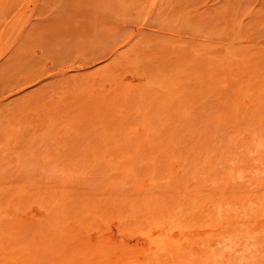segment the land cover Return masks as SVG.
Here are the masks:
<instances>
[{
	"label": "bare ground",
	"instance_id": "obj_1",
	"mask_svg": "<svg viewBox=\"0 0 264 264\" xmlns=\"http://www.w3.org/2000/svg\"><path fill=\"white\" fill-rule=\"evenodd\" d=\"M53 1V0H52ZM51 1V2H52ZM64 1V0H63ZM68 1L69 0H65V2H61V4L62 5H64V4H66L67 3V5H65V6H71V7H73V8H75L74 9V11H76L77 9H76V5H77V3H76V5H75V3L73 4H71L70 2L68 3ZM71 1V0H70ZM75 1H79V0H72L71 2H75ZM81 1V2H80ZM79 2H80V6H82L81 4L83 3L84 4V2L83 1H87V0H80ZM114 1V0H113ZM118 1V0H117ZM131 2H130V4L132 5L133 4V1L134 0H130ZM141 1V4H143L142 3V1L143 0H140ZM152 1V0H151ZM166 1H168L169 2V0H164V1H162V2H165V4H166ZM196 1H198V0H194V2H193V0L192 1H190V0H188V2H190V4H188L189 6L191 5V6H193L194 5V3L196 2ZM208 1V0H207ZM212 1V0H211ZM210 0H209V2L211 3V4H213L212 2H211ZM217 1V0H216ZM230 1H233V0H230ZM229 1V3H232V2H230ZM246 1V0H245ZM254 0H252V1H250V0H247V2H249L248 3V5H247V7H248V10H245L244 9V13H239L236 9H238L239 10V4L241 3L239 0H238V5L237 6H230V10H229V7H227L226 6V8L228 9V12L230 11V12H232V13H228L226 10V8L224 9H222V4L220 5L219 3V7L221 8V9H216L215 8V6L213 7L212 5V7H213V9L214 10H216V12L214 13V15L220 10V14L222 15V18H223V20L225 19V20H227V16L224 14V13H228V15H231V14H233V15H231V16H233V18L230 16V18H228L229 20H227L228 22H229V24H230V26H229V24H228V26L226 25L225 27H224V25H225V23L227 22V21H225L224 20V25H223V27H224V30H226L225 31V33L223 32L224 30H222L221 28H223V27H221V23L220 22H218V21H221L222 19H220V20H218V16H219V12L217 13V15L216 16H213L212 14H211V10H210V12H209V10H208V14L205 12V11H202L201 9L202 8H204L206 5V7H208V5L210 4L209 2V4H206L204 7H203V4H200L201 6H198V8L199 7H201V8H199V12L197 13L196 12V16H195V14H193L194 12H192L191 10H193V11H197L196 9H197V7L194 5L193 6V9H189V8H192V7H189L188 8V6H187V4H183L182 3V0H179V2H178V0L176 1V0H172L171 1V6L170 5H168L167 4V6H170V8H168L167 6H165V4H164V7H167L166 9H171V7H172V2H176L175 4H179L180 2L183 4V6L181 5V4H179L180 6H181V8L183 7L184 8V6H185V8L183 9H181L180 7L178 8V4L177 5H173V7L175 8L176 6V9H178L179 11H177V10H175L174 8H172L173 10H175V11H172V12H176L177 11V15H175V14H172V13H167L168 11L166 10V15L164 14V16H162L161 17V20L163 19V20H166V21H164V24H161L160 25V22H156V24H154L153 22H151V21H149V22H151V23H153L152 25H158L159 24V27L161 26V29H163V31H164V29H165V27H166V30L169 32V30L168 29H172V28H174V30L172 31L173 33L174 32H176L177 34H179L180 32H184V31H186V30H189V31H191V32H189V31H186L185 33H190V35L189 36H193V38L192 39H194V37H198V38H200V37H202V34L204 33V34H207V32H208V34H209V31L210 30H208V25L209 26H211V25H213V27L212 28H214V27H216V26H219L217 29H219V30H222V31H218L217 29H211L212 31H214L215 30V32L216 31H218L217 33H220V34H222V35H224V34H226V32H227V29H228V27L230 28L229 29V31L227 32V33H229V32H231V31H233V32H236V34H234V39L233 40H231V42H235L236 40H237V42L239 41V43H240V41H242V39L244 38V39H246L247 37V39L249 40L250 38H251V36L252 35H255L256 34V32L259 30V32H258V35H255V37H257V36H260L258 39L256 38V39H254L253 37H252V40H249L248 42H252L253 41V39L256 41V42H258V40H259V42H261V45H260V43L258 42L257 44H259L260 46H262V45H264V40H263V42L261 41L262 39H264V34H262V33H264V28H263V32L261 33V31L262 30H260V29H262V26L264 25L263 23H264V19L262 18V17H264V15H263V13H264V11H263V7H262V5L264 4V0H263V4L262 3H260V1L258 2V0H256V6L257 7H259V9H255V8H257L256 6H255V3L253 2ZM115 2V1H114ZM136 2H137V6L135 7V8H138V2H139V0H136ZM154 2V1H153ZM193 2V4H191ZM206 2V1H205ZM227 2H228V0H227ZM246 2V3H247ZM251 2H253L254 3V7H253V9L254 10H256L257 11V14H252V13H256V11H252V9H251V7L249 6V4L251 3ZM58 3H60V2H58ZM120 3H123V2H120ZM119 3V4H120ZM229 3L228 4H226V5H229ZM236 3V2H235ZM69 4H71V5H69ZM115 4V3H114ZM124 4H127V3H124ZM145 4V3H144ZM152 4V3H151ZM195 4H198V3H195ZM237 4V3H236ZM252 4V3H251ZM261 4V5H260ZM58 6L60 5V4H57ZM74 5V6H73ZM121 5V4H120ZM119 5V7L122 9V7L124 6H120ZM134 5H136V4H134ZM160 5H161V3H160ZM199 5V4H198ZM214 5V4H213ZM217 5V4H216ZM232 5V4H231ZM243 5H245V4H243ZM65 6H63V8H65ZM154 6V5H153ZM156 6V5H155ZM211 6H209V7H211ZM60 7V6H59ZM62 7V6H61ZM61 7H60V9H61ZM114 7H116V9H118V7L116 6V4L114 5ZM127 7H128V4H127ZM127 7H123V8H125V10H127L126 8ZM134 7V6H133ZM162 7H163V5H162ZM162 7H160V8H162ZM164 7L162 8V9H164ZM235 7H237L236 9H235ZM62 8V9H63ZM129 8V7H128ZM147 8H148V6H147ZM150 8V7H149ZM159 7H157V9L159 10L160 9ZM189 10H188V9ZM249 8H250V10H249ZM260 8H261V11L260 12H258L259 10H260ZM41 9H44V8H41ZM59 9V10H60ZM82 9H83V7H82ZM81 9V10H82ZM115 9V8H114ZM115 9V10H116ZM171 9V10H172ZM195 9V10H194ZM73 10V9H72ZM85 10H88V9H84V11ZM112 10V9H111ZM149 10V9H148ZM181 10H182V12H183V10L185 11V12H181ZM225 12H224V11ZM233 10V11H232ZM234 10H236V11H234ZM243 10V9H242ZM242 10H240V11H242ZM62 10H60V12H61ZM71 11V10H70ZM78 11V10H77ZM80 11V10H79ZM78 11V12H79ZM83 11V10H82ZM117 11V10H116ZM118 11H124V9L123 10H119L118 9ZM165 10H163L162 12H161V14L164 12ZM186 11H191L190 13L192 14V15H194V16H191V17H195V18H192V19H194L193 21H195V24L191 21L190 22V19H188L189 21V24H188V22H187V20L184 22L183 20V22H182V24H188V27H187V25L185 26L186 28H183L184 26L181 24V22H179V20L177 19V20H175L176 22H175V24L176 25H179L180 24V27L181 28H183V31H182V29H181V31L179 30L180 29V27L178 26V28H175L174 26H176V25H174L173 27H172V25L174 24H172V25H170V28H167V27H169L168 26V24H165V22H170L171 20L170 19H172V18H174V16H178V14L180 13V16H182L183 17V15L185 14V13H187ZM202 11V12H201ZM213 11V10H212ZM246 11V12H245ZM249 11H251V12H249ZM262 11H263V13H262ZM63 12V11H62ZM61 12V13H62ZM87 14L86 15H90L91 16V14L93 15L94 14V16H95V13L94 12H91V11H89V12H87V11H85ZM205 12V14H207V15H203V13ZM222 12V13H221ZM234 12V13H233ZM236 12L238 13L237 15H236ZM53 13V12H52ZM82 12L80 11L79 12V14L80 15H83V13L81 14ZM100 13V12H99ZM97 13L96 12V17H97V14L99 15L98 17H97V19H98V21H99V23L100 22H102V20H104L103 19V17L100 19L99 17H100V14H104V13ZM111 13V12H110ZM115 13H117V12H115ZM115 13L114 14H110L111 15V17H110V15L109 14H104V18H105V20L107 21V18L108 17H110L111 19L109 20L108 19V21H109V23H110V21H112L111 22V25H113L114 24V26L116 25V20L118 19L117 18V16L119 17V19L118 20H120V21H122L123 22V20L122 19H120V17H121V14H123L124 16H125V13L124 12H121L120 14L119 13H117L116 15H115ZM158 14H159V12H157ZM189 13V12H188ZM187 14V15H191V14ZM245 13H246V15H247V17L245 16ZM259 13L261 14V15H263V16H259ZM55 14H58V15H61V14H59V11H57V13H56V11H55ZM63 14H64V12H63ZM74 14H76V12H74ZM78 14V13H77ZM157 14V15H158ZM160 14V15H161ZM169 14V18L167 17V15ZM172 14V17L170 16ZM182 14V15H181ZM199 14V15H198ZM201 14H202V16H204V18L206 19H203V18H201L202 16H201ZM244 14V15H243ZM250 14V15H249ZM251 14H252V16H251ZM53 15V14H52ZM70 15V14H69ZM69 15H66V16H69ZM107 15V16H106ZM114 15L116 16V18L114 17ZM157 15H156V17H157ZM163 15V14H162ZM186 15V14H185ZM186 15V16H187ZM210 15H211V17L213 18L212 20H209V19H211L210 18ZM240 15V16H239ZM242 15V16H241ZM256 15H258L257 17H256ZM72 15H70L69 17H71ZM114 17V19H113V17ZM124 16H122L123 17V19H124ZM184 16L185 18H187V17H189V16ZM197 16H201L200 18V20L198 19V18H196ZM206 16V17H205ZM225 16V17H224ZM246 17V20H248L249 19V21H247L246 23H248V24H246L244 21H242L240 18H242V17ZM53 18H51L52 20L54 19V16H52ZM61 17V16H60ZM63 18H64V16H62ZM74 17H78V16H74ZM73 17V18H74ZM81 17V16H80ZM79 17V18H80ZM160 17V16H159ZM164 17H165V19H164ZM182 17H180V18H182ZM183 17V18H184ZM217 17V19H215V18ZM240 17V18H239ZM245 17H244V19H245ZM250 17H252V18H250ZM260 17V18H259ZM62 18V19H63ZM176 18V17H175ZM174 18V19H175ZM232 18V19H231ZM236 18V19H235ZM57 19V18H56ZM55 19V20H56ZM72 19V18H71ZM71 19H70V21H71ZM83 19V21H84V19L85 18H82ZM82 19H79V20H81L82 21ZM96 19V18H95ZM96 19V20H97ZM100 19V20H99ZM170 21H169V20ZM174 19H172V21L174 20ZM191 19V20H192ZM231 19V20H230ZM234 19V20H233ZM241 20L240 21V24L238 23V24H236V26L237 25H240V26H237L236 27V31H235V28H234V30H231V28L233 29V27H235V22H233V21H236V23L237 22H239V20ZM263 19V20H262ZM50 20V19H49ZM86 20V19H85ZM115 20V23H113V21ZM117 20V21H118ZM125 20V19H124ZM203 20V22H201ZM210 21V22H212L213 20V24H211L210 25V23L208 22V21ZM215 20H218L217 21V24H215L216 23V21ZM245 20V21H246ZM254 20V21H253ZM255 20H257V21H255ZM59 21V20H58ZM76 21V20H75ZM97 21V22H98ZM107 21V22H108ZM119 21V22H120ZM171 21V22H172ZM197 21H199V23L197 22ZM258 21H260V22H258ZM262 21V22H261ZM52 22V21H51ZM54 22V21H53ZM60 22V21H59ZM58 22V23H59ZM62 22V21H61ZM142 22V21H141ZM149 22H148V24H149ZM174 22V21H173ZM187 22V23H186ZM206 22H208V23H206ZM241 22H242V24H241ZM251 22H252V24H251ZM41 23V22H40ZM44 23H46V22H44ZM69 23V22H68ZM79 24L78 25H80L81 23H80V21L78 22ZM98 23V24H99ZM161 23H163V22H161ZM179 23V24H178ZM196 23H198L199 25H196ZM200 23H201V25H200ZM232 23H233V25H232ZM246 24V26H244L245 24ZM257 25H256V24ZM260 23V24H259ZM36 24V23H35ZM34 24V25H35ZM52 24V23H51ZM63 24V23H62ZM66 24V23H65ZM65 24H63V27L62 28H64V25ZM70 24V23H69ZM73 24V23H72ZM77 24V21H76V23H74V25H76ZM117 24H119V23H117ZM123 24V23H122ZM170 24V23H169ZM192 24H194V25H192ZM205 24V26H203ZM215 24V25H214ZM254 24V25H253ZM261 24H263V25H261ZM33 25V24H32ZM39 25V24H38ZM37 25V26H38ZM42 25H43V23H42ZM56 25V24H55ZM67 25V24H66ZM151 25V26H152ZM163 25V26H162ZM164 25H167V26H164ZM191 25V26H190ZM206 25H207V27L208 28H206V30L204 29H202V27L200 28V26H203V27H206ZM244 26V28L246 29V27L249 29V31L251 30L252 32H249V34H248V36H245V35H241V34H246V33H248L245 29H243L242 28V26ZM248 25L249 26H251L252 25V27L250 28V27H248ZM261 25V26H260ZM40 26H41V24H40ZM51 26V25H50ZM100 26H101V24H100ZM190 26V27H189ZM192 26H194L195 27V29H194V27H192ZM199 26V27H198ZM231 26H233V27H231ZM254 26H256L258 29L255 31V29H256V27H254ZM42 27V26H41ZM41 27H40V30H41ZM45 27V26H44ZM53 27V26H52ZM66 27V26H65ZM147 27V26H146ZM158 27V26H157ZM158 27V28H159ZM162 27H164V28H162ZM221 27V28H220ZM253 27H254V29H253ZM264 27V26H263ZM32 28V27H31ZM34 28L36 29V27L34 26ZM51 28V27H50ZM60 28V27H59ZM58 28V29H59ZM62 28H60V29H62ZM68 28V30H71V28H69V26L67 27ZM66 28V29H67ZM93 28V27H92ZM91 28V29H92ZM102 28V27H101ZM106 28V27H105ZM108 28V27H107ZM110 28V27H109ZM149 28H150V24H149ZM187 28H192V29H187ZM198 28H199V31H198ZM43 29V28H42ZM49 29V28H48ZM47 29V31H49ZM53 29L55 30V29H57V27L56 28H54L53 27ZM57 29V30H58ZM83 29H85L86 30V28L84 27ZM111 29H112V27H111ZM111 29H109V30H111ZM157 29V28H156ZM175 29H176V31H175ZM180 31H178V30ZM186 29V30H185ZM198 31L197 33H195V31ZM203 30V31H201V30ZM241 29H243L242 31H244L245 30V32H243V33H241L239 30H241ZM24 30H26V29H24ZM28 30H32V33L34 32L33 31V28L32 29H28ZM27 30V32L28 33H31L30 31H28ZM39 30V29H38ZM37 30V31H38ZM46 30V29H45ZM45 30L43 29V31L42 32H45ZM49 31V35H55L56 34V38L58 39V37L60 38L61 37V39L60 40H63V36L62 35H64L65 36V34H66V32H65V34H62L61 36H60V31H57V32H59V34L58 33H56L55 31ZM76 30V29H75ZM80 30H81V28H80ZM88 30V29H87ZM93 30H95L94 28H93ZM103 30V29H102ZM106 30V29H105ZM145 30H146V28H145ZM150 30V29H149ZM159 30V32H161L162 30H160V29H158ZM165 30V31H166ZM254 30V31H253ZM61 31H63V29L61 30ZM66 31V30H65ZM78 31V30H77ZM84 31V30H83ZM194 31V35H192V32ZM204 31H207L206 33L204 32ZM26 32V34L25 35H27V37H28V35H30V34H28ZM50 32H52V33H50ZM54 32H55V34H54ZM64 32V31H63ZM76 32V31H75ZM90 32V31H89ZM97 32V31H96ZM147 32V31H146ZM154 32H155V30H154ZM154 32H153V34H154ZM171 32V31H170ZM199 32H201V33H199ZM215 32H212L211 33V31H210V34L209 35H207V36H204L205 38V41H206V37H207V39H209L208 37H210V38H213L214 36V34H215ZM255 32V33H254ZM13 33H16V31L15 32H13ZM18 33V32H17ZM16 33V34H17ZM35 33H37L36 32V30H35ZM67 33H68V31H67ZM69 33H71L70 31H69ZM68 33V34H69ZM74 33V32H73ZM76 33H79V32H76ZM92 33H94V31L92 32ZM99 33V32H98ZM103 33H105V32H103ZM138 33H140L139 31H138ZM157 33V32H156ZM163 33H165V32H163ZM172 33V34H173ZM185 33H182L183 35L185 34ZM238 33V34H237ZM251 33V34H250ZM34 34V33H33ZM37 34H39V35H41V33L40 32H38ZM37 34H34V36H32V39H34V38H36V39H38V40H40L41 38H37L36 36H37ZM47 34H48V32H47ZM83 34H85V33H83ZM100 34V33H99ZM102 34V33H101ZM106 35H107V33H105ZM169 34V33H168ZM182 34L181 35H179V36H182ZM203 34V35H204ZM230 34V33H229ZM14 35V34H13ZM20 35V34H19ZM36 35V36H35ZM45 35V34H44ZM48 35V36H49ZM72 35V34H71ZM74 35H75V33H74ZM79 35H80V33H79ZM81 35H82V32H81ZM80 35V36H81ZM88 35H90L89 33H88ZM102 35H104V34H102ZM125 35H127V34H125ZM129 35V34H128ZM140 35V34H139ZM171 35V34H170ZM174 35V34H173ZM187 35V34H186ZM185 35V36H186ZM200 35V36H199ZM247 35V34H246ZM249 35H251V36H249ZM262 35V36H261ZM69 36V35H68ZM79 36V37H80ZM133 37V39H131V40H133L134 41V39H135V36H136V38L137 39H135V41H138V39H141L140 38V36H138V35H136L135 33H134V35L132 34V35H130V37ZM146 36V37H145ZM175 36V35H174ZM174 36H172V37H174ZM239 36H240V38H239ZM244 36V37H243ZM26 37V38H27ZM34 37V38H33ZM44 37V36H43ZM72 37V36H71ZM75 37V36H74ZM106 37V39H108L107 37L108 36H105ZM115 37V36H114ZM113 37V38H114ZM129 37V36H128ZM128 37H127V39H128ZM129 37V38H130ZM131 37V38H132ZM168 37V36H167ZM183 37V36H182ZM223 37H225V35L223 36ZM223 37H221L222 39H224ZM263 37V38H262ZM55 38V37H54ZM76 38H78V36H76ZM109 38H110V36H109ZM112 38V39H113ZM147 39V41H153V40H150L151 38L150 37H148V35H147V33L144 35V43L143 44H145V42H147L146 41V39ZM187 38V37H186ZM189 38V37H188ZM187 38V39H188ZM191 38L190 39H188V43H189V46H188V43H186V44H183V43H185V42H183L182 43V40H185V38L184 39H182V38H179V40L177 39L176 41L174 40V42H176V44L172 41V40H169L170 41V43H171V41L175 44V46L174 45H172V43L170 44L169 43V41H166V40H162L163 42L165 41V43L168 45V46H170L171 47V45H172V48L171 49H169V51L167 50V48H166V44L163 46V45H161V44H159V42L161 41H159V39L158 40H155L156 41V43H154V41L152 42V43H154V45L156 44V46H153V44L151 43V45H152V47H150L148 44L146 45L147 46V49L145 48V46H144V48H143V50L144 51H148V52H145L146 54H145V57L143 58V56H144V51L143 50H140L141 51V55L139 54V50L137 49V47H139V44L141 45L142 43V39L140 40V41H138V42H140V43H132V45L131 44H129V43H131V42H129L127 39H126V41H128L127 42V44L129 45V47L128 48H130V49H128V50H130L129 52H127V54H129V56L132 58V56H134V54H135V56H136V58H137V56H141V59H139V61H141V62H139L136 58H135V56H134V58H132V60H131V58L130 57H126V55L123 53V56H122V54L120 55V54H117V57H118V59H115V61H123V59L126 61V63H125V61L124 62H122L123 63V65H121V64H119V65H115V64H113V66H115L114 68L115 69H118V67H119V70L118 71H120V73H122V71L123 72H125V70H127V69H131V68H135V70L137 69V72H138V68H139V71H141V72H139L140 73V76H141V74H143L142 73V71L144 72V70L145 71H148V70H150V72L148 71V73H151V70H152V72H153V70L155 71V72H157V73H154L153 72V74L156 76V75H158L157 76V78H159V76L161 75H163V72L165 71V68L163 67V66H166V64H167V66L169 65V67H168V69L166 68V72H164L165 74V76H168L170 73V76H172L173 78H175V75L177 76V78H175V80H177V83H179L180 85H183L182 83H183V81H184V79L186 78V77H188V78H190L191 76V78H190V81L191 82H189V79H188V83H184V85L182 86V87H180L179 85H176V86H179L178 87V89L181 91V90H183V91H181L180 93H181V95H179L180 93L178 92L179 90L177 89V87L175 86V82L174 83H172L173 85H174V89H173V92H171V94L173 93V94H175V96H179L178 97V99L179 98H181L182 97V93H183V96H184V94L186 95L185 97H184V99L183 100H179V102L176 100V103L177 104H179L180 102L182 103L181 105L182 106H179L180 107V109L182 110V112L184 111V112H186V114H187V112H188V114H189V116H188V114L186 115L187 116V118H186V116L184 117V115H183V113H182V115H181V113L180 112H178L179 111V108H178V106H177V109L175 110V108H176V105H174L175 104V102H172V100H171V103L172 104H170V99H173V98H169V95L166 93V92H169L170 93V91L172 90H170V88L171 87H173L172 85L168 88V87H166V88H168L169 90H167L166 89V91H165V87L164 86H166V85H164V86H161L160 85V82L161 83H166V77H163V78H161V76H160V78L159 79H157V81L159 82L158 84H155L156 86H152L153 88H152V90H151V83L150 84H148V83H146V81H145V83L148 85V88H150V89H147V87H146V85H145V83H143L144 81H142V83L144 84V87L146 88V90L147 91H149V92H151L152 94L153 93H155V94H157V95H154V96H157L156 98L158 99V101H157V99H154V96H153V100L152 101H154L155 100V102H159L160 103V105L161 106H159L158 104V106H159V110H161V111H163V112H161V111H159L158 109H157V114H158V112H161V114L163 113V114H165V116H169V114H170V110H172V112H178V116H176V117H174L175 116V114L173 113H171L170 115L171 116H169L170 118H172V119H170V120H172L171 122H173V125H172V123H169L168 125H167V127L171 124V126H169L168 128H172V127H174L175 128V126H177V128H178V123H176V122H178V121H176V120H174L175 118H177V120H179V123H182V122H186V124H184L183 126L181 125L180 126V128L182 129L181 131H187L188 129V125H190V124H188L187 125V120H188V122H189V117L191 116V115H193V114H190V112H191V109H190V111H188V110H186L187 108H183V105H187V104H189V105H187V106H190L191 104V102L193 101L194 102V98L192 97V96H194V94L196 93V95H201V96H204V97H206L205 95L206 94H208V93H206L205 94V92H211L210 94L212 95L213 94V91L211 90V89H209L208 91H206V90H204L205 88H210V87H212V86H214L215 88H217L218 86H219V89H223V87H224V85H223V87H221L220 88V85L221 84H224L225 83V81L226 80H228L229 81V79L232 81V79H233V76H232V79H231V77H229V79H227L228 77H226V75L227 76H231V71H233L232 69L231 70H229L230 69V67L232 66V65H234V66H232V67H235V71H237V72H243V75L242 76H248V77H252L253 79H254V76L256 75V74H258V72H260L259 73V75L260 76H262V75H264V60H261V61H263V62H259V61H256L257 60V58H255L256 60H254V57L252 56V54L255 56V53H258V54H256L257 55V57H260V55L262 54V50H264V49H261V48H264V46H262V47H260L259 46V48H258V45L256 46V42H254L255 44V48H258V49H261V51L260 50H255V48H254V50H252V47L248 50L246 47V50H247V52L245 53V51L246 50H243V48H242V50L244 51L243 53H244V55H242L241 56V54L239 53V52H237L236 51V49H235V51L237 52V54H236V52L235 51H233L232 49H231V47H230V45L231 44H229L230 43V41H227V45L225 44L224 45V43H220L219 44V42H221L222 40L220 39H218V38H216V39H218V46L217 47H219V46H221V44L222 45H224L225 47H224V49H225V55H223L224 54V52H221V54L219 53L220 51H217V49H215V44H213V43H211V42H215L214 40H212L211 39V41H210V39L209 40H207V42H205L206 44H209V43H211L212 44V46L214 45V48L212 49V46L210 47V46H205L204 47V45L202 46V44H200V42L202 41V39H197L198 41H200V42H198V41H193V42H189V40L190 41H192L191 40ZM226 38V37H225ZM238 38H239V40H238ZM261 38V39H260ZM35 39V40H36ZM46 39V38H45ZM52 39H53V37H52ZM65 39H67V38H65ZM75 38H73V39H71L70 40V38L67 40V41H64V42H74V45L76 44V39L74 40ZM89 39H90V37H89ZM94 39V38H93ZM115 39V41L114 42H116L117 41V39L118 38H114ZM113 39V40H114ZM186 39V40H187ZM228 39V38H227ZM226 39V40H227ZM247 39L245 40L246 42H247ZM50 40V39H49ZM59 40V41H60ZM80 40V39H79ZM78 40V41H79ZM91 40H92V38H91ZM110 40V39H109ZM113 40H110L111 41V43H112V41ZM225 40V39H224ZM226 40L225 41H223V42H226ZM48 41V40H47ZM57 42V45L60 47V48H63V47H66L68 50H72L71 49V47L70 48H68V45H66V46H64L63 44H66V43H64L63 41V43H61V41H60V44L58 43V40H54V43L56 44V42ZM109 41V42H110ZM119 41V40H118ZM159 41V42H158ZM179 41H180V43H179ZM209 41V42H208ZM87 41H85V43H86ZM104 42H106V41H104ZM108 42V43H109ZM124 42V41H123ZM162 42V43H163ZM170 44H168V43ZM42 43V42H41ZM40 43V44H41ZM47 43H49V42H47ZM82 43V42H81ZM80 43V44H81ZM84 43V42H83ZM107 43V42H106ZM106 43H103V45L104 44H106ZM107 43V44H108ZM118 43V42H117ZM117 43H115V44H117ZM120 43V42H119ZM121 43H122V41H121ZM120 43V44H121ZM149 43V42H148ZM158 43V44H157ZM181 43L183 44V45H185V46H183V45H181ZM201 43H203V41L201 42ZM30 44V43H29ZM38 44V43H37ZM46 44V43H45ZM44 44V45H45ZM49 44H51V43H49ZM79 43H77V45H78ZM94 44V43H93ZM92 43H90V46H88V47H92V45H93ZM113 44V43H112ZM120 44H117V46H119ZM123 44V43H122ZM133 44H134V46H133ZM138 46H137V45ZM32 45V44H31ZM100 45H101V43H100ZM100 45H99V48H100ZM157 45H159L158 47H157ZM239 45H241V44H239ZM253 45V44H252ZM253 45V46H254ZM37 46V45H36ZM39 46V45H38ZM42 46V45H41ZM58 46H56V48L58 47ZM62 46V47H61ZM96 46V45H95ZM94 46V47H95ZM108 46H110V44L109 45H107L106 47L107 48H110V47H108ZM116 46V47H117ZM137 46V47H136ZM161 46V47H160ZM186 47L185 49L183 48V47ZM187 46H188V50H186L187 49ZM227 46V47H226ZM251 46V45H250ZM47 49H49V50H47V51H49V53L48 52H46V53H48L49 55L50 54H52L50 51L52 50V48H49V47H54L53 46V44H51V46L50 45H48V47L47 46H45ZM58 47V48H59ZM80 47H84V46H80ZM79 47V48H80ZM86 47V46H85ZM84 47V48H85ZM87 47V48H88ZM115 47V46H114ZM132 47V48H131ZM136 47V48H135ZM166 48V51H168L167 53H169V55H173V56H169V55H166L165 53H164V51L162 52V50H164L163 48ZM242 47V46H241ZM240 47V48H241ZM244 47V46H243ZM248 47V46H247ZM33 48H35V46L33 47ZM59 48V49H60ZM77 48V47H76ZM113 48V47H112ZM119 48V47H118ZM117 48V49H118ZM141 48V47H140ZM149 48H151V49H149ZM152 48H153V51H154V53H153V51H152ZM158 50H157V49ZM39 49V48H38ZM51 49V50H50ZM89 49V48H88ZM87 49V50H88ZM94 49V48H93ZM111 49V48H110ZM137 49V51H138V53H137V55H136V52L137 51H132V50H136ZM159 49L161 50L160 52H159ZM210 49H212L211 50V52H215L216 53V51L218 52V54H216V55H214L213 53H211L210 55L211 56H207V55H209L208 54V52H209V50ZM30 50V49H29ZM32 50V49H31ZM30 50V51H31ZM34 50V49H33ZM33 50L31 51V52H33ZM36 50V49H35ZM42 50V49H41ZM56 50V49H55ZM64 50V49H63ZM79 50V51H78ZM81 49H77V53H76V55H78L79 53H81L82 51H85L86 49H82V51H80ZM92 50V49H91ZM98 50H100V49H98ZM98 50L96 51V52H98ZM101 50H103V48H101ZM114 50H115V48H114ZM156 50H157V55L155 54L156 53ZM174 50V51H173ZM184 50H185V52H184ZM214 50V51H213ZM229 50V51H228ZM231 50V51H230ZM241 50V49H240ZM239 49H238V51H240ZM21 51V50H20ZM57 51H59V50H56V52ZM65 51V50H64ZM63 51V53L64 54H66L67 53V55H68V52L66 51V52H64ZM110 51V50H109ZM117 51V50H116ZM151 52V56H150V58H149V56H148V53H150ZM208 51V52H207ZM221 51H222V49H221ZM248 51L249 52H251L252 51V54H250V53H248ZM52 52H54V48H53V50H52ZM101 52H103V51H101ZM100 51H99V53L102 55V53H101ZM108 52V51H107ZM134 52V53H133ZM187 52V53H186ZM203 52H204V54H203ZM205 52H206V54H205ZM231 52H233V55L235 56H232V53ZM43 53V52H42ZM82 53H84V52H82ZM116 53H118V51L116 52ZM121 53V52H120ZM126 53V52H125ZM152 53L153 54H155V55H152ZM160 53V54H159ZM162 53L164 54V56L162 57ZM184 53H186V55H188V54H190L189 55V57L188 56H186ZM235 53V54H234ZM242 53V54H243ZM248 53V54H247ZM261 53V54H260ZM16 54V53H15ZM25 54V53H24ZM24 54H23V52H22V55L24 56ZM29 54H31V53H29ZM32 54H34V53H32ZM31 54V55H32ZM57 54V53H56ZM55 54V52H54V57H55V59L57 60V57L55 56L56 55ZM71 54V53H70ZM72 54H73V52H72ZM85 54L87 55H90L89 54V52L88 53H86V51H85ZM93 54V53H92ZM91 54V55H92ZM133 54V55H132ZM139 54V55H138ZM201 54H203V55H201ZM260 54V55H259ZM17 55H18V53H17ZM20 55V54H19ZM39 55V54H38ZM53 55V54H52ZM51 55V56H52ZM59 55H60V57H62L61 56V53L59 52ZM96 55V54H95ZM97 55H98V53H97ZM119 55L121 56V58H123V59H121L120 57H119ZM143 55V56H142ZM217 55H220L222 58L221 59H218V58H220L219 56H218V58L217 57H213V56H217ZM23 56H21V57H23ZM33 56H36V54L35 55H33ZM33 56H31V57H33ZM41 56H43V55H41ZM50 56V57H51ZM73 56V55H72ZM104 56V55H103ZM128 56V55H127ZM154 56V57H153ZM155 56H156V58H157V60L155 61L154 60V58H155ZM186 56V57H185ZM193 57L192 59L190 58V57ZM201 56V57H200ZM245 56L247 57V56H251L250 57V59L252 58L253 60V62L254 61H256V62H254L255 64L257 63L258 65H261L260 67H261V71H260V69H259V71H257V70H255L256 68L258 69V68H260V67H257L258 65L256 64H254V63H252V61H248L247 59H245V62L243 63V62H236V60H237V58L238 57H240V59L238 58V61L240 60H244V58H245ZM262 57L261 58H258V59H264V53H263V55H261ZM19 57V56H18ZM36 57H38V56H36ZM48 57V56H47ZM49 57V58H50ZM59 56H58V60L60 61L61 59H59L60 58ZM64 57H65V55H64ZM67 57V56H66ZM74 57H75V55H74ZM78 57V56H77ZM76 57V58H77ZM83 57H85V58H87L86 56H83ZM99 57V56H98ZM117 57H115V58H117ZM148 57V58H147ZM153 59H152V58ZM170 57V58H169ZM172 57V58H171ZM174 57V58H173ZM204 57V58H203ZM207 57H210L211 59H209V58H207ZM232 57H233V59L235 60L234 61V63L232 64V62L231 61H233V59H232ZM241 57L243 58V59H241ZM256 57V56H255ZM15 58V57H14ZM14 58H13V60H14ZM16 58H17V56H16ZM35 57H33L32 59H34ZM95 58V57H94ZM102 58V57H101ZM100 58V59H101ZM130 58V59H129ZM146 58V60L144 61V59ZM159 58V59H158ZM163 59L164 58V60H166V61H164L166 64L165 65H163L164 63H163V61L161 62V61H159L160 59ZM195 58V59H194ZM214 58H216V60L214 59ZM39 59V58H38ZM44 59V58H43ZM48 59V58H47ZM51 59H54L53 57L51 58ZM54 59V60H55ZM66 59V58H65ZM88 59V58H87ZM89 59H91V58H89ZM129 59V60H128ZM149 59V60H148ZM151 59V60H150ZM186 61H185V60ZM187 59H190V60H187ZM228 59V61H229V59H230V61H229V65H231V66H228L227 64L228 63H226V64H222V62H225V60H227ZM12 60V59H11ZM55 60V61H56ZM58 60L56 61V62H58ZM128 60V61H127ZM149 62H148V61ZM153 60V61H152ZM167 60H168V62H167ZM171 60V61H170ZM185 61V64H181V63H184V61ZM198 60H199V62H198ZM207 60V61H206ZM209 60V61H208ZM22 61H23V63H26V62H24V60L22 59ZM26 61V60H25ZM29 62H30V56H29V60H28ZM34 61V60H33ZM49 61H51V60H49ZM64 61V60H63ZM62 60H61V62H63ZM88 61H90V60H88ZM132 61H135L134 63V66L133 67H131L132 65H133V62ZM147 61V62H146ZM152 61V62H151ZM158 61V62H157ZM173 61V62H172ZM13 61H10V63H12ZM29 62H27V64L29 65ZM38 62V61H37ZM46 62V61H45ZM53 62V61H52ZM91 62V61H90ZM94 62H95V59H94ZM132 62V64H130V63ZM136 62H139V63H141V64H138V63H136ZM142 62H146V64H143ZM153 62H155V66L152 64ZM156 62H157V64H156ZM161 62V63H160ZM235 62L237 63V64H235ZM9 63V64H10ZM19 63H21V64H23L22 62H19ZM32 63V62H31ZM129 63V64H128ZM160 63V64H159ZM173 64V65H171V64ZM193 63H195L194 65H193ZM197 63L200 65H197ZM200 63H203L202 64V66H201V64ZM231 63V64H230ZM245 65L246 64V66L245 67H247V68H244L243 66V64ZM249 63V64H248ZM251 63H252V66H251ZM261 63V64H260ZM263 63V64H262ZM6 64H8L7 62H6ZM5 65L6 67L8 66H11V65ZM33 64V63H32ZM40 64H41V62H40ZM39 64V65H40ZM56 64V63H55ZM127 64V66H125V65ZM136 64H138V65H140V66H142V68H140V67H138L137 68V66H135ZM174 64H175V66H174ZM189 64H190V66H189ZM205 64H207L208 66H209V68H208V66L206 67V70L208 69V72H211V73H214L215 75H219V77L220 78H222V76H223V74H224V82L222 83V81H223V79H222V81L221 82H218L219 80H221L219 77H217V78H219L218 80H217V78L215 77V75L214 74H209L208 76H211V75H213V76H211L210 77V79H214V77H215V80H217V82L218 83H221L220 85L218 84V86L216 85V82H215V80H214V82H215V84L214 85H211L210 87L207 85V84H210V83H212V82H210L208 79V77H207V75L206 76H204L203 77V75H201V73H200V71H198V70H196L198 67H200V68H203L204 66L203 65H205ZM242 64V65H241ZM256 66L255 67V69H254V65ZM34 65V64H33ZM41 65H43V64H41ZM61 65V64H60ZM84 65H86V64H84ZM122 66V68H121V66ZM130 67H129V66ZM146 65V67H145V69H144V66ZM149 65V66H148ZM156 65H160V67H157ZM162 65V66H161ZM184 65V66H183ZM197 67H196V66ZM227 65V66H226ZM239 65V66H238ZM263 65V66H262ZM4 66V67H5ZM27 66V65H26ZM82 66V65H81ZM110 66V65H109ZM109 66H106V71L108 70V75H109V70L111 69V67L109 68V69H107V67H109ZM111 66H112V63H111ZM113 66H112V68H113ZM118 66V67H117ZM172 66L174 67L172 70L170 69V68H172ZM177 66H182V67H177ZM187 66V68H183V67H186ZM194 67L193 69H192V67ZM211 66H213L212 68H211ZM250 66V67H249ZM5 67V69H7ZM19 67H21V65L19 66L18 65V67L16 68V71L18 70V71H21V70H19V69H21V68H19ZM22 67H23V65H22ZM117 67V68H116ZM124 67V68H123ZM125 67H127V68H125ZM156 67V68H155ZM188 67H189V69H188ZM191 67V68H190ZM216 67H219V69L218 68H216ZM221 67V68H220ZM223 67V68H222ZM226 67V68H225ZM228 67V68H227ZM240 67H243V69L241 68L240 69ZM121 68V69H120ZM152 68H154V69H152ZM158 68V69H157ZM163 68V69H162ZM175 68H177V69H175ZM224 68H225V70H224ZM250 68V69H249ZM11 69V68H10ZM23 70H24V67L22 68ZM40 69V68H39ZM42 69V68H41ZM40 69V70H41ZM123 69V70H122ZM141 69V70H140ZM144 69V70H143ZM157 69V70H156ZM181 69L182 70V73H180L181 72V70H180V72H179V70ZM185 69V70H184ZM190 71V73H189V71ZM199 69V68H198ZM210 69H212V70H210ZM218 69V70H217ZM221 69V70H220ZM228 69V70H227ZM244 69H247V71H248V73H246L245 72V70ZM263 69V70H262ZM35 70V69H34ZM122 70V71H121ZM134 70V71H135ZM168 70H171V71H168ZM173 70H175L174 72H173ZM176 70H178V71H176ZM192 70H195V71H197V72H195V71H192ZM203 70H205V67H204V69ZM205 70V71H206ZM243 70V71H242ZM249 70H253L254 72L256 71V73L254 74V72L252 71V73H250V75H249ZM39 71V70H38ZM37 71V68H36V72H38ZM113 71H114V69H113ZM117 71V72H118ZM184 71V72H183ZM186 71L188 72L186 75L184 74V73H186ZM214 71V72H213ZM223 71H225L224 73H223ZM250 71V72H251ZM3 74H2V73ZM1 72H0V74H2L3 76H0V82H1V85H3V81H4V84L6 83V82H9L10 80H12L11 79V75H8L7 73H9V72H3V70H1ZM42 72V71H41ZM40 72V73H41ZM136 72V73H137ZM160 72H162V74L160 73ZM169 72V73H168ZM174 74H173V73ZM176 72V73H175ZM178 72V73H177ZM192 72L193 73H195V75H200V77L205 81L204 83H206L207 82V86H204L205 88L203 89V86H202V89L203 90H201V88L199 87V83H202V84H204L202 81V79L200 78V77H197V76H193V74H192ZM216 72V73H215ZM220 72V73H219ZM227 72V73H226ZM240 72V73H241ZM263 72V74H261ZM21 72H18V76H20L21 75V77L24 79V77L22 76V74H20ZM39 73V74H40ZM61 73V72H60ZM63 73V72H62ZM83 73V72H82ZM86 73V72H85ZM90 72H88V74H89ZM92 73H93V71H92ZM99 73V72H98ZM112 73V71L110 70V74ZM115 73V71L113 72V74ZM138 73V74H139ZM146 74V75H149V74ZM179 73H180V75H179ZM199 73V74H198ZM219 73V74H218ZM228 73H230L229 75H228ZM247 75H246V74ZM5 74V75H4ZM24 74V73H23ZM113 74H111L110 75V77L111 76H114ZM116 74V76H117V74L118 73H115ZM160 74V75H159ZM190 76H189V75ZM242 74V73H241ZM251 74H252V76H251ZM6 75H7V77H6ZM15 75V74H14ZM59 75V74H58ZM80 74H78L77 76H79ZM81 75H85L84 73L83 74H81ZM89 75H91V73L89 74ZM94 75V74H93ZM99 75V74H98ZM103 75V74H102ZM145 75V74H144ZM178 75H179V77H178ZM16 76H17V74H16ZM17 76V77H18ZM63 76V75H62ZM143 76V75H142ZM170 76H168V78H170V79H168L169 80V83L173 80L174 81V79H172L171 80V77ZM258 76V75H257ZM2 77V78H1ZM10 77V78H9ZM74 77L75 76H73V79H74ZM195 77V78H194ZM197 77V78H196ZM213 77V78H212ZM5 78V79H4ZM64 78V77H63ZM85 78V77H84ZM84 78H82V80L84 79ZM105 78H106V76H105ZM118 79H120L119 77H117ZM156 78V77H155ZM193 78V79H192ZM208 78V79H207ZM252 78H249V80H251ZM260 78V79H259ZM9 79V80H8ZM65 79V78H64ZM67 79V78H66ZM87 79V78H86ZM178 79L180 80V81H178ZM187 79V78H186ZM185 79V81L184 82H187V80ZM253 79L250 81V82H252L253 81ZM256 79H258V80H260V82L256 85L257 87L255 88L254 86H253V88H255V90H250V88L252 87V86H250V88H249V85L250 84H252V83H250L249 85H247V87L244 85V83H242V82H239V80H237V79H233V81H232V83H230L231 81H226L227 83H225V88L222 90H220L219 92H220V94H218L219 92L218 91H216V93H217V95H221V96H226V95H222L221 94V91L222 92H224L225 94L226 93H228L227 95H230V94H232V95H234V96H232V98H231V96L227 99V100H225V106H223V105H221V107H220V105L219 104H221L222 102H220V103H217L218 101H217V99L219 100V101H221V99L224 101V97H222L221 98V96L220 97H218L217 95H216V93H214L213 94V96L211 97V96H208V95H210V94H208L207 96L208 97H211L212 99H214L213 97L215 96V98L217 97V99H215V101H217L216 102V104H215V102L214 101H212L211 103H209L208 102V100L210 99V98H206V99H208V100H206V102H205V104L208 102L210 105L213 103V104H215V106H219V108L217 107H214V109L213 108H211V106L209 105V106H207V111H211V110H209V109H212L214 112H216L215 111V108H216V110L218 109V111H219V109H221V108H224V109H221V111H219V113H214L213 111V113L211 112L210 114V119H209V117H207L208 115H206V117H207V119H206V122H205V120L203 119V117H200L199 118V121H200V119L201 120H203L204 122L202 123V121H200L201 123V125H200V130L203 128L206 132H208V135H209V137L206 135V132L204 131V130H201L200 131V133H201V136H200V134H199V128H198V124H197V122H198V118H197V121H195L194 119V121H195V124H196V126H197V128H198V133H195L196 131H195V129H193L192 127V125H190L191 126V128H189V130L190 129H192V130H190V131H192V133H190V131H188V134H187V132H185V135H187V137H186V139H188L189 141H190V139H194V140H196L195 142L193 141V143H196L197 144V142H202L203 140V142L202 143H200V145L203 147H201L200 145H199V147H198V144L196 145V147H194L195 145H193V143L191 142L190 144H188L189 143V141L188 140H186L185 139V141H184V138H183V136L181 137V136H179L178 135V132H176L177 134L176 135H174L175 134V132H171L170 133V135H171V137L174 135V140H172V141H175L177 138H178V140H176L175 141V143L177 144V146L175 147V143H168V141L167 140H169V141H171V138L170 139H167V140H164V139H162V137H164V136H162L161 138H159V136H161V135H159V134H157V135H154V137L155 136H157V137H155V138H157L156 140H155V142L154 143H156V141H158L159 143L160 142H162V147L160 146L161 144H159V146L157 145V147H155V145H152L153 143H149L150 145H148V143H147V146L146 147H148V146H150L151 148H152V150L153 149H157L158 148V150H157V152H155L154 153V151H153V153L156 155H160L159 156V158H157L156 159V156H154V154H150L151 156V158H154V160H151V158H148L147 160H145V159H141L137 154L138 153H135L134 154V150H135V148H136V145L138 144L137 143V141L135 140V139H137V138H135L134 136H132L131 134H133L134 132H136L135 131V129L136 128H134L135 126L134 125H136L138 122H139V120L137 119V121L135 120V122H137V123H135L134 121H132V118H130L129 119V116L131 115H126V114H128V113H125L124 114V110L125 109H127V108H125L123 105H125V100H124V98L125 97H123L122 95H124V96H126V98H127V94H124L123 92H121V91H124V92H126V93H129L128 91H125L127 88H125V90H121L122 89V87L123 86H128V84L127 85H123L122 87H120L119 86V84H121V83H119L118 84V82L117 83H115V84H118L117 86H115V88L117 87V90H116V92H115V90H114V92H107V93H109V94H111V95H109V94H104L103 92H106V91H104V89H107V88H104L103 89V91L102 90H99L100 91V93H98V91H97V89L94 87V83H92V82H95V81H89L88 79V81L89 82H86V80L84 81V83L86 84H88V90H91L90 88H94V89H96V91H97V93H95L94 91H93V94H96V95H91V97L90 96H88L87 97V95H88V93H86L87 91H82V90H78L79 92L78 93H80V92H83L81 95H79V96H83V97H86V101H84L83 99V97L81 98L80 97V99H82L84 102H85V105H88V104H90V102L91 101H89L88 102V100L90 99V100H96L97 98L96 97H98L99 99H97V101L98 100H100V98H101V96L102 95H104L103 97H105L106 98V95H107V100H105V98H101V100H100V102L99 103H97L96 101H95V103H97V105H101L103 102H105L106 101V103L104 104L103 103V105H101L102 106V109H103V107H104V109L109 105V109L108 108H106L107 110H109L110 111V108L111 107H113V108H111V112H108L106 109L105 110H98L97 108H100L99 106H96L95 107V105H94V107H93V109L94 110H92V107L90 108L92 111H93V116H94V114L95 113H97V116H96V118L95 119H93L92 117L93 116H91L90 115V119H86V117H84V116H87V117H89L87 114H82V115H84L83 116V120H85L84 122H86V123H84L83 121H81L82 120V116L79 118V119H77L76 117L77 116H75V115H79L78 113L77 114H75V112L74 111H72V109H74V108H72V104H71V108H69V109H71V110H67V111H65V112H67V114L68 113H70V112H74V114L75 115H72V116H74V117H72L73 119H74V123L72 122V120H70L72 123L70 124V125H74V127L76 126V124L77 123H83V124H85V125H83L84 127L86 126H89V124L90 123H94V122H98L97 124L96 123H94L93 125H94V127H92V125H91V128L89 127H85V130L88 132V131H90V132H88V134L90 133H92V131H93V133L95 134V132L97 131H101V130H103L104 128L105 129H107V127L104 125H102L101 124V122H103L104 120L103 119H105V120H109L110 118L112 119H110V124H113L114 126H119V124L118 123H120V121H119V119H117L118 117H122V116H117V113H119L120 111H118L117 112V110L116 109H119L118 107H117V105L119 106V104H120V106L119 107H122V112H123V114H124V116L123 117H126V116H128L127 118H128V120L127 119H125L126 121H131V125L129 126V127H127L128 125H129V123L127 122H125L123 125L125 126V127H123L122 126V124H121V127L123 128V129H126V127L128 128V131H127V129H126V132L128 133L129 132V136L128 137H130V139H129V142H127L126 140H128V138H125V142L124 143H122L123 142V140H121V139H123V138H121L122 137V134H123V130H122V128L119 126V129H117V130H119V131H117L118 132V135L119 134H121V136L119 135H114V133H113V135H114V138H113V135H111V133L109 134V132H107L108 131V129L107 130H105V132H106V134L109 136V141H108V145H110L109 144V142H112L113 143V140H114V142H116V143H119V142H117V141H120L121 140V143L122 144H119V146L121 147L122 145H124L126 142V146H127V144H128V146H129V148H130V150L131 151H133V152H131V154H133V156H134V158H131V159H129L128 158V160H130L128 163H126V161H124V163H122V165H125V164H128V165H130V167H127L128 165H125L124 167L122 166V165H119V161H117V162H119V163H117L116 162V156L118 155V154H116V156H115V158L113 159L112 157H110L109 158V154L110 155H112V154H114V153H112V152H114V151H116V152H118V150H119V153H120V151H122V152H124V151H126V149L125 148H118V150L117 149H114V147H113V145H114V143H113V145H112V143H111V145H112V148L110 149V148H107V150H105L106 148H105V146H106V143L104 144V140H101L100 141V139H99V137H97V134H95L96 135V137L97 138H95V135H88L87 133H86V131L85 132H83L84 130L82 129L83 127H82V125L80 126L79 124L76 126V127H79L80 126V128H81V132L84 134V135H86V138H88L87 136H89L92 140H90L89 138L86 140L87 142H84V145H85V147L87 148V149H90L89 151L88 150H86V151H81V153L83 154L84 152H85V154H83V155H85V156H83V157H81V161L83 162V164L82 163H80L79 165L81 166H77L78 168L80 167V169H82L83 167L86 169V167L89 165V166H92L91 165V163H92V161H94V160H96V159H94V160H92L91 159V157H90V155H92L91 153H95V154H97V153H99V152H101V151H107V152H109V150H111L109 153H108V155L106 154L105 155V160H106V158L108 159V161H107V165H108V167H107V165L105 166L106 168L105 169H107V170H105V171H108V172H106V173H108V174H112V172L113 171H117L118 172V174H117V177L115 176H110L109 175V177H112V179H110L109 177H106V176H108V174L105 176V178L103 179V180H105L106 178H109L110 179V181L108 180V179H106V180H108V182H104V183H102L101 182V185H103V187L102 186H100L99 184H97V185H99L101 188H102V190L105 192V195H106V192H107V195L108 196H111L113 193H115V194H113L114 196H113V198H104V192H101V195H102V193H103V198H101L102 199V201H101V199H100V197H101V195H99V197H96V198H99L98 199V201H97V199H94L95 201H97L98 203H101V202H106V200L108 201V202H106V205H104V203H102V204H100V205H96V204H98V203H96V202H94V200H93V195H95L96 194V196H98V194L97 193H100V191L98 192L97 191V193H95V194H93V195H91L92 193H94L93 191H91V192H89L88 191V189L87 190H85L83 187H81L80 189H84L85 191H87L88 192V194H90L89 196H92L90 199H92V200H88V199H85V198H87V192L85 193V191H83V189H82V191L83 192H81V193H85L86 195H84V194H82V195H84V196H78L77 197V190L78 189H73V188H78V187H80V186H76V187H73V185L75 184H73V182L71 183V185H70V183L68 184L67 182V185H65V186H68V185H70L69 186V188L70 187H72V191H74V192H72V191H70L71 193H72V195H71V193H70V195H71V197L73 196V194H74V197H72V198H74V199H70V200H72V202H69L68 201V203H70L71 205H72V207L74 208V206H81V203H83L82 201H84V199L85 200H88V201H90V204L91 205H89L88 207L86 206L89 202L87 201V204L86 205H84L85 207H86V209L89 211H87L86 210V212L87 213H85L86 215H89V216H87V217H89V219H87V217L85 218V220L87 219L88 221V223H89V225H91V227H89L88 226V229L89 228H92V229H90V231L88 230V229H86V230H84V232H86L84 235H87V231H89V232H91L93 229H96L97 227H95V225H94V227L95 228H93V226H92V223H91V221H92V218L94 217H96V210H98V212H101L102 213V211H104V206H106V210H105V213L107 212V210H108V208L109 209H111L112 208V206H113V208L110 210V211H108L109 212V214H107L108 216V219L109 220H111V221H113V219L115 218V220H117L118 219V216H119V219H122L121 221H123V223H121V225L123 224V230L125 231V234H126V232H130V234H131V237L132 236H134L133 234H136V235H139V236H142V238L144 239V241L143 242H147V247H144L143 248V250H141V248H139V250L141 251H139L138 249H135V250H137L136 252H134L135 250H133L135 247H133V249H131V250H133V252L131 251V252H128V251H130V249L129 248H131L130 246H128L127 245V243H126V245L122 242V246H127V248H125L126 250H128V251H126V250H124V247H122L123 248V250L120 248L121 246V244L119 245V243L117 244V245H119L118 246V250H116V249H114L113 248V250H115V251H109V250H112V248L111 247H113V246H109V245H107V246H109V248L110 249H108V247H106V245L105 244H107L108 242H111L112 244L113 243H115V242H112V241H109V239L108 240H104V242H102L103 240H101V241H99V243L97 244L98 245V247H96L97 249L96 250H94V248L93 249H91L90 251L88 250V251H86L85 252V250H87V243H88V241H89V239H87L88 238V236H89V233H88V236H87V238H85L84 240L83 239H79V238H84V235H82L79 231H80V229L81 228H85V226H83V225H86V224H88L83 218V220H81V217H79L80 219L79 220H81L80 222H77V223H79V224H77L78 226H80L79 228L80 229H76V227H74V229H72L71 228V230L72 231H70V230H68V232L70 233L69 235H73L74 234V238H78V240H77V238H76V242H75V240L73 239V237H70L69 235V237L70 238H72V239H70L68 236L66 237V234H64V236L66 237H64L63 236V234L61 233V235H59V236H57V234H59L58 233V231L56 232V234L55 233H53V229L55 230V228H52L51 227V224H52V226L54 225V223H55V225H56V222H57V224H59V225H63L64 226V223L65 222H61V221H64V218H63V220L61 219V221L59 220V218L61 217L60 216V214H61V210H59L58 208H56L57 209V212H53L52 214L53 215H50V214H48V215H50L49 217H52L51 218V222H49V220L46 222V223H44V222H42V225L40 226V227H37L36 228V226H35V228L33 227H31L30 229H28V227H29V225H25V224H23V225H25V226H22L21 228H24V227H26V226H28L27 227V229H25V230H27L28 231V233L30 234V232H31V235H32V240H34V241H36L34 238V234H40V236H41V234H43V232H44V234H46V237L50 240V241H52V236L55 234L56 236H54V240H56V238L57 237H61L62 236V238H64L63 240L64 241H66V240H71L72 242H69V244L71 243H79L80 241H82V243L85 241V247H84V245H83V247H84V249H80V252H76L79 248H80V244H77V247H79V248H77L76 247V244L74 245V247L75 248H73V249H71L73 246H71V244L69 245V248H70V246H71V251L69 250V248H68V250L71 252V253H73L74 251V254H70V252H66V251H64L65 252V254H64V252L63 251H61V250H63V249H61V248H64V246H62V245H66V242H64V241H62V245H61V241H60V246H58L57 248H58V250H59V248L61 249L59 252H58V250L57 251H55L54 249L52 250V251H48L47 250V247H45V246H47L46 245V241H47V244L50 246L51 245V243L52 242H48L49 240L45 237H43V236H39L38 237V235L36 236L38 239V241H36L35 243H33L34 244V246L36 247V246H40L39 247V251L37 250V251H34L35 249H37V248H35V249H31V248H34V247H31V245H33V244H31V243H29L28 241H30V240H28L27 242L28 243H25V244H20L21 242H18L19 241V239L22 237V236H20V237H17L18 235H19V233H18V231H17V229H19V228H17V224L15 225H12V223H7L6 221H3L2 222V220L0 221V223L2 224H0L1 226H0V229H1V227L4 229V228H6V229H2V231L0 230V239H2V241L3 240H6L5 238H7V240L6 241H10V239H15L14 241L17 243V245H15V243L14 244H10V243H12V242H14V241H10L9 243L7 242V244L5 243L6 241H3V242H1L2 244H0V248H1V246L3 247V248H1V249H8V251H1V249H0V264H48V263H50V264H196V263H198V264H200V261H201V257H202V264H204V259L206 258V263L208 264L209 262L212 264H219L220 262L223 264L224 262H222L223 260H221V258L223 257L224 258V252H225V255H226V259H228V257L231 259V258H233V256H235V255H233L232 257H230V253H234L233 251L231 252L230 250H229V253L228 252H226L225 250H226V248H225V250L223 249V248H221V246L219 245V247H220V249H217L218 247V245H216V243L218 242V243H221V241H222V243H223V245H224V243L226 244L227 242V246H229L230 244H229V242L230 243H232V241H234L233 243H232V249H233V247L234 248H237L238 246H236V245H238L239 243H238V240H239V242H241V241H246V242H243V244H241V245H243L242 246V248L239 246V248H241L240 249V251L242 252V251H244L245 252V254H246V252H247V255L245 256L243 253H241L240 251H236V249H234V251H235V253L237 252H240L242 255H244L245 257H244V260H245V263H243V264H264V192H262L263 193V195H260V193H261V189H263L264 188V174H263V176L261 175V178H260V176H256V172H259V170H260V168H262L261 166H264V92H262V90L264 91V76H262V77H259L258 76V78L257 77H255V80ZM6 80V81H5ZM25 80H26V78H25ZM71 80V79H70ZM78 80H80L81 81V77L80 78H78ZM100 80H102L101 78H100ZM117 80V79H116ZM161 80V81H160ZM167 80V81H168ZM171 80V81H170ZM195 80V81H194ZM13 81V80H12ZM12 81H10L9 83H7V85L5 86V85H3L4 86V88H2V86L0 85V88H2V90L1 91H3L6 87L8 88V86H11L10 85V83L12 82ZM23 81V80H22ZM61 81V80H60ZM64 81V80H63ZM68 81H69V79H68ZM73 81V80H72ZM117 81H119V80H117ZM194 81V82H193ZM199 83H198V82ZM208 81H209V83H208ZM235 81H238L239 83H241V84H238V82H236L235 83ZM26 82H27V80H26ZM29 82V81H28ZM43 82V81H42ZM69 82H71V81H69ZM74 82H76V81H74ZM82 83H78V86H80L79 84H83V81H81ZM101 82V81H100ZM197 82V83H196ZM51 83V82H50ZM58 83V82H57ZM56 83V84H57ZM62 83V82H61ZM64 83V82H63ZM90 83H92V85H90ZM111 83V82H110ZM123 83V82H122ZM168 83V82H167ZM14 84H16V83H14ZM38 84V83H37ZM59 84V83H58ZM87 84L85 85V86H87ZM97 84V83H96ZM102 84V83H101ZM141 84V83H140ZM195 85L194 87L193 86H190V85ZM198 84V85H197ZM201 84V85H202ZM232 84V85H231ZM254 84H255V82H254ZM39 85H41V84H39ZM43 85V84H42ZM70 85V84H69ZM71 85H73V84H71ZM89 85H90V87H89ZM98 85H100V84H98ZM131 85V84H130ZM153 85V84H152ZM158 85V86H157ZM186 85H189V86H186ZM227 85H231L232 87H228L227 88ZM233 85H234V87L235 88H237V89H235V90H231L232 88L234 89V87H233ZM236 85V86H235ZM44 86H45V84H44ZM56 87H57V85H55ZM65 86V85H64ZM63 86V87H64ZM66 86H67V84H66ZM75 86H77V85H75ZM92 86V87H91ZM110 86H111V84H110ZM110 86H108L109 88H110ZM118 86H119V89H118ZM134 86V85H133ZM139 86H143L142 84L141 85H139ZM138 86V87H139ZM161 86V87H160ZM187 88V89H185V87ZM196 86H198V89H197V87ZM222 86V85H221ZM39 87V86H38ZM59 87V86H58ZM63 87H62V89H63ZM98 87V86H97ZM137 87V86H136ZM137 87V88H138ZM155 87H160L159 88V90L161 91H159L157 88H155ZM164 87V89H162ZM194 89H193V88ZM213 87V88H214ZM43 88V87H42ZM53 88V87H52ZM72 88V87H71ZM86 88H84V90H86ZM121 88V89H120ZM139 88H141V87H139ZM155 88V89H154ZM183 88V89H182ZM189 88H191V89H189ZM213 89L214 90V92H215V90L216 89ZM245 88H247L246 90L248 91V89H249V91L251 92L252 91V94L254 93V91H255V95H258V97L257 96H254V95H247L248 93H249V91L247 92V94L245 93ZM253 88H251V89H253ZM56 89V88H55ZM61 89V88H60ZM70 89V88H69ZM81 89V88H80ZM114 89V88H113ZM124 89V88H123ZM141 89H143V88H141ZM177 89V91H176V93L174 92V90H176ZM185 89V90H184ZM219 89H217V90H219ZM228 89H230L229 91H228ZM41 91H43L42 89H40ZM66 90V89H65ZM68 90V89H67ZM121 90V91H120ZM128 90V89H127ZM144 91H145V89H143ZM154 90V91H153ZM155 90H158V92L156 93L155 92ZM163 90V91H162ZM191 90V91H190ZM192 90L195 92H192ZM201 90V91H200ZM35 91V90H34ZM72 91V90H71ZM165 91V92H164ZM189 91H190V96L193 98H191L190 96H188L189 94H187V93H189ZM199 91V92H198ZM203 91H205V92H203ZM233 91V92H232ZM4 92V91H3ZM39 93H40V91H38ZM46 92H47V90H46ZM55 92H57V90L55 91ZM84 92H85V94H84ZM89 92V91H88ZM90 92H92V91H90ZM118 92H120L119 94H118ZM132 92H133V90H132ZM143 92V91H142ZM192 92V93H191ZM200 92H203L204 94H201ZM39 93L37 94L38 96H39ZM54 93V92H53ZM64 93V92H63ZM71 93V92H70ZM75 93V92H74ZM78 93H77V96H76V98H78L79 96H78ZM102 93V94H101ZM114 93H116V94H118L117 96H118V98H117V96L114 94ZM133 93H135L134 94V96H133V94L130 92L128 95L130 96H133V97H129V100H130V102H132L133 104H131V106H130V108L132 107V108H134L133 106H135V104L136 103H139V102H136L138 99H136V98H134L135 96H136V92L134 91ZM144 93V92H143ZM146 93H148V92H146ZM151 93H148L149 95L151 94ZM198 93V94H197ZM235 93V94H234ZM42 95H45L46 93H41ZM48 94V93H47ZM87 94V95H86ZM90 94V93H89ZM97 94H98V96H97ZM99 94H101L100 96H99ZM122 94V95H121ZM171 94H170V97H172L171 96ZM36 95V94H35ZM55 95H58V94H55ZM110 96V98H108L109 96ZM115 95V98H112V96H114ZM138 95H140V97H141V95L142 94H138ZM137 95V96H138ZM143 95H145V94H143ZM161 95V99H160V96ZM46 96V95H45ZM51 96V95H50ZM95 96V97H94ZM136 96V97H137ZM151 96V95H150ZM174 96V95H173ZM187 96L188 97H190V98H187ZM244 96H246V98L244 97ZM248 96H250L249 98H248ZM30 96H28V98H29ZM32 97V96H31ZM39 97H41V96H39ZM48 97V96H47ZM61 97V96H60ZM67 97V96H66ZM93 97V98H92ZM121 97H123V100H121L122 98ZM139 97V96H138ZM137 97V98H138ZM139 97V98H140ZM146 97V96H145ZM145 97H144V99H143V97H142V99L143 100H148L149 101V99H148V97L145 99ZM197 97V96H196ZM195 97V98H196ZM253 97V98H252ZM254 97H256L257 99L259 98V100L257 101V99L256 98H254ZM43 98H45L44 96H43ZM62 98V97H61ZM65 98V97H64ZM75 98V99H76ZM88 98V99H87ZM112 98V100H110ZM131 98H133V100H131ZM183 98V97H182ZM220 98V99H219ZM226 98H227V96H226ZM231 98V99H230ZM250 98H251V101H252V103H253V101L254 100H256L257 101V103H256V101H254L255 102V105H254V108H257V109H255V111H256V113H254L253 111V113L251 112V111H249L250 110V108L248 109V111L246 110L247 109V106H253V104H251V101L249 102L251 105H248L246 102L247 101H249L250 100ZM18 99V98H17ZM17 99L16 100H14V101H17ZM30 99V98H29ZM36 99H37V97H36ZM49 99V98H48ZM48 99H44V100H47V101H49ZM58 99V98H57ZM56 99V100H57ZM75 99H73V100H75ZM80 99H78V100H80ZM109 99V100H108ZM117 99V102L119 103H117L115 100ZM119 99V100H118ZM174 99H176V98H174ZM174 99H173V101H174ZM192 99V100H191ZM205 99V98H204ZM212 99H210V100H212ZM253 99V100H252ZM32 100H33V98H32ZM43 100V99H42ZM43 100V101H44ZM61 100V99H60ZM63 100H64V102H63ZM77 100V101H78ZM82 100H80V101H82ZM104 100V101H103ZM122 102H121V101ZM135 100V101H134ZM151 100V99H150ZM187 100H191L190 102H188V103H184L185 101H187ZM195 100H197V98L195 99ZM202 102H204L205 100H202V99H199V101H197L198 102V104H200V103H202ZM243 100V104H240L241 105V107H243V105H247V106H245V107H243V108H245V110L243 111V108H242V110H241V107H239L240 105H239V103H241V102H239V101H242ZM247 100V101H246ZM24 101V100H23ZM28 101H30V100H28ZM76 101V100H75ZM77 101H76V103H77ZM80 101L78 102V104L76 105L77 107L79 106H82V105H80ZM103 101V102H102ZM109 101V103H108V105H106L107 104V102ZM112 101V102H111ZM113 101H115V103L117 104V105H114L115 103L113 102ZM125 101V102H124ZM138 101H140V103H141V101L142 100H138ZM244 101H246V102H244ZM19 102H21V101H19ZM31 102H34V101H31ZM38 102V101H37ZM40 102V101H39ZM38 102V103H39ZM58 102V101H57ZM62 102H63V104L65 103L66 104V100L65 99H63L62 98ZM69 102H71V101H69ZM84 102H83V106H84ZM87 102H88V104H87ZM129 102V103H130ZM143 102V101H142ZM150 102V101H149ZM239 102V103H238ZM12 103V102H11ZM16 103V102H15ZM52 102H50V104H51ZM61 103V102H60ZM68 103V102H67ZM72 103H74V101H72ZM93 103H94V101H93ZM101 103V104H100ZM111 103V104H110ZM121 103H122V105H121ZM144 103V102H143ZM224 103V102H223ZM222 103V104H223ZM246 103V104H245ZM14 104V103H13ZM12 104V105H13ZM59 104V103H58ZM70 104V103H69ZM81 104H82V102H81ZM114 106H113V105ZM144 104H147V103H144ZM168 104H170V105H168ZM195 104V103H194ZM203 104L204 103H202V106H200V107H202V109L204 108L205 109V107H203ZM206 104V105H207ZM218 104V105H217ZM257 104V105H256ZM2 105V104H1ZM7 105V104H6ZM5 105V106H6ZM10 105V104H9ZM16 105H20V107H22L23 105H21V104H16ZM39 105V104H38ZM51 105H54V104H51ZM68 105V104H67ZM66 105V106H67ZM75 105H74V107H75ZM104 105H106V107L104 106ZM110 105H112L111 107H110ZM133 105V106H132ZM138 105V104H137ZM141 105H143L142 103L140 104V107H141ZM167 105H168V108H167ZM206 105H204V106H206ZM15 106V105H14ZM29 106H31L30 105V103H29ZM32 106H34V105H32ZM54 106H58V105H54ZM53 106V108H55ZM88 106H93L92 104L91 105H88ZM144 106V105H143ZM199 106V105H198ZM198 106L196 105V106H194L193 107V109L195 108V107H197L196 109H197V113H198V111L200 110V109H198ZM214 106V105H213ZM212 106V107H213ZM9 107V106H8ZM13 107V106H12ZM17 108H19V106H16ZM43 107V106H42ZM63 107V106H62ZM115 107H117V108H115ZM138 108H139V105L137 106ZM169 107H171L170 109H169ZM175 107V108H174ZM182 107V108H181ZM208 107H209V109H208ZM0 108H1V106H0ZM5 108V107H4ZM14 108V107H13ZM27 108V107H26ZM44 108V107H43ZM42 108V109H43ZM52 108V107H51ZM83 108V107H82ZM89 108H87V106L86 107H84V110H86V109H88V111L90 110ZM115 108V109H114ZM136 108V107H135ZM144 108V107H143ZM254 108H252L253 110H254ZM3 109V108H2ZM37 109V108H36ZM40 109V108H39ZM48 109H49V107H48ZM47 109V110H48ZM68 109V108H67ZM78 109V108H77ZM76 109V110H77ZM101 109V108H100ZM195 109V110H196ZM202 110V111H206V110ZM242 111H240V110ZM251 109V110H252ZM6 110V109H5ZM4 110V111H5ZM10 110V109H9ZM38 110V109H37ZM51 110V109H50ZM55 109H53L51 112H49V113H52V114H54V112H57V109H56V111H54ZM58 110H60V108H58ZM63 110V109H62ZM82 110V109H81ZM84 110H82L83 112H85ZM95 110H98V111H96L95 112ZM113 110H116V111H113ZM140 110H142V111H145L144 109H140ZM168 110V111H167ZM174 110V111H173ZM195 110H193V111H195ZM227 110V111H226ZM258 110V111H257ZM44 111H46L45 109H44ZM49 111V110H48ZM81 111V112H82ZM103 112V114L102 115H107L108 113H109V118H104V116H100V112ZM105 111V112H104ZM106 111L108 112V113H106ZM139 111V110H138ZM142 111H140V113L142 112ZM148 111H150L151 112V110H147L146 109V112H144V114H146ZM166 111V112H165ZM192 111V112H193ZM224 111V112H223ZM225 111H226V113H225ZM229 111V113H227ZM246 111V112H245ZM6 112H8V111H6ZM11 112H13L12 111V109H11ZM29 112V111H28ZM41 112V111H40ZM64 112V111H63ZM80 112V113H81ZM115 112H117V113H115ZM122 112H120V113H122ZM127 112V111H126ZM134 113H135V111H133ZM165 112V113H164ZM196 112V111H195ZM241 112V113H240ZM251 112V113H250ZM0 113H2V111L0 112ZM14 113V112H13ZM19 113H21V112H19ZM18 113V114H19ZM31 113V112H30ZM60 113V112H59ZM92 113V112H91ZM137 113V112H136ZM139 113V114H140ZM149 113V112H148ZM179 113H180V115H179ZM203 112H201V113H199V116H200V114H202ZM209 113V112H208ZM225 113V115H226V117H224V118H222V114H224ZM249 113H250V115H249ZM15 114H17V113H15ZM28 114V113H27ZM33 114V113H32ZM47 114H48V112H47ZM58 114V112L56 113V115ZM62 114V115H61ZM61 114H59V118H55L54 116H52V118H51V120L52 119H54V121H56L55 119H57V122H58V119L60 120V118H61V116L63 117V115L64 114H66V113H62L61 112ZM71 114H73V113H70L69 115H71ZM99 114V115H98ZM156 114V115H157ZM162 114V115H163ZM207 114V113H206ZM212 114H217L218 116H219V114H221L220 116H221V118L222 119H224L228 124H226V122L224 123L223 122V120L221 119V121H219V118H220V116H219V118H216V116L217 115H212ZM228 114H230V115H228ZM245 115V116H243V115ZM26 115V114H25ZM29 115V114H28ZM55 115V114H54ZM61 115V116H60ZM69 115H67L68 116V118H70V116ZM112 115V117H110ZM122 115V114H121ZM134 115V114H133ZM132 115V116H133ZM137 115L138 114H136L135 116L137 117ZM141 116L143 115V112H142V114H140ZM150 115V117H151V115H152V117H154L155 118V120L153 121L152 119H151V121H152V124H151V121H150V126L152 127V125H153V123L156 125V123H158V124H160V123H162V122H164V119H162L161 121H160V123L159 122H157V120H156V116H155V114H149ZM148 114H146L145 116L143 115V117H146V116H149ZM154 115V116H153ZM162 115H160V116H158V118L160 117H162ZM174 115V116H173ZM195 115V114H194ZM242 115V116H241ZM248 115H249V118L248 119H246L247 117H248ZM14 116V115H13ZM17 116V115H16ZM33 116V115H32ZM35 116V115H34ZM38 116V115H37ZM66 115H64V117H65ZM113 116H115V117H113ZM116 116H117V118H116ZM164 116V115H163ZM180 116V117H179ZM198 115H195V117H197ZM203 116H205V113H203ZM217 116V117H218ZM224 116V115H223ZM228 116V117H227ZM23 117V116H22ZM27 117V116H26ZM41 116H38V118H40ZM47 117H49V116H47ZM56 117H58V116H56ZM97 117H99L98 118V120H97ZM100 117H103L102 118V120L103 121H101V119H100ZM174 117V118H173ZM192 117H194V116H191V119H190V121L192 120ZM211 117H213V119L215 118V121H217V119H218V121L216 122L217 124H216V126H218L219 125V127H218V129H220L222 126L221 125H225L226 127H227V125H228V127H230L231 126V128L229 129L228 127L226 128L225 126V128H223L225 131H223V129H222V133H220L221 132V130L219 131V130H217L216 132L214 131V130H216L217 129V127L215 128V129H213L212 128V124L215 122H213V119H211ZM240 117H241V120H240ZM246 117V118H245ZM4 118V117H3ZM14 118H16V117H14ZM34 118V117H33ZM42 118V117H41ZM77 119V122H75V120ZM115 118V119H114ZM163 118V117H162ZM166 118V117H165ZM181 120H180V119ZM183 118V119H182ZM184 118H186L185 120H184ZM205 118V117H204ZM236 118H238L237 120H234V119H236ZM7 119V118H6ZM5 119V120H6ZM24 119H26V118H24ZM37 119V118H36ZM61 119H63V118H61ZM94 120V121H92L91 122V120ZM100 119V120H99ZM117 119V120H116ZM139 119H141V118H139ZM143 119V118H142ZM141 119V123H143L141 126H140V128H146V129H144V130H147L148 129V127L149 126H147V125H149L148 124V122H149V119H148V121L147 120H145L146 118H144V120H142ZM167 119H168V117H167ZM196 119V118H195ZM209 119V121H207ZM231 119V120H230ZM245 119H246V121L247 122H245ZM4 120V121H5ZM18 120H19V122H20V119L18 118ZM27 120V119H26ZM31 120V119H30ZM38 120V119H37ZM63 120H65V119H63ZM87 120V121H86ZM88 120H90V123L87 125V122H88ZM113 120H115V122L117 121L118 123H115ZM120 120H122V119H120ZM166 120V119H165ZM170 120H167V121H170ZM211 120V121H210ZM230 120V121H229ZM233 120L235 121V123L233 122ZM239 120V121H238ZM251 120H253V121H251ZM258 120V121H257ZM21 121H22V119H21ZM45 121V120H44ZM69 121V122H70ZM79 121V122H78ZM123 121H124V119H123ZM145 121V122H144ZM147 121V122H146ZM155 121H156V123H155ZM166 121V122H167ZM176 121V122H175ZM257 121V122H256ZM260 121V122H259ZM23 122H25L24 120H23ZM26 122H28V121H26ZM25 122V123H26ZM30 122V121H29ZM35 122V121H34ZM46 122V121H45ZM49 122H50V120H49ZM52 122V121H51ZM62 122V124L63 123H65V121L63 122V121H61ZM122 122V121H121ZM135 123L134 125H133V123ZM165 122V123H166ZM175 122V123H174ZM192 122V121H191ZM219 122H220V124H219ZM233 122V123H232ZM2 123V122H1ZM21 123V122H20ZM20 123H18V124H20ZM30 123H32V121L30 122ZM101 125H100V124ZM105 123V122H104ZM115 123V124H114ZM140 123V122H139ZM140 123V124H141ZM144 123H146V124H144ZM199 123V122H198ZM205 123V124H204ZM208 123V124H207ZM212 123V124H211ZM222 123V124H221ZM224 123V124H223ZM232 123V124H231ZM245 125H244V124ZM254 123V124H253ZM257 123V124H256ZM27 124V123H26ZM38 124V123H37ZM44 124V123H43ZM49 124V123H48ZM48 124H46V125H48ZM52 124V123H51ZM54 124V123H53ZM58 123H56V125H57ZM61 124V125H62ZM96 124V125H95ZM139 124V125H140ZM174 124H176V125H174ZM194 124V125H195ZM209 124H211V127H209ZM23 125H25V124H23ZM56 125H53V126H56ZM61 125H57V127L58 126H61ZM65 125V124H64ZM68 126V127H72V126ZM99 125L100 126H102V127H104V128H102V129H97L98 127H99ZM161 125H164V127H166L165 126V124H161ZM160 125V126H161ZM204 125H207L208 127V130H210L211 128V130H210V132L207 130V128L204 126ZM255 125V126H254ZM14 126H16V125H14ZM20 126H21V124H20ZM19 126V128L18 129H20L21 130V128L22 127H20ZM131 126H132V128H134V132L133 133H131L130 134V131L132 130L133 131V129H131ZM144 126V127H143ZM213 126H215L214 124H213ZM221 126V127H220ZM259 128H257V127ZM260 126V127H259ZM0 127H1V124H0ZM5 127V126H4ZM11 127H13V126H11ZM17 127H18V125H17ZM25 127L27 128V126L25 125ZM42 127V126H41ZM65 126H63L62 128L63 129H67V128H64ZM75 127V128H76ZM151 127H149V128H151ZM164 127H162L161 126V129L162 128H164ZM184 127V128H183ZM205 127V128H204ZM253 127L255 128L256 127V129H254L253 130ZM38 128H39V126H38ZM48 128V127H47ZM50 128H51V126H50ZM53 128V127H52ZM61 128V127H60ZM95 128V130L96 131H94L93 129ZM100 128V127H99ZM114 128V127H113ZM137 128H138V126H137ZM179 128V129H180ZM251 128V130H252V132H254L255 130H256V132L255 133H252L251 132V130H249ZM1 129V128H0ZM7 129V128H6ZM10 129H13V128H9V130ZM23 130L25 129V128H22ZM34 129V128H33ZM54 129H56V128H54ZM53 129V130H54ZM62 129V130H63ZM71 129H73V128H71ZM78 128H76V130H77ZM160 129V127H159V133L161 132H163V135H165V137H166V134H164L166 131H168V133H169V131L170 130H168L167 128L165 129L164 128V130H166L165 132H164V130L162 129L161 130ZM184 129V130H183ZM226 129H228V130H226ZM26 130V129H25ZM32 130V129H31ZM41 130V129H40ZM50 130H52V129H50ZM79 130V129H78ZM92 130V131H91ZM139 130V129H138ZM138 130H137V132H138ZM140 130H142V129H140ZM149 130V129H148ZM148 130H147V132H148ZM152 130V129H151ZM149 131V132H153V131H157V129H155V130H153V131ZM193 130L195 131V132H193ZM197 130V129H196ZM246 130H248L249 132H247L248 134H249V136H250V132L255 136V135H257V134H259V135H257V136H251V137H249L250 138V140L247 138V139H245L246 137H245V135H248V134H246ZM57 131L58 132H60L58 129H57ZM68 131V130H67ZM98 132L99 134L101 133V132ZM122 131V132H121ZM131 131V132H132ZM216 133V135H214V133ZM259 131V132H258ZM15 132H18V131H15ZM33 132V131H32ZM36 132V131H35ZM49 133H50V131H48ZM53 132V131H52ZM56 132V131H55ZM54 132V133H55ZM63 133H64V131H62ZM61 132V133H62ZM73 132V131H72ZM78 132V131H77ZM96 132V133H97ZM117 132H115V134L117 133ZM121 132V133H120ZM125 132V133H126ZM141 131H139L138 133H136V134H139ZM144 132H146V131H144ZM147 132H146V134H147ZM213 133V135L215 136H212V133ZM219 132V135L222 137V138H220V136H218L217 135V133ZM224 132V133H223ZM258 132V133H257ZM262 132V133H261ZM45 133V132H44ZM43 133V134H44ZM57 133V132H56ZM55 133V134H56ZM63 133L61 134V135H63ZM68 133V132H67ZM75 133V132H74ZM157 133V132H156ZM160 133V134H161ZM197 134V135H195V134ZM211 133V134H210ZM13 134V133H12ZM15 134V133H14ZM17 134V133H16ZM19 134V133H18ZM21 134V133H20ZM22 134H24V132L22 133ZM22 134H21V136H22ZM27 134L29 135L30 134V136H31V133L28 131L27 132ZM51 134V133H50ZM71 134V133H70ZM98 134V135H99ZM105 134V133H104ZM105 134V135H106ZM153 134H155V133H153ZM190 134H194V137L191 135L190 136ZM4 136H5V134H3ZM24 135H26V134H24ZM39 135V134H38ZM45 135V134H44ZM59 135V134H58ZM77 135H79V134H77ZM82 135V134H81ZM81 135H79V136H81ZM105 135H103L104 137H105ZM111 135V136H110ZM128 135V134H127ZM131 135V136H130ZM134 135V134H133ZM141 135V134H140ZM139 135V136H140ZM151 137H153V135H151V134H149ZM211 135V136H210ZM224 135V136H223ZM8 136V135H7ZM30 136H29V138H30ZM53 136H54V134H53ZM94 136V137H93ZM115 136H116V138H118V137H120V140L119 139H115ZM138 136V138H140ZM148 136V135H147ZM146 136V137H147ZM150 136H148L149 138H151ZM176 136V137H175ZM189 136V137H188ZM202 136L204 137V139L202 138ZM217 136V137H216ZM27 137V135L25 136V138ZM57 137V136H56ZM60 137V136H59ZM59 137H57V138H59ZM63 137H64V135H63ZM71 137V136H70ZM107 137V136H106ZM112 137V138H111ZM124 137H125V135H124ZM131 137H132V140H131ZM144 137V136H143ZM148 137L147 138H142V141H143V139H148ZM153 137V138H154ZM169 137V136H168ZM182 139H180V138ZM191 137V138H190ZM198 138V140H197V138ZM199 137H200V139H199ZM205 137H207V138H205ZM212 137V138H211ZM248 137V136H247ZM256 137H257V139H256ZM1 138V137H0ZM6 138H8V137H6ZM28 138V137H27ZM94 138V139H93ZM133 138H135V139H133ZM167 138V137H166ZM173 138V137H172ZM201 138H202V141H201ZM220 138V139H219ZM245 140H244V139ZM10 139H11V137H10ZM31 139V138H30ZM38 139H39V137H38ZM45 139V138H44ZM47 139V138H46ZM64 139H65V137H64ZM70 139V138H69ZM82 139V138H81ZM95 139H97V141L95 140ZM108 139V138H107ZM110 139H112V140H110ZM160 139L161 140H163V141H166L165 143L163 142V141H160ZM215 139V140H214ZM4 140V139H3ZM7 140H9V138L7 139ZM13 140V139H12ZM11 140V141H12ZM16 140V139H15ZM36 140V139H35ZM58 140V139H57ZM63 140V139H62ZM62 140H59L58 142H60V141H62ZM90 140V141H89ZM136 141V145H135V142H131V141ZM138 140V139H137ZM140 140H141V138H140ZM149 140V139H148ZM148 140H147V142H148ZM153 140L154 139H152V142H153ZM179 140H181V141H179ZM191 140V141H192ZM200 140V141H199ZM207 140V141H206ZM246 140H248V141H246ZM0 141H1V139H0ZM6 140H4V142H5ZM11 141H9L10 142V144H11ZM30 141V140H29ZM38 141V140H37ZM54 141V140H53ZM84 141V140H83ZM82 141V142H83ZM151 141V140H150ZM3 142V143H4ZM13 142V141H12ZM32 142V141H31ZM48 142V141H47ZM50 142V141H49ZM52 142V141H51ZM50 142V143H51ZM56 140L54 141V143H58ZM67 142V141H66ZM88 142H90V143H88ZM93 142H98L96 145L93 143ZM103 142V143H102ZM132 143V145L133 146H130L129 145V143ZM140 142V141H139ZM146 142V141H145ZM177 142H179V143H177ZM186 143V142H188L186 145H184L183 143ZM6 143V142H5ZM4 143V144H5ZM8 143V142H7ZM7 143H6V146L8 147L9 145H7ZM62 143H64L65 144V140H64V142H62ZM75 143V142H74ZM86 143V144H85ZM89 144V146L91 145V146H93V147H89V146H86V145H88ZM95 145H93V144ZM100 143H102L101 145H100ZM130 143V144H131ZM140 143H144V141L143 142H140ZM139 143V144H140ZM165 145H164V144ZM168 143V144H167ZM9 144V143H8ZM23 144V143H22ZM40 144V143H39ZM71 144V143H70ZM81 144V143H80ZM99 144V145H98ZM169 145V146H173L174 145V147L173 148H175L176 149V151H177V149H178V147H179V150H180V148L181 147H185V146H187V147H189V149L187 148H181V151H183L182 153L184 154V156H183V159H185L187 156V158H186V160L187 161H185L184 163L186 164V165H184L183 166V164L182 165H180L181 164V162H180V164H179V159H178V163H177V160L175 161L174 159H173V162H172V160H171V162L169 161L170 159H172L173 157H171L170 158V155H168L167 154V160H166V158H165V156L163 155V153L165 154V152H164V148L163 147H167V145ZM178 144L180 145V144H183L182 146H178ZM191 144H192V146H191ZM13 145V144H12ZM52 144H50V146H51ZM58 145V144H57ZM73 145H76V144H73ZM77 145L78 146H80L78 143H77ZM76 145V146H77ZM103 145V147H101ZM105 145V146H104ZM152 145V146H151ZM189 145V146H188ZM6 146L4 147V148H6ZM25 146V145H24ZM61 146V145H60ZM83 146V145H82ZM97 146V147H96ZM100 146V148L101 149H103V150H100L98 147ZM115 146H118V144L116 145L115 144ZM118 146V147H119ZM135 146V148H134V150H133V147ZM137 146H141L142 147V145H137ZM145 146V145H144ZM143 146V147H144ZM168 146V147H169ZM47 147V146H46ZM72 147H74V146H72ZM98 148L100 151H98L96 148ZM143 147H142V149L141 148H139V150H142V151H140L141 153H142V155H144V154H146V153H150L152 150H151V148H150V150H145V149H148V148H145V149H143ZM163 149V153L162 152H160L161 151V149ZM192 147L193 148H197L198 147V150L197 149H192ZM10 148V147H9ZM13 148H15V147H13ZM45 148V147H44ZM57 148V147H56ZM60 148H62V146L61 147H59L57 150H59ZM65 148H66V146H65ZM69 148V147H68ZM84 148V147H83ZM117 148V147H116ZM132 148V149H131ZM193 150H191V149ZM52 149V148H51ZM55 149V148H54ZM63 149V148H62ZM67 149V148H66ZM91 149H95V150H93V152H91ZM112 149H114V150H112ZM125 149V150H124ZM155 149V150H156ZM160 149V150H159ZM183 149V150H182ZM236 149V150H235ZM9 150V149H8ZM38 150H40V149H38ZM37 150V151H38ZM56 150V149H55ZM98 152H97V151ZM138 150V151H139ZM168 150V149H167ZM177 151L179 154H180V151ZM184 150H186V152L184 151ZM199 150H201V151H199ZM222 150V151H221ZM1 151V150H0ZM4 151V150H3ZM2 151V152H3ZM7 151V150H6ZM30 151V150H29ZM43 151V150H42ZM53 151V150H52ZM61 152H62V150H60ZM71 151H72V148H71ZM80 151V150H79ZM88 151V152H87ZM96 151V152H95ZM104 151V153H107V152H105ZM128 151V150H127ZM143 151H145V152H143ZM148 151V152H147ZM158 151H159V153H158ZM169 151V150H168ZM189 151V152H188ZM9 152V151H8ZM19 152V151H18ZM45 151H43V153H44ZM57 152V154H58V151H56ZM69 152V151H68ZM91 152V153H90ZM137 152V151H136ZM196 152V153H195ZM241 152V153H240ZM4 153V152H3ZM13 153V152H12ZM11 153V154H12ZM40 153H42L41 151H40ZM38 154L37 155V158L36 159H33V160H35L34 162L36 163L37 162V160H38V158L39 157H41L40 155L41 154ZM49 153V152H48ZM51 153V152H50ZM54 153V155H55V151L53 152ZM70 153V152H69ZM87 153H90V154H87ZM102 153V152H101ZM125 153H128V152H125ZM141 153H139V154H141ZM149 153L148 154H146L147 156L149 155ZM152 153V152H151ZM168 153H170V151L168 152ZM186 153H187V155H186ZM192 153V154H191ZM252 153V155H250ZM9 154V153H8ZM59 154H60V152H59ZM66 154V153H65ZM72 154V153H71ZM74 154V153H73ZM79 154V153H78ZM89 156H87V155ZM95 154H93L92 155V157L93 156H97L98 157V155H95ZM128 154H130V152L128 153ZM130 154V156H132ZM171 154V156H172V153H170ZM194 154V155H193ZM10 155V154H9ZM42 155H45V153L44 154H42ZM53 154L52 155H50V154H48V156H50L51 158H52V156H54ZM61 155V154H60ZM64 155V154H63ZM80 155V154H79ZM101 156L102 155H104V154H100ZM174 155V154H173ZM181 155V154H180ZM193 155V157L191 158V159H189V157L190 156H192ZM26 156H27V154H26ZM46 157H48L47 155H45ZM56 156V155H55ZM54 156V157H55ZM108 156V157H107ZM138 158H136V157ZM153 156V157H152ZM251 156V157H250ZM3 157V156H2ZM31 157V156H30ZM43 157V156H42ZM53 157V158H54ZM58 157V155L55 157V158H57ZM61 157V156H60ZM76 157V156H75ZM86 157V158H85ZM103 157V156H102ZM13 158V157H12ZM19 158V157H18ZM23 158V157H22ZM27 158H29V157H27ZM44 158V157H43ZM49 158V157H48ZM54 158V159H55ZM77 158V157H76ZM80 158V157H79ZM83 158V159H82ZM89 158V159H88ZM112 158V160H115V161H109L110 159ZM117 158H119V157H117ZM122 158V157H121ZM120 158V159H121ZM137 160H136V159ZM162 158H164V159H162ZM175 158V157H174ZM58 160L60 159L59 157L57 158ZM57 159H55L57 162V164L59 165V163H58V160ZM64 159H66V158H64ZM67 159L70 161V158H68V154H67ZM99 159V158H98ZM100 159H102V158H100ZM99 159V160H100ZM124 159V158H123ZM150 159V160H149ZM156 159V160H155ZM182 159V160H183ZM254 159L255 160H257V161H255L254 162ZM1 160V159H0ZM13 160V159H12ZM53 159H51V161H50V159H49V161H47V158L45 159V161H47L48 163H47V165L46 166H43V168H46L47 166V168H48V170H49V164L50 165H53L54 163H55V161H54V163H53V161H52ZM86 160V161H85ZM88 160H89V162H88ZM119 160V159H118ZM124 160H126V159H124ZM131 160H133V161H131ZM140 160V161H139ZM148 160H149V162H148ZM181 160V161H182ZM21 161V160H20ZM44 161V159H42V160H40V158H39V163L37 162L36 163V166H37V164H40L39 166H41L42 167V162ZM69 161H67L66 160V163L68 162V165L66 166L67 168V171H68V173H69V170H70V167H71V165H73V168L71 167V170L70 171H73V169H78L74 164H72V162H70L69 163ZM91 161V162H90ZM121 161V160H120ZM141 161H142V163H144L143 161H147L144 165H140V163H141ZM161 161H163V162H165V163H161ZM184 161V160H183ZM189 161H192V162H190L189 163ZM255 163H253V162ZM6 162V161H5ZM24 162V161H23ZM50 162H52V163H50ZM60 162V161H59ZM65 161H63V163H64ZM85 162H87V163H85ZM96 162H97V160H96ZM104 162V161H103ZM131 162V163H130ZM138 163V162H140L139 164H138V166H137V164L136 163ZM166 162H169V163H166ZM261 162V163H260ZM16 163V162H15ZM77 163V162H76ZM130 163V164H129ZM133 163V164H132ZM176 164L177 163V165H178V170H179V167L181 166V167H183V170H182V168L180 169V170H182L181 172H182V174L184 175H182L181 174V172L180 173H178L177 171L178 170H174V172L172 171V168L169 166L170 164ZM261 165H260V164ZM6 164V163H5ZM11 164V163H10ZM13 164V163H12ZM24 164H26V163H24ZM46 164V163H45ZM45 164H43V165H45ZM62 163L60 162V165H61ZM71 164V165H70ZM86 164H87V166H86ZM94 164V163H93ZM99 164H101V163H99ZM98 164V165H99ZM106 164V163H105ZM121 164V163H120ZM131 164H132V166H131ZM134 164H136V165H134ZM171 165L173 168H175L174 167V165ZM14 165V164H13ZM20 165V164H19ZM22 165V164H21ZM27 165V164H26ZM26 165H25V167H26ZM34 165V164H33ZM57 165V166H58ZM59 165V166H60ZM63 165V164H62ZM65 165V164H64ZM96 165H97V163H96ZM98 165H97V169H99L98 168ZM133 165H134V167H133ZM255 165H257V167H259V168H257V169H259V170H257L256 169V166ZM259 165V166H258ZM6 166V165H5ZM24 166V165H23ZM35 166V165H34ZM35 166V167H36ZM39 166H37L38 168H39ZM69 166V167H68ZM74 166H75V168H74ZM86 166V167H85ZM87 167V168H91L92 169V167ZM139 166H141V167H139ZM144 166V167H143ZM8 167V166H7ZM16 167V166H15ZM40 167V169H42ZM51 167V166H50ZM61 167V166H60ZM93 167H95V166H93ZM104 167V166H103ZM102 167V168H103ZM131 167H133V168H131ZM136 167V168H135ZM139 167V168H138ZM170 167V168H169ZM251 167H255V169L254 170H256V171H254V170H251L250 168ZM21 168H22V166H21ZM30 167L28 166V170H30L29 169ZM34 168V167H33ZM32 168V166H31V169H33ZM37 168V169H38ZM54 168V167H53ZM63 168V167H62ZM102 168H100L99 169V172H100V170L102 169ZM138 168V169H137ZM177 168H175V169H177ZM264 168V167H263ZM36 168H35V170H37ZM66 169H65V171H66ZM90 169V170H91ZM133 169V170H132ZM249 169H250V171H249ZM8 170H9V168H8ZM11 170V169H10ZM23 170V169H22ZM22 170H20L19 169V171H20V175H25V173H26V176H27V171L25 172V173H23V171ZM25 170V169H24ZM50 170H52V169H50ZM56 170V167H55V169H54V171ZM58 170V169H57ZM57 170H56V172H57ZM61 170V169H60ZM84 170V169H83ZM88 170V169H87ZM86 170V171H87ZM89 170V171H90ZM93 170H95V169H93ZM104 170V169H103ZM135 170V171H134ZM40 171H46L45 169L44 170H40ZM40 171H39V173H40ZM89 171H87L88 173H89ZM92 171V170H91ZM171 171H172V173H171ZM261 171V170H260ZM1 172V171H0ZM14 172V171H13ZM17 172V171H16ZM30 172V171H29ZM37 172V171H36ZM50 172V171H49ZM74 172V171H73ZM77 172V171H76ZM75 172V173H76ZM82 172V171H81ZM87 172H85V173H81V175L83 176V174H84V177L85 176H88V177H85L87 180H88V178H89V176H90V174L89 175H87L88 173ZM96 172H98L97 170H96ZM96 172H92L93 173V175L91 174V178L88 180V182H87V184L86 185H88V183H89V181L93 178L92 176H95L94 177V180H96V181H91V182H96L97 183V181L99 180V176H98V174H99V172L96 174ZM175 172H177L178 174H176ZM2 173V172H1ZM11 173V172H10ZM54 173V172H53ZM52 173V174H53ZM58 173H60L59 171H58ZM87 173V174H86ZM102 173V172H101ZM101 173L99 174L100 175V177H101ZM114 173H116V172H114ZM243 173H244V175H243ZM262 173H264V170H262L261 171V174ZM18 174V173H17ZM41 174V173H40ZM54 174H56V173H54ZM53 174V175H54ZM67 174V173H66ZM80 174V173H79ZM78 173H77V175H79ZM86 174V175H85ZM176 174V175H175ZM181 175V178L179 179V177H180V175ZM37 175V174H36ZM43 175V174H42ZM41 175V176H42ZM46 175V174H45ZM43 176V177H47L48 175H46V176ZM63 175V174H62ZM73 176V173L71 174V172H70V174H68V176H69V178H70V181H71V179H74V182H75V180H77V182H78V179H79V181H81V180H83L84 182H85V180H84V178L80 175L79 177H82L83 179H80L78 176V178H75L76 177V175L74 174V178H72V176ZM96 175L98 176L97 178H98V180H97V178H96ZM102 175H104V173L102 174ZM64 176V175H63ZM68 176H67V178H68ZM243 176V177H242ZM14 177H16V174H15V176ZM22 177V176H21ZM55 177V176H54ZM18 178V177H17ZM20 178V177H19ZM32 178H33V176H32ZM62 178V177H61ZM68 178V179H69ZM102 178H103V176H102ZM40 179H41V177H40ZM43 179V178H42ZM68 179H66V180H68ZM240 180V183H239V180ZM242 179V180H241ZM17 180V179H16ZM20 180V179H19ZM22 180H23V177H22ZM22 180H21V182H22ZM30 180V179H29ZM32 180V179H31ZM30 180V181H31ZM34 180V179H33ZM37 180V179H36ZM39 180V179H38ZM53 180H55V179H53ZM63 180H64V178H63ZM105 180V181H106ZM24 181V180H23ZM41 181V180H40ZM100 181H102V180H100ZM163 181H164V183H165V181H166V184H164L163 183ZM9 182V181H8ZM7 182V183H8ZM32 182V181H31ZM35 182H37V181H35ZM42 182V181H41ZM56 182V181H55ZM69 182V181H68ZM82 182V181H81ZM81 182L79 183L80 185H81ZM90 182V183H91ZM17 183V182H16ZM19 183V185L21 184L20 182H18ZM38 183H40V182H38ZM61 183H62V181H61ZM60 183V185H62ZM1 184V183H0ZM4 184V183H3ZM27 184H29L28 182H27ZM26 184V185H27ZM57 184V183H56ZM65 184V183H64ZM92 184V186H93V183H91ZM262 184H263V186H262ZM18 185V186H19ZM25 185V184H24ZM54 185V184H53ZM59 185V186H60ZM76 185V184H75ZM84 184L82 183V186H83ZM95 185V184H94ZM11 186V185H10ZM21 186V185H20ZM23 186V185H22ZM41 186V185H40ZM92 186H90L91 188H89L90 190L94 187H92ZM99 186H96L97 188L99 187ZM260 186V187H259ZM6 187H7V185H6ZM39 187V186H38ZM64 187V186H63ZM84 187H85V185H84ZM89 187V186H88ZM87 187V188H88ZM96 187H94L95 188V190L97 189ZM126 189H125V188ZM251 187H253V188H251ZM263 187V188H262ZM19 188V187H18ZM28 188V187H27ZM47 188V187H46ZM53 188V187H52ZM58 188V187H57ZM68 188V189H69ZM251 188V189H250ZM255 188V190L253 191V189ZM3 189H5V188H3ZM7 189H9V188H7ZM10 189H11V187H10ZM22 189H26V187L25 188H22ZM29 189V188H28ZM35 189H36V186H35ZM38 189H42V188H38ZM59 189H61V188H59ZM67 189V188H66ZM65 189V190H66ZM99 189V188H98ZM97 189V190H98ZM118 189H120V190H118ZM121 189H124V190H121ZM257 189H259L260 190V192H258L257 191ZM14 190V189H13ZM27 190V189H26ZM55 190V189H54ZM54 190H52V193L54 192ZM71 190V189H70ZM94 190V191H95ZM101 190V189H100ZM117 190H118V192H117ZM177 190V191H176ZM10 190H6V193L7 192H9ZM33 191H34V189H33ZM36 191V190H35ZM42 191V190H41ZM48 191V190H47ZM56 191V190H55ZM60 191V190H59ZM55 192L56 193V196L55 195H53L52 193H51V191L49 192L50 194H48V195H50L51 197H52V195L53 196H55V197H57V196H59V193L60 192ZM120 191H122L121 192V195L123 196L124 194L126 195V196H123V198H126V199H124V201L122 200V196L119 194L120 193ZM125 193H124V192ZM264 191V190H263ZM4 192H5V190H4ZM11 192V191H10ZM13 192V191H12ZM43 192H45V190L43 191ZM63 192H65V191H63ZM62 192V193H63ZM66 192H67V190H66ZM79 192V193H80ZM255 192V194H253ZM256 192H258L259 194H257ZM42 193V192H41ZM48 193V192H47ZM76 193V194H75ZM118 193V194H117ZM124 193V194H123ZM261 193V194H262ZM4 194V193H3ZM13 194V193H12ZM37 194V193H36ZM58 194V195H57ZM64 194V193H63ZM63 194H60L61 195V197H60V199L62 200L63 199ZM67 193H65L64 195H66ZM251 194H253V195H256V197L255 196H253V198H252V196H251ZM31 195H33V194H31ZM39 195V194H38ZM43 195V194H42ZM116 195H120L121 197H119V198H117V197H115ZM249 195V196H248ZM1 197H2V195H0ZM7 195H5V196H3L2 198L3 199H1L0 198V200H2V201H4V203L5 202H8L7 201V198H10V195L8 196V197H6ZM16 196H18V195H16ZM20 196V195H19ZM44 196H46L45 194H44ZM43 196V197H44ZM50 196H48V201H49V203H51L52 202V200H54V198L50 201L49 200V198H51ZM67 196V195H66ZM65 196V197H66ZM251 196V197H250ZM4 197H6V199H4ZM31 197H33V196H31ZM42 197V198H43ZM77 197V198H76ZM83 197V198H82ZM114 197H115V199H114ZM255 197V198H254ZM16 198V197H15ZM39 201L41 200L40 199V195L38 196V197H36ZM36 198L34 199V201L36 200ZM45 198V197H44ZM68 199H69V197H67ZM67 198H65L66 200H67ZM95 198V197H94ZM120 200V202H122L123 204H121L118 200ZM24 199V198H23ZM29 199V198H28ZM27 199V200H28ZM30 199H32V198H30ZM59 198L57 199V201L58 200H60ZM79 199H83V200H79ZM105 199V200H104ZM112 199H113V202H112ZM6 200V201H5ZM13 200H14V198H13ZM25 200V199H24ZM38 200H36L35 202H37ZM46 200V199H45ZM46 200V201H47ZM64 200V199H63ZM62 200V201H63ZM75 200V201H74ZM79 202H78V201ZM110 200V201H109ZM2 201H0V206H6L8 203H6V205L2 202ZM10 201V203H12L13 205H14V207H13V210H14V208H16V207H19V208H21L22 207V205L24 204H19L18 202V205H20V206H18L17 205V203L16 204H14L13 202H11V200H9ZM16 201V200H15ZM26 201V200H25ZM31 201V200H30ZM48 201H47V203H48ZM65 201V200H64ZM80 201H81V203H80ZM116 201L118 202V203H116ZM26 202H28V201H26ZM86 202V201H85ZM93 204H95V207L97 208L96 210L94 209L95 207H94V205H92V203ZM112 202V203H111ZM115 202V203H114ZM125 202V203H124ZM9 203V204H10ZM42 203V202H41ZM53 203H55L54 201H53ZM58 203H59V201H58ZM62 203V202H61ZM66 203V202H65ZM68 203H66V204H68ZM74 203H77V204H75L74 205ZM112 205H111V204ZM3 204V205H2ZM11 204V205H12ZM30 204L31 203H29L28 205H29V207H30ZM38 204V203H37ZM69 204V205H70ZM107 204H108V206H107ZM116 204V205H115ZM121 204V205H120ZM17 205V206H16ZM39 205V204H38ZM46 205V204H45ZM54 205V204H53ZM58 205V204H57ZM65 205V204H64ZM71 205H70V207H68V205L66 206V208L68 209V210H70V211H67V210H65V211H67V212H65L66 214L67 213H69V212H71V213H69V214H71L72 215V213H75L74 211H76V210H78L79 211V209L80 208H78V209H73V208H71ZM119 205H120V209H119ZM123 205L125 206V207H123ZM16 206V207H15ZM24 207H25V205H23ZM27 206V205H26ZM116 206L118 207V208H116ZM238 208V210L241 212L240 214H238V212L239 211H237V213H236V211L235 210H237V208ZM8 207H9V209H10V206L8 205ZM7 207V208H8ZM24 207H22V210L24 209ZM28 207V206H27ZM49 207V206H48ZM53 207V206H52ZM64 207V206H63ZM85 207H83V208H85ZM100 207H101V209H100ZM121 207H123V208H126V209H123L122 210V208ZM234 207H235V209H234ZM5 208V207H4ZM18 208V209H19ZM26 208V207H25ZM45 208V207H44ZM61 208H62V205H61ZM65 208V207H64ZM72 210H71V209ZM99 208V209H98ZM1 209V208H0ZM3 209V208H2ZM53 209V208H52ZM116 209H119L120 211H118V210H116ZM4 210H6V209H4ZM8 210V209H7ZM12 210V209H11ZM16 210V209H15ZM20 210V209H19ZM22 210H20L21 211V213H22ZM58 210H59V212H58ZM74 210V211H73ZM82 210V209H81ZM84 210V209H83ZM82 210V211H83ZM100 210V211H99ZM114 210V211H113ZM1 211V210H0ZM16 211H18V210H16ZM16 211H14V212H16ZM19 211V212H20ZM24 211V210H23ZM94 211H96V212H94ZM115 211H117V212H115ZM234 211V212H233ZM2 212V211H1ZM3 212H5L6 213V211H3ZM49 212H50V210H49ZM93 212H94V215H93V217L92 218H90L91 216H92V214H93ZM115 213L116 215H118V216H116L115 214H111V213ZM120 214H119V213ZM123 212V213H122ZM4 213V214H5ZM9 213V212H8ZM7 213V215H9V214H11V213H9L8 214ZM58 213H60V214H58ZM62 213H63V211H62ZM76 213H77V211H76ZM83 213V214H84ZM89 213V214H88ZM90 213H92V214H90ZM96 213V214H95ZM101 213H99V214H97V216L99 215L100 216V220H101V218H103L101 221H104V220H106L107 219V217H104V216H106L105 215V213L104 214H102L103 215V217H102V215H100ZM54 214H58L60 217H58V215H57V217H54L55 215ZM65 214V215H66ZM69 214H67V216H70ZM81 214H82V212H81ZM23 215V214H22ZM33 215V214H32ZM62 215H64V214H62ZM3 216V215H2ZM6 216V215H5ZM5 216H4V218H5ZM12 216H14L13 215V213H12ZM17 216V215H16ZM66 216V217H67ZM74 216H75V214H74ZM77 216H79V214H77ZM98 216V217H99ZM110 216V217H109ZM19 217V216H18ZM17 217V218H18ZM33 217H34V215L32 216V220H34L33 219ZM48 217V218H49ZM62 217H64V216H62ZM76 217V216H75ZM74 217V218H75ZM97 217V218H98ZM111 217H112V219H111ZM114 217V218H113ZM120 217H122V218H120ZM0 218H2L1 216H0ZM12 218H15V216L14 217H12ZM30 218H31V214H30ZM44 218H46V216L44 215ZM54 218V219H53ZM57 218V219H56ZM106 218V219H105ZM117 218V219H116ZM123 218H125L126 219V221H124L125 219H123ZM3 219V218H2ZM21 219V218H20ZM20 219H17V220H20ZM50 219V218H49ZM57 220L56 222L54 221H52V220ZM67 219H69V217L67 218ZM66 219V220H67ZM71 219H73V218H71ZM70 219V220H71ZM91 219V220H90ZM108 219H107V222H108ZM127 219H129V220H127ZM23 220V219H22ZM21 220V221H22ZM76 220H77V218H76ZM94 220V219H93ZM12 221H13V219H12ZM11 221V222H12ZM31 221V220H30ZM84 221V222H83ZM95 221H97L96 220V218H95ZM120 221V222H121ZM5 222V223H4ZM17 221L16 220H14V223H16ZM40 221H38V223H39ZM70 222V221H69ZM86 222V223H85ZM93 222V221H92ZM98 222H99V220L97 221V223L95 222H93L94 224H97V225H99L98 224ZM110 222V221H109ZM108 222V223H109ZM117 222H119V221H117ZM7 223V224H6ZM18 223H20V222H18ZM22 223H26V221L25 222H23L22 221ZM22 223H21V225H22ZM27 223H29V221L27 222ZM34 223H37V222H33V224ZM47 223H48V225L51 227H47V228H49V230H46L47 228L45 227V229L43 228L44 227V225H46V226H48L47 225ZM51 223V224H50ZM61 223V224H60ZM67 223V222H66ZM71 223H73V221L71 222ZM74 223H76V221H74ZM73 223V224H74ZM81 223H85V224H81ZM102 223V222H101ZM111 223V222H110ZM127 223V224H126ZM129 223H130V225H129ZM9 224H11L10 226H12V227H10L9 226ZM112 224V223H111ZM224 224V225H223ZM5 225H7V226H5ZM20 225V226H21ZM32 225V224H31ZM30 225V226H31ZM36 225H38V224H36ZM68 225V224H67ZM119 225V224H118ZM120 225V226H121ZM225 226V229H226V225H228V229H226V230H224V228L222 227V232L221 231H219V229L221 228V227H219V226ZM33 226V225H32ZM39 226V225H38ZM62 226V228L63 229H65L66 227L67 228H70V226H71V224L69 225V226H64L63 227ZM82 226V227H81ZM101 227H102V225H100ZM120 226H118V229L119 230H117L116 229V234H118V231H120V232H122V233H120V234H123L124 233V231L122 230H120V229H122V227H120ZM127 226H128V228H127ZM257 227L256 228V230L258 231H256V232H254L253 230V234L255 235L256 233H257V236H259L260 235V237H256L257 239H255V238H251L252 236H253V234H252V231H251V227ZM10 227V228H9ZM14 227H16L17 229H13ZM54 227V226H53ZM56 227H59L58 225L56 226ZM61 227V226H60ZM72 227V226H71ZM109 226H107L106 228H107V230H105V232L107 231V233L111 230H109V228H108ZM117 227V224H116V226H115V228ZM218 227H219V229H218ZM252 227V229H255V228H253ZM38 228H43V229H38ZM67 228H66V231H67ZM114 228V229H115ZM215 228H217L218 230H216ZM9 229H11V230H16L17 231V233H18V235H17V233H15V231H14V233L17 235L16 237L17 238H19L18 240H17V238H15V236H13L12 234H13V231H12V234L8 231ZM37 231V233H35V231ZM38 229V230H37ZM50 229H52V230H50ZM63 229H61V228H59V231L61 230V232H62V230ZM102 229V228H101ZM126 229V230H125ZM208 229V230H207ZM213 229H215V230H213ZM7 232H9V233H7V234H10V239H9V237H5V236H7V234H6V231ZM24 229H20V231L22 232ZM30 230V231H29ZM33 232H32V231ZM42 230V233H39V231H41ZM249 230L251 231V233L249 232ZM51 232V233H46V232ZM75 232V233H72V232ZM95 231V230H94ZM93 231V232H94ZM97 231V230H96ZM101 231H103L104 232V230H101ZM25 232V231H24ZM64 232V231H63ZM98 232H99V229H98ZM111 232V231H110ZM175 232H179L181 235H183L182 237L180 236V235H174V233ZM219 232V233H218ZM245 234H244V233ZM3 233H5L6 235L5 236H3L4 234ZM34 233V234H33ZM65 233V232H64ZM72 233V234H71ZM77 233H79L80 235H81V237H78V236H80V235H75V234H77ZM92 233V232H91ZM178 233V234H179ZM251 234L250 236L251 237H248V238H250V241H253L254 240V249H255V246H256V249L254 250V249H249V252L251 251V253H249L246 249L245 250H243V247H244V245L246 246V244H247V234ZM259 233V234H258ZM14 234V235H15ZM48 234V235H47ZM106 233H103V235H105ZM112 234V233H111ZM125 234H124V236H125ZM129 233H128V235H130ZM186 234V236L188 235V239L184 236ZM244 236H246V238L244 239V237H242L243 235ZM12 235V236H11ZM22 235V234H21ZM98 235H99V233H98ZM108 235H110V233L108 234ZM127 235V236H128ZM190 235V236H189ZM239 235H241V236H239ZM3 236V237H2ZM9 236V235H8ZM26 236V235H25ZM45 236V235H44ZM50 236V237H49ZM76 236V237H75ZM99 236H101V233H100V235ZM123 235H122V237H124ZM225 236H229L228 238H229V240H228V238H225ZM231 236V237H230ZM13 237V238H12ZM106 237L107 238H109L107 235H106ZM115 237V236H114ZM135 237V236H134ZM134 237H133V239H134ZM222 237H224V238H222ZM234 237V238H233ZM4 238V239H3ZM26 238L27 239H29L27 236H26ZM31 238V237H30ZM40 238V239H39ZM41 238H42V242L45 244V246H44V244H42V242L41 241H39V240H41ZM62 238H60L59 240H61ZM67 238H69V239H67ZM100 239L101 238H103V236H101V237H99ZM98 238V239H99ZM124 238H126V237H124ZM129 238V237H128ZM186 239V240H183V239ZM225 239V240H227V242L225 241V240H221V239ZM231 238L233 239V240H231ZM239 238V239H238ZM243 238V239H242ZM9 239V240H8ZM46 241H45V240ZM66 239V240H65ZM111 239V238H110ZM122 239V238H121ZM130 239V238H129ZM136 239V238H135ZM193 239V240H192ZM219 239H220V241H219ZM17 240V241H16ZM22 240V239H21ZM53 240V241H54ZM88 240V241H87ZM112 240V239H111ZM124 241H125V239H123ZM185 241V244H183L184 242L183 241ZM191 240V241H190ZM231 240V241H230ZM241 240V241H240ZM249 240V239H248ZM256 240V241H255ZM79 241V242H78ZM87 241V242H86ZM97 241V240H96ZM95 241V242H96ZM108 241V242H107ZM120 241V240H119ZM130 241V240H129ZM182 241V242H181ZM187 241H190L189 242V245L187 244L188 242ZM225 241V242H224ZM235 241H237L236 243V245H235ZM38 242V244L39 245H36V243ZM39 242H41V243H39ZM59 242V241H58ZM65 244H64V243ZM90 242V241H89ZM92 242V241H91ZM98 242V241H97ZM100 242H102V244L100 243ZM107 242V243H106ZM116 242H118V241H116ZM145 242V243H146ZM187 242V243H186ZM23 243V242H22ZM53 243H55V241L53 242ZM56 243H57V241H56ZM56 243L55 244H53V245H56ZM68 243V242H67ZM103 243H104V246H102L103 245ZM110 243V245H112ZM217 243V244H218ZM221 243V244H222ZM244 243H246V244H244ZM249 243V242H248ZM250 243H252V242H250ZM3 244H5V245H3ZM28 244H31V245H28ZM41 244H42V246H44L45 248V251H44V249H41V250H43V251H41L40 250V248L42 247L41 246ZM59 244H57V245H59ZM93 246H94V244H93V242L91 243ZM124 244V245H123ZM187 244V245H186ZM7 245V246H6ZM16 247H15V246ZM22 245H27L28 247H30V251H25L24 249H29V248H26V247H22ZM56 245V246H57ZM73 245V244H72ZM82 245H81V248H83L82 247ZM89 245V244H88ZM103 247H101V246ZM140 245V244H139ZM138 245V246H139ZM143 245H145V244H143ZM234 245V246H233ZM252 245V244H251ZM10 246H12V249H11V247ZM13 246L15 247V248H13ZM17 246H19V247H17ZM68 246V244L65 246V247H67ZM114 246H116V245H114ZM136 246V245H135ZM214 246H216V247H214ZM236 246V247H235ZM247 246H249V245H247ZM253 246V245H252ZM51 247V249H52V245L50 246ZM54 247V246H53ZM90 248H92V246H89ZM117 247V246H116ZM115 247V248H116ZM141 247V246H140ZM23 248V249H22ZM77 248V249H76ZM89 248V249H90ZM238 248V249H239ZM245 248V247H244ZM6 249V250H7ZM9 249H11V250H9ZM50 249V250H51ZM67 248H64V250H66ZM76 249V250H75ZM121 249V250H120ZM188 249H190L189 251H188ZM191 249H192V251H191ZM33 250V251H32ZM73 250V251H72ZM84 250V251H83ZM223 250V251H222ZM79 251V250H78ZM119 253H118V252ZM221 251H222V253H221ZM228 251V250H227ZM43 252H45V253H43ZM84 252V253H83ZM60 253V254H59ZM82 253V254H81ZM113 253V254H112ZM240 253H238L239 255L237 256V257H239L241 254ZM47 255V257L46 256H43V255ZM57 254H59V255H57ZM62 254V255H61ZM68 256H67V255ZM71 256H70V255ZM117 254V255H116ZM249 254V255H248ZM65 256V258L64 259H60V260H58V258H61V256ZM203 255V256H202ZM229 255V256H228ZM42 256L43 257H46V258H44V259H46L45 261H44V259L42 258ZM59 256V257H58ZM140 257V258H139ZM192 257H193V259H195V260H197V261H192ZM241 257H243V256H241ZM222 258V259H223ZM43 259V260H42ZM53 259V260H52ZM230 259H228V261L230 260ZM235 259V258H234ZM236 259H238V258H236ZM236 259H235V261H234V263H231L232 261H233V259L231 260V262H229V263H231V264H240L241 263V261H244V260H241V259H239L240 260V263L238 262V260L236 261ZM243 259V258H242ZM198 260H200V261H198ZM60 261V262H59ZM224 261H225V259H224ZM227 261V262H228ZM44 262V263H43ZM236 262V263H235ZM205 263V264H206ZM220 263V264H221ZM225 264V263H224Z\"/></svg>",
	"mask_w": 264,
	"mask_h": 264
},
{
	"label": "rangeland",
	"instance_id": "obj_2",
	"mask_svg": "<svg viewBox=\"0 0 264 264\" xmlns=\"http://www.w3.org/2000/svg\"><path fill=\"white\" fill-rule=\"evenodd\" d=\"M51 1H52V0H0V72H1V70H3V72H6V73L9 72V73H7V74H8V75H11V79L13 80V81L10 80V81H12V82L10 83V85H11V84H12V85H11V86H8V88L6 87V88L3 90L4 92L1 91L2 88H4L3 85H5V84L7 85V83H9L10 81H9V82H6L5 84H4V81H3V82H2L3 85H1V82H0V85L2 86V88H0V106H1V108H0V112L2 111V113H0V124H1V127H0V128H1V129H0V137H1V138H0V139H1V141H0V150H1V151H0V159H1V160H0V171L2 172V173L0 172V183H1V184H0V195H2V197L5 196V195H7L6 197H8V196L10 195V198H7V201H8L9 203H10L9 200H11V202L14 201V202H13L14 204H16L17 202H18L19 204H20V203H21V204L24 203L23 205H25V207H26V208H25V207L22 205V207H24V209H23L24 211H23V210H22V207H21V208L16 207V206L18 205V203H17V205L15 206L16 208H14V210H13L14 205H13L12 203H10V204H9L8 202H5V203H4V201L0 200V201H2L5 205H6V203H8L6 206H3V207L0 206V208H1L0 210L2 211V212L0 211V216L3 218V219H2V218H0V219L2 220V222H3V221H6L7 223H12V225H14V224H15V225H16V224L18 225L17 228H19V229H17L16 227H14L13 229H17V231L19 230V231H18L19 235H18V233H17L16 230H11V229H9L8 231H9L11 234H12V231H13V234H12V235L15 236V238L22 236L20 239L17 238V240L19 239L18 242H21L20 244H25V243H28V242L31 243V244H33V243H35L36 241H38V240H37L38 238H37L36 236H37V235H38V237L40 236V234H34V233H33V234H34V237H35L34 239L36 240V241H34V240H32L31 232H30V234H29L28 231L25 230V229H27L28 226H26V227H24V228H21V227H22V226H25L26 224H27V225H29V224L31 225V224H32L33 226H32V225H31V226L29 225L28 229H30L31 227H32V228H33V227L35 228V226H36V228H37V227H40V226L42 225V222L46 223L48 220H49V222H51V218H52V217H49V216H50V215H53V214H52L53 212H57V209H56V208H58L59 210H61V211H60L61 214L58 213V214H60L61 217H60L58 214H54V215H55L54 217H57V215H58V217H60V218H59L60 221H61V219L63 220V218H64V221H61V222H65V223H64V226L66 227V226H69V225L71 224L72 227H71V226H70V228H67V227H66V228H67V231H66V228H65V229L62 228L63 225H59V224H57V222H58V221L56 220V219L58 218V217H57L55 220H52L53 222H54V221H55V222L57 221V222H56V225H55V223H54V225H53L54 227L52 226L53 223H52V224L50 223V224H51V227H52V228H55V230H54V229H53V230L50 229V230L53 231V233L56 234V232L58 231L59 234H57V236L61 235V233H62L63 236H64V234L67 233V234H66V237H67V236L70 234L69 232L72 231L71 228L74 229V227H76V229H80V228H79L80 226L77 225V224H79V223H77V222H80V221L83 220V219L85 220V218H86L87 216H89V215H86V214H85V213H87V212H86L87 209H86V207H85L84 205H86V204H87V201L92 197V196H89L90 194H88V192L85 191V190L88 189L89 192L93 191L94 193L91 192V193H92L91 195L97 193V191H98V192L100 191V193H97L98 196H96V194L93 195V200H94V199H97V201H98L99 198H96V197H99V195H101V192H104V191L102 190V188L100 187V186L103 187V185H101V182H102V183H104V182H108V180L110 181V179H112V177H109L110 174L106 173V172H108V171H105V170H107V169H105V168H106L105 166L107 165V161H108L107 158H106V160H105V155H106V154L108 155V153L111 151V150H109V152H107V151H108L107 148H110V147L112 148V145H113V143H114V145H113L114 149H117V150H118V148H119V149H120V148H125V149H126V151H124V152H122V151H123V150H122V151H120V153H119V150H118V152H116V151L112 152V153H114V154H112V155L109 154V158L112 157L113 159L115 158L116 154H118V155L116 156V159H117V160H116V159H115V160H116V162L119 161V162L121 163V164H120L119 162H117V163H119V165H122V163H124V161H126V163H128V162L130 161V160H128V158H129V159L134 158L133 154H131V152H133V151L130 150L128 144H127V146L125 145L127 142H129V139H130V137H128V136H129V132L127 133V132H126V129H127V131H128V128H127V127H129V126L131 125V121L128 122V121L125 120V119L128 120V118H127L128 116L123 117L125 113H128V114H126V115H130V114H131V115L129 116V119L133 117V118H132V121H134V122H135V120L137 121V119H138L139 122L141 123V122H142V121H141L142 118H143L142 120H144V118H146L145 120H147V121H148V119L150 118V119H149V122H148L149 125H147L146 123H144V124H146V125L149 126V127H151L150 125L152 124L151 119L153 118V119L155 120V118L152 117V115H151V117H150L149 114H151V113H152V114H155V116L157 117L156 120H157V122H159V123H160V121H161L162 119H164V122H162V123L165 124L166 127H164V125H161L162 123L158 124V123H156V121H155L156 125L153 123V125H152L151 128L148 127V129H149V130L147 129L148 132H147V130H144V129H146V128H144V129H143V128H140V126H141L143 123L140 124V123L137 121L138 123L135 122V123H137V124L134 125L135 123L132 122L133 125L135 126L134 128H136V129H135L136 132H134V128H132V126H131V129H133V131L131 130L132 132L130 131V134L134 132V133H133L134 135H133V134H131V135L134 136V137L136 136L135 138H137L138 140L135 139V138H133V139H135V140L137 141V143H138L137 145H142V147L145 145V146L143 147V149L148 148V149H145V150H150V148H151L150 146L146 147V146H147V143H148V145H150L149 143H153L152 145H155V147H157V145L159 146V144H161V145H160L161 147L163 146V145H162V142H160V143L158 142V141H159L158 139L161 138L162 136H164V137H162V139H164V140H167V139H170V138H171V141L167 140L168 143H171V142H172V143H175V141L178 140V138H177L175 141H172V140L175 139V138H174V135L177 134L176 132H178V135H179V136H181V137L183 136L184 141H185V139H186V137H187V135H185V132H187V134H188V131L192 130V129L189 130V128H191L190 125H192V124H193V125H192V126H193L192 128L195 129V131H196V132H195V131L193 130V132L198 133V132H197V131H198V128H199L200 125H201V124H200V123H201L200 121H202V123L204 122V121L201 120V119H200V121H199V118H200V117H203V119H204L205 122H206L207 117H209V119H210V115H211L210 113L213 111L212 109H209V107H208V109L211 110V111H207L206 108H207V106L210 105L209 103H211L212 101H214L215 104H216L217 101H218L217 103H220V102L223 103V102H224L223 104L221 103V104H219V105H220V107H221V105L225 106V100H227L230 96H231V98H232V96H234V95H232V94L227 95L229 92L225 94L224 92L221 91V94L223 93L222 95H226V96H227V98H226V96H221V95H220L221 98L224 97V98H223L224 101H223L222 99H221V101H219V100L217 99V97L215 98V96L213 97L214 99L211 98V97L213 96V94L216 93V91L219 92V91L222 89L221 87H223V85H224L223 89L226 87V86H225V83H227L226 81H228V80H226L224 84L218 83V82H221L222 79H223L222 83L224 82V79H225V78H224L223 76H224V74H225L224 72L226 71V70H225L226 67L224 68L225 71H223L224 74H223L222 78H220L221 76L219 77V75H215L214 73L208 72V69L206 70V67L208 66L207 64L203 65V66L205 67V70H206V71L203 70L204 67H203V68L198 67L199 69L197 68L196 70L200 71V73H201V75H203V77L207 75V77L209 78V79H208V78H207V79H208L210 82L213 81V82L210 83V84H207V82L204 83L205 81L201 78L202 76H201V77H200V75L197 76V75H195V73L192 72L193 76L195 75V76H197V77H200V78L203 80L202 82H203L204 84L199 83V82L197 81V82L200 84L199 87L201 88V90H203V89L205 88L204 86H207V85H208V86L210 87L211 85H214L215 82H216V85H217V86H218V84H219V85H220V84L222 85V86L220 85V88H221V89H219V86H218L217 88H215L214 86H212V87H210V88H205L204 90L207 89L206 91H208V90L211 89V88H212L211 90L213 91V94H212V95L210 94L211 92H209V91H208V92L203 91V92H205V94H206V93L210 94V95L206 94V95H205L206 97L201 96V95H199L198 93H197L198 95H196V93L194 92L195 90H194V91L192 90V92L195 93V94L193 93L194 96H192L193 94L191 95L194 99L190 96V91H191V90H190L189 93H187V94H189L188 96H190V97L194 100V102L192 101V102L190 103V104H191L190 106H187V105H189V104H187V105H183V108H184L185 106H186L185 108L188 107L186 110L190 111V109H191L190 114H193V115H191V116H194V117H192V120H191L192 122L190 121L191 116L189 117V122H188V120H187V125L190 124V125H188V126H189V127L187 128L188 130H187V131H181V130H182V129H181L182 127L180 128V126H181V125L183 126L184 124H186V122L184 121V122H182V123H179V120H177L178 117L174 119V120L178 121V122L175 121L176 123L179 124V125H178V128H177V126H175V128H174V127H172V128H168L169 126H171V124H170V125L167 127V125H168L169 123H172V125H173V122H171L172 120H170V119H172V118L169 117V116H171V115H170L171 113H172V114H173V113H174V114L176 113L175 116L173 115L174 117L178 116V115H177L178 112H180L181 115H182V113H183L184 117L188 114V112H187V114H186V112H184L185 110L182 112V110H181L180 107H179V106H182L181 104H182L183 102H182V103L180 102L179 104L176 103V100L179 102V100H180V101L183 100L184 97H185L186 95L184 94V96H183V93H182V97H183V98L181 97V98L178 99V97H179L178 95L175 96V94H173V93L171 94V92H173V89H174V85H173L172 83L175 82V86H176V85H179L180 87H182V86L184 85V83H188V79H189V82H191V81H190V78H191L192 76H191L190 78L186 77L187 79H186V78H185V79L187 80V82H184V81H185V79H184V81H183V83H182L183 85H180L179 83H177V80H175V78H177V76H176L177 74L175 75V78H173L172 76H170V74H171V73H170L168 76L171 77V80L174 79V81H173V80H172V81L170 80L171 82L169 83V80H168V79H170V78H168V76H165V75H164V74H165L164 72H166V68L168 69L169 65L167 66V64L164 62V61H166V60H164V58H163V59L161 58V59L159 60V61H161V60L163 61V63H164L163 65L166 64V66H163L164 68L166 67V68H165V71L163 72V75H164V76L162 75L163 77H166V83H161L162 81L160 80V81H161V82H160V85H161V84H162L161 86L166 85V86H164V87H165V91H166V89L169 90L168 88H169L171 85L173 86V87L170 88V90H171V89H172V90H171V91L169 90L170 93H169V92H166V93L169 95V98H173V99L176 98V99H174V101H173V99H170V101H169L170 104H172V103H171V100H172V102H175V104H174V105H176V108L174 107L175 110L177 109V106H178V108H179V111H178V112H177V111H176V112H172V110H170L171 112H170L169 116H168V115L165 116V114H166V113H165L166 111H165V112H164L165 114L162 113V114L164 115V116H163V115L161 114V112H163V111L159 110V106H161L160 103H159L160 101H159V102H155V100L152 101V100H153V96H154V95H157V94H155V93L152 94L151 92L147 91L146 88L144 87V84H143V83H145V81H146V83H148V84L151 83V87H150V88H151V90H152V88H153L152 86H156L155 84H158V83H159V82L157 81V79H159L160 76H161V75L159 74L160 76H159V78H157L158 75L155 76V75L153 74V72H154V73H157V72H155L154 70H153V72H152V70H151V73H148V71L150 72V70L145 71V70H146L145 67H146V65H147L146 62H147L149 59H148L146 62H142L143 64H146V65L144 66V69H145V70L143 69L144 72L142 71L143 74H141V76H140V73H139V72H141V71H139V68H138V67L142 68V66L138 65V64H141V63H139V62H141V61H139V59H141V56H137V58H138V59H137L136 56H135V54H134L135 58L139 61V62H136V63H138V64L135 65V66L138 65V66H137V68H138V72H137V69L135 70V68H136V67H135L134 69H133V68H131V69L129 68V69L125 70V72H123L124 70L122 69L123 71L121 70L122 73H120V71H118V70H119V67L117 66L118 69H115V68H114L115 66H113V64H115V65H119V64L123 65L122 62H124L126 59L124 58V59H125V60H124L123 58H121V56H120L121 54H122V56H123V53H124V54L126 55V57H130V56H131V55L129 56V54H127V52H129V51L131 50L130 48H128V47H129V45L127 44L128 41L131 42V43H129V42H128V43L132 45V43H140V42H138V41H140V40L143 38V39H142V42H141L142 44H141V45L139 44V47H137L138 45L136 44V45H137L136 47H137V49H138L139 51H140V50H143L144 46H145V48L147 49V46H146L147 44H148L150 47H152L151 43H152L153 41H154V43H156L155 40H158L159 38H160L159 41H160V40H161V41H160V42L158 41V42H159V44H161V45H163V44L165 45V44H166L165 41H164V42L162 41L163 39L166 40V41L172 40V41L174 42V40H175V41H176L177 39L179 40V38H182V39L185 38V40H182V43H183V42H185V43H183V44L188 43V39H190L191 37L193 38V36H189L190 33H188V32L185 33L186 31H189V30H186V29H185L186 31H184V32H180V31H181V29H182V31H183V28H186V27H185L186 25H187V27H188V24H189V22H188L189 20H188V19H190V22L192 21V22L195 24V21H193L194 19H192V18H195V17H191V16H194V15H192L190 12H191V11L194 12L193 14H195V16H196V15H197L196 12L198 13V12H199V8H201V7L198 8V6H201L200 4H203V7H204L206 4H209V3H210L209 0H208V1H207V0H198V1H196L195 3H198V4H199V5H198V4H195V3H194V5L197 7V9H196L197 11H193V10H191V11H186V12H187V13H185L186 15L189 14V13L191 14V15H187V16H189V17H187L185 14L183 15V17L186 16L187 18H185V17L183 18L182 16H180V13L182 12V10H181V12L178 14V16H174V18L176 17L175 19L172 18V19H174V20H173L174 22L172 21V19H170V18L168 17L169 14L167 15V17L172 21V22H171V21L168 19L170 22H165V24H168V26H169V27H167V28H170V25H172L173 23H174V24L172 25V27H173L174 25H176V24H175V22H176L175 20H177V19L179 20V22H181L182 20L185 22V21L187 20L188 24H185V25H184V24H182L183 21L181 22V24L184 26L183 28H181L182 26L180 27V24H179V23H178L179 25L174 26L175 28H178V26L180 27V29L178 28L180 31L177 29V30L180 32L179 34H177L178 32L176 31V29H175V31H176L177 33H176V32H174V33L172 32V31L174 30V28H172V29H171V28L168 29V30H169V32H168V31L166 30V27H165V29H164V31H163V29H161V26L159 27V24L157 25L159 28H158L156 25H155V26L152 25L153 23L156 24V22H157V23L160 22V25H161V24H164V21H166V20H163V19L161 20V17L164 16V14L166 15V10H167V11L169 10V9H166V8H167V7L170 8V6H171L170 4H171V1H172V0H169V2L166 1V4H165V2H162V1H164V0H152V1H151V0H143L142 3L144 2L145 4H144V3L141 4V1L139 0V2H138V3H139V4H138V8H135V7L137 6V2H136V0L133 1V4H132V5L130 4V2H131L130 0H118V1H117V0H114L115 2H114L113 0H87V1H83V0H82V1L84 2V4H83V3L81 4L82 6H80V2H81L80 0H79L80 2H79V1H78V2H77V1H75V2H71L72 0H71V1L69 0L68 3H69V2H70L71 4H72V3H73V4L75 3V5H76V3H77V5H76V9H77L78 11L80 10V11L83 13V15H80V14H79L80 11H79V12H78L77 10L74 11L75 8L71 7V6H72L71 4H69V5H71V6H65V5H67V3L64 4V5H62L61 2H65V0H64V1H63V0H53L52 2H51ZM153 1H154V2H153ZM176 1H177V0H176ZM190 1H192V0H190ZM205 1H206V2H205ZM210 1H211V0H210ZM229 1H230V0H228V2H227V0H217V1H216V0H212L211 2H212V3L214 2V3H213L214 5L210 3V4L208 5V7H206V6H207V5H206V6H205L204 8H202L201 10H202V11H205V12L207 11L206 13L208 14V10H209V12H210V10L212 9L213 11L211 10V14H212L213 16H216L217 13L219 12L218 20H220V19H222V20H221V21L215 20V21H216L215 24H217V21H218V22H220V23L222 24L221 27H223V25H224L223 22H224L225 19L223 20L222 15L220 14V10L214 15V13L216 12V10H214L213 7H214V6H215V8L217 7V8H216L217 10H218V9H221V8L219 7V4L221 3L222 6H223L222 9H223L224 7L226 8V6H227V7H229V10H230V9H231L230 6L233 7V6H237V5L239 4V3H238V0L230 1V2H232V3H229ZM239 1L241 2V3L239 4L240 6L238 5V6H239V10L236 9L237 7H235V9H236L239 13H240V12H241V13H244V9H245V10H248L247 5H248L249 2H247V0H246V1H245V0H239ZM250 1H252V0H250ZM259 1H260V3L263 4V0H258V2H259ZM58 2H60V3H58ZM120 2H123V3H120ZM178 2H179V0H178ZM193 2H194V0H193ZM193 2H192L191 4H193ZM208 2H209V3H208ZM235 2H236L237 4H236ZM246 2H247V3H246ZM253 2L255 3V6H256V0H254ZM253 2H251L252 4H251V3L249 4V6L251 7L252 11L254 10V9H253V7H254V3H253ZM114 3L116 4V6L118 7L119 10H123V9H124V11H118V9H116V7H114V5H115ZM119 3H120L122 6L124 5L125 7H127V4H128V7H129V8L127 7V8H126L127 10H125V8H123L124 6L122 7ZM124 3H127V4H124ZM131 3H132V2H131ZM151 3H152V4H151ZM160 3H161V5H160ZM163 3L165 4V6H167V4L170 5V6L164 7V4H163ZM169 3H170V4H169ZM175 3H176V2H175ZM175 3L172 2L173 5H174ZM182 3H183V4H187L188 8H189V7H192V8H189V9H193V6H194V5H193V6H191V5L189 6L188 4H190V2H188V0H182ZM182 3L180 2L179 4H181V5L183 6ZM218 3H219V4H218ZM228 3H229V5H226V4H228ZM57 4H60V5H59L60 7L62 6L61 9H60V7H59ZM134 4H136V5H134ZM177 4H178V3H177ZM177 4H175V5H177ZM179 4H178L177 6H178V8H179V7L181 8V6H180ZM216 4H217V5H216ZM221 4H220V5H221ZM231 4H232V5H231ZM243 4H245V5H243ZM119 5L122 7V9L119 7ZM153 5H154V6H153ZM155 5H156V6H155ZM162 5H163L164 9H162V8H163ZM173 5H172L171 9L174 8ZM211 5H212L213 7H212ZM260 5H261V4H260ZM63 6H65V8H63ZM73 6H74V5H73ZM133 6H134V7H133ZM147 6H148V8H147ZM177 6H176V7H177ZM209 6H211V7H209ZM257 6H258V5H257ZM257 6H256V7H257ZM82 7H83V9H82ZM149 7H150V8H149ZM157 7H159V8L162 7V8H160V9L158 10ZM176 7H175L174 9L177 10V11H179L178 9H176ZM262 7H263V11H264V4L262 5ZM41 8H44V9H41ZM62 8H63V9H62ZM114 8H115L117 11H116ZM182 8H183V7H182ZM182 8H181V9H182ZM184 8H185V6H184ZM184 8H183V9H184ZM188 8H187V9H188ZM225 8H224V9H225ZM233 8H234V7H233ZM254 8H255V7H254ZM59 9L62 10V11L64 12V14H63L62 11H61V12H62V13H61ZM72 9H73V10H72ZM81 9H82L83 11H82ZM84 9H88V10H85V11H87V12H89V11L94 12V13H95V16H94V14H93V15L91 14V16H90L89 14L86 15L87 13L84 11ZM111 9H112V10H111ZM148 9H149V10H148ZM171 9H170L167 13L170 12V13H172V14L177 15V11H176V12H172V11H175V10H173V9L171 10ZM189 9H188V10H189ZM226 9H227V8H226ZM242 9H243V10H242ZM255 9H259V7L255 8ZM70 10H71V11H70ZM163 10H165V11L162 13V14H163V15H162L161 12H162ZM194 10H195V9H194ZM236 10H234V11H236ZM240 10H242V11H240ZM249 10H250V8H249ZM55 11H56V13H57V11H59V14H61V15L55 14ZM160 11H161V12H160ZM202 11H201V12H202ZM223 11H224V10H223ZM226 11L228 12V9H227ZM232 11H233V10H232ZM254 11H256V10H254ZM260 11H261V8H260V10H259L258 12H260ZM263 11H262V13H263ZM52 12H53V13H52ZM74 12H76V14H74ZM96 12H97V13H99V12L101 13V12H102V13H104V14L106 13V14H109V15H110L111 13L114 14L115 12H117V13H119V14H120L121 12H124V13H125V16H124L123 14H121L120 19L123 20V22H122V21L118 20V19H119V17H118L119 15H118L117 13H115V15H116V14L118 15V16L116 15L117 18H118V19H117L118 21L116 20V25L114 26V24L111 25V22H112V21H110V23H109V21H108V19H109V20L111 19V18H110L111 15H110V17L107 18V21H108V22H107V21L105 20L106 17L104 18V14L102 15V14L99 13V14H100V17H99V18L101 19V18L103 17V19H104V20L101 19L102 22L99 23V21H98V19H97V17H98L99 15L97 14V17H96ZM110 12H111V13H110ZM157 12H159V14H158ZM183 12H185V11L183 10ZM183 12H182V13H183ZM188 12H189V13H188ZM205 12L203 13V15L205 14ZM224 12H225V11H224ZM245 12H246V11H245ZM249 12H251V11H249ZM77 13H78V14H77ZM82 13H81V14H82ZM89 13H90V12H89ZM221 13H222V12H221ZM228 13H232V12L229 11ZM228 13H224V14L227 16V17H226L227 20H229L228 18H230L231 15H233V14L228 15ZM233 13H234V12H233ZM251 13H252V12H251ZM262 13H261V14H262ZM52 14H53V15H52ZM69 14L72 15V16L69 17V16H70ZM157 14H158V15H157ZM160 14H161V15H160ZM172 14L170 15L171 17H172ZM207 14H205V15H207ZM209 14H210V13H209ZM209 14H208V15H209ZM237 14H238V13L236 12V15H237ZM252 14H257V11H256V13H252ZM252 14H251V16H252ZM261 14L259 13V16H260ZM66 15H69V16H66ZM115 15H114V17L116 18ZM156 15H157V17H156ZM181 15H182V14H181ZM198 15H199V14H198ZM208 15H207V16H208ZM243 15H244V14H243ZM247 15H248V14H247ZM247 15H246V13H245V16H246V17H247ZM249 15H250V14H249ZM263 15H264V13H263ZM263 15H261V16H263ZM52 16H54V19H53V20L51 19V18H53ZM60 16H61V17H60ZM62 16H64V18H63ZM74 16H78V17H74ZM80 16H81V17H80ZM106 16H107V15H106ZM122 16H124V19H125V20L123 19ZM159 16H160V17H159ZM201 16H202V14H201ZM201 16H200V17H201ZM213 16H212V17H213ZM237 16H238V15H237ZM239 16H240V15H239ZM241 16H242V15H241ZM245 16H244V17H245ZM257 16H258V15H256V17H257ZM73 17H74V18H73ZM79 17H80V18H79ZM112 17H113V16H112ZM114 17H113V19H114ZM180 17H182V18H180ZM200 17L197 16L196 18H198L199 20H200L201 18L205 19L204 16H202L201 18H200ZM205 17H206V16H205ZM212 17H211V15H210V18H211V19H209V20H212V19H213ZM220 17H221V18H220ZM224 17H225V16H224ZM231 17L233 18V16H231ZM244 17H242V18L239 17V18H240L241 20L243 19L242 21H244L245 23H246L247 21H249V19L246 20V17H245V19H244ZM56 18H57V19H56ZM62 18H63V19H62ZM71 18H72V19H71ZM82 18H85L86 20L84 19V21H83ZM95 18H96L97 20H96ZM162 18H163V17H162ZM214 18H215V17H214ZM219 18H220V19H219ZM232 18H231V19H232ZM247 18H248V17H247ZM250 18H252V17H250ZM257 18H258V17H257ZM259 18H260V17H259ZM262 18L264 19V17H262ZM49 19H50V20H49ZM55 19H56V20H55ZM70 19H71V21H70ZM79 19H82V21L79 20ZM100 19H99V20H100ZM164 19H165V17H164ZM191 19H192V20H191ZM215 19H217V17H216ZM231 19H230V20H231ZM235 19H236V18H235ZM263 19H262V20H263ZM58 20H59L60 22H59ZM75 20L77 21V24H76V25H74V23H76ZM111 20H112V19H111ZM205 20H206V19H205ZM227 20H225V21H227ZM233 20H234V19H233ZM238 20H239V19H238ZM241 20H239V22H237V23H236V21H233V22H235V27L231 26V27H233V29L231 28V30H234V28H235V31H236V27H237V26H240V25H237V26H236V24H238V23L240 24V21H241ZM245 20H246V21H245ZM51 21H52V22H51ZM53 21H54V22H53ZM61 21H62V22H61ZM79 21H80V23H81L80 25H78V24H79V23H78ZM97 21H98V22H97ZM119 21H120V22H119ZM141 21H142V22H141ZM149 21H151V22H153V23H151V22H149ZM207 21H208V20H207ZM213 21H214V20H213ZM213 21H212V22L208 21V22H209L210 25H211V24H213ZM253 21H254V20H253ZM255 21H257V20H255ZM263 21H264V20H263ZM40 22H41V23H40ZM44 22H46V23H44ZM58 22H59V23H58ZM68 22H69L70 24H69ZM148 22H149V24H150V28H149V24H148ZM161 22H163V23H161ZM187 22H186V23H187ZM197 22L199 23V21H197ZM201 22H203V20H202ZM208 22H206V23H208ZM258 22H260V21H258ZM261 22H262V21H261ZM35 23H36V24H35ZM42 23H43V25H42ZM51 23H52V24H51ZM62 23H63V24L66 23L67 25L65 24V25H64V28H62V27H63V24H62ZM72 23H73V24H72ZM98 23H99V24H98ZM113 23H115V20L113 21ZM117 23H119V24H117ZM122 23H123V24H122ZM169 23H170V24H169ZM176 23H177V22H176ZM198 23H196V25H199ZM245 23H244V24H245ZM248 23H249V22H248ZM248 23H246V24H248ZM32 24H33V25H32ZM34 24H35V25H34ZM38 24H39V25H38ZM40 24H41L42 27L40 26ZM55 24H56V25H55ZM100 24H101V26H100ZM194 24H192V25H194ZM215 24H214V25H215ZM228 24H229V22L227 21V22L225 23L224 27H225L226 25L228 26ZM230 24H231V23H230ZM230 24H229V26H230ZM241 24H242V22H241ZM246 24H245L244 26H246ZM251 24H252V22H251ZM255 24H256V23H255ZM259 24H260V23H259ZM263 24H264V23H263ZM263 24H261V25H263ZM37 25H38V26H37ZM50 25H51V26H50ZM151 25H152V26H151ZM200 25H201V23H200ZM217 25H218V24H217ZM232 25H233V23H232ZM242 25H243V24H242ZM242 25H241V26H242ZM253 25H254V24H253ZM256 25H257V24H256ZM261 25H260V26H261ZM34 26L36 27V29L34 28ZM44 26H45V27H44ZM52 26H53L54 28L57 27V29L60 27V28L63 29L64 32L61 31L62 29H60V28H59L58 30H57V29L54 30ZM65 26H66V27H65ZM68 26H69V28H71V30H68V28H67ZM146 26H147V27H146ZM162 26H163V25H162ZM164 26H167V25H164ZM190 26H191V25H190ZM190 26H189V27H190ZM203 26H205V24H204ZM203 26H200V28L202 27L203 30H204V29L206 30V28L209 27L208 30H210L211 33H212V32H215V30L212 31L211 29H217V28L219 27V26H216V27L212 28L213 25H211V26L208 25V27H207V25H206V27H203ZM244 26H242L243 29H245ZM263 26H264V25H263ZM263 26H262V29H260V30H262L261 33L263 32V28H264ZM31 27L33 28V31H34L33 33H34V34H37L38 32L41 33V35H39V34H37V36L35 35L37 38H41L40 40H38V39H36V38H34V37H33L34 39H32V36H34V34L32 33V30H31V31L28 30V29H32ZM40 27H41V30H40ZM50 27H51V28H50ZM84 27L86 28V30L83 29ZM92 27H93L95 30H93ZM101 27H102V28H101ZM105 27H106V28H105ZM107 27H108V28H107ZM109 27H110V28H109ZM111 27H112V29H111ZM192 27H194V26H192ZM198 27H199V26H198ZM221 27H220V28H221ZM224 27L221 28V29L224 30ZM248 27L251 28L252 25H251V26L248 25ZM254 27H256V26H254ZM254 27H253V29H254ZM42 28H43L44 30L46 29L45 32H42V31H43ZM48 28H49L50 30H49ZM66 28H67V29H66ZM80 28H81V30H80ZM91 28H92V29H91ZM145 28H146V30H145ZM156 28H157V29H156ZM162 28H164V27H162ZM237 28H238V27H237ZM258 28H259V27H258ZM258 28L256 27L255 31H256ZM24 29H26V30H24ZM38 29H39V30H38ZM47 29H48L49 31H53V30H54V31H55L56 33H58V34H59V32H57V31H60V36H61L62 34H65V32H66V34H65V36L62 35V36H63V37H62L63 40H60L61 37H60V38L58 37V39H57V38H56L57 36H56L55 32H54L55 35H53V36H52V35H49V31H47ZM75 29H76V30H75ZM87 29H88V30H87ZM102 29H103V30H102ZM105 29H106V30H105ZM109 29H111V30H109ZM149 29H150V30H149ZM158 29H160V30H162V31L159 32ZM187 29H192V28H187ZM194 29H195V27H194ZM194 29H193V30H194ZM229 29H230V28L228 27L227 32L229 31ZM243 29H241V30H239V31H240L241 33H243V32H245V30L247 29L246 31H247L248 33L245 32L247 35H246V34H241V35L248 36L249 32H252V31H251L252 29L249 31V29H248L247 27H246V29H245L244 31H242ZM27 30L30 31L31 33H28ZM35 30H36L37 33H35ZM37 30H38V31H37ZM65 30H66V31H65ZM77 30H78V31H77ZM83 30H84V31H83ZM154 30H155V32H154ZM165 30H166V31H165ZM200 30H201V29H200ZM203 30H201V31H203ZM217 30H218V31H222V30H219V29H217ZM15 31H16V33H17V32H18V33H17V34H16V33H13V32H15ZM67 31H68V33H69V31H70L71 33L68 34ZM75 31H76V32H79L80 35H81V32H82V35L80 36L79 33H76ZM89 31H90V32H89ZM93 31H94V33H92ZM96 31H97V32H96ZM138 31H139L140 33H138ZM146 31H147V32H146ZM170 31H171V32H170ZM191 31H192V30H191ZM191 31H189V32H191ZM194 31H195V30H194ZM194 31L192 32V35H194ZM198 31H199V28H198ZM198 31H195V33H197ZM210 31H209V34H210ZM218 31L215 32V34L213 35V36H214L213 38H210V37H208V38L210 39V41H211V39L215 41V42H211V43H213V44L216 43V44H215V49H217V51H220V52H219L220 54H221V52H224L223 55H225V52H226V51H225L226 48L224 49V47H225L224 45L227 43V41H230L229 44H231V45H230L231 49H232L233 51H235V49H236V51L239 52V53L241 54V56L244 55V53H243L244 51H243V50H246V48L249 50V49L252 47V50H254V48H255L257 45H258V48H259V46L261 45V42H259V40H258V42L260 43V45L257 44L258 42H256V41L254 40V39H256L257 37H258V38L260 37V36L255 37V35H258L259 30L256 32L255 35H252V36L249 35V36H251V38H250L249 40H252V37H253V38L255 37V38L253 39V41L256 42V46L254 45L255 43H254L253 41H252V42H248V41H249V40L247 39L248 37L246 38V39H247V42H246V41H245L246 39H244V38H245L244 36H243L244 38L242 39V41H240V43H239V41L237 42V40H236L235 42H231V40L234 39L233 36H234V34H236V32L231 31L233 34H232L231 32H229L230 34L226 32V34H224L225 37H226V38H225V37H223L224 35H222V34H220V33H217ZM225 31H226V30H224L223 32L225 33ZM253 31H254V30H253ZM26 32H27L28 34H30V35H28V37H27V35H25ZM47 32H48V34H47ZM73 32L75 33V35H74ZM98 32H99L100 34H99ZM103 32L107 33V35H106L105 33H103ZM153 32H154V34H153ZM156 32H157V33H156ZM163 32H165V33H163ZM204 32L206 33L207 31H204ZM50 33H52V32H50ZM61 33H62V34H61ZM83 33H85V34H83ZM88 33H89L90 35H88ZM101 33L104 34V35H102ZM134 33H135L136 35L140 36L141 39H138V41H135V39H137L136 36H135L134 41L131 40V39H133L134 36H133V37L131 36V37H132V38H131L130 35H132V34L134 35ZM146 33H147L148 37L151 38L150 40H153V41H147V39L145 38L147 42H145V44H143L144 41H145V40H144V35H145ZM168 33H169V34H168ZM172 33H173L175 36H174ZM182 33H185V34L183 35ZM199 33H201V32H199ZM252 33H253V32H252ZM254 33H255V32H254ZM13 34H14V35H13ZM19 34H20V35H19ZM44 34H45V35H44ZM52 34H53V33H52ZM71 34H72V35H71ZM125 34H127V35H125ZM128 34H129V35H128ZM139 34H140V35H139ZM170 34H171V35H170ZM181 34H182L183 37H182V36H179V35H181ZM186 34H187V35H186ZM188 34H189V35H188ZM203 34H204V33H203ZM203 34H202V37H200V38H198V37H194V39L191 38L192 41L189 40V42L191 43V42H193L194 40H195V41H198L199 39H202L203 43H201L202 41H201V42L198 41V42H200V44H202V46L204 45V47H205V46H210V47H211V46H212L211 43H209V44H206V43H205V42H207V40H209V39H207V37H206V41H205V39H204V38H205L204 36L209 35L208 32H207V34H204V35H203ZM231 34H232L233 36H232ZM237 34H238V33H237ZM250 34H251V33H250ZM262 34H264V33H262ZM48 35H49V36H48ZM68 35H69V36H68ZM185 35H186V36H185ZM43 36H44V37H43ZM71 36H72V37H71ZM74 36H75V37H74ZM76 36H78V38H76ZM79 36H80V37H79ZM105 36H108V37H107L108 39H106ZM109 36H110V38H109ZM114 36H115L116 38H118L116 42H114V41H115V39H114L115 37H114ZM128 36H129L130 38H129ZM167 36H168V37H167ZM172 36H174V37H172ZM199 36H200V35H199ZM261 36H262V35H261ZM26 37H27V38H26ZM52 37H53V39H52ZM54 37H55V38H54ZM89 37H90V39H89ZM113 37H114V38H113ZM127 37H128V39H127ZM145 37H146V36H145ZM186 37H187V38L189 37V38L187 39ZM221 37H223L225 40H226L227 38H228V39L226 40V42H223V41H225V40L222 39ZM45 38H46V39H45ZM65 38H67V39H65ZM69 38H70V40L73 39V38H75V39H76V44L74 45V42H75V41H74V42H73V41H72V42H69V41H68V42H64V41H67ZM91 38H92V40H91ZM93 38H94V39H93ZM112 38H113L114 40H113ZM216 38H218L219 40L221 39L222 41L219 42V44H220V43H224V45L221 44V46L217 47V46H218V42H217L218 39H216ZM239 38H240V36H239ZM239 38H238V40H239ZM258 38H257V39H258ZM262 38H263V37H262ZM35 39H36V40H35ZM49 39H50V40H49ZM75 39H74V40H75ZM79 39H80V40H79ZM109 39H110V40H113V41H112L113 44L111 43V41H110ZM126 39H127L128 41H126ZM186 39H187V40H186ZM197 39H198V40H197ZM240 39H241V38H240ZM260 39H261V38H260ZM47 40H48V41H47ZM54 40H58V43H59V44H60V41H61V43H63V42L66 43V44H63V45H64V46L68 45V48L71 47L72 50L70 51V50H68L66 47L60 48V47H59L60 45L58 46L56 41H55V42H56V44H55V43H54ZM59 40H60V41H59ZM78 40H79V41H78ZM118 40H119V41H118ZM263 40H264V39H262L261 41L263 42ZM62 41H63V42H62ZM85 41H87V42L85 43ZM104 41H106L107 43H108L109 41H110V42L107 44V43L104 42ZM121 41H122L123 44L121 43ZM123 41H124V42H123ZM172 41H171L172 45L175 46L176 42H174V43H175V44H174ZM41 42H42V43H41ZM47 42L53 44L54 47H49V48H52V50H53V48H54V52H55V54L57 53V54L55 55V56L57 57V60H58V56L60 57L59 52L61 53V56H62V57H60L59 59H61L62 61L64 60L63 62H61V60H60V61L58 60V62H56L57 60H56L55 57H54V52H52L51 49H50V50H51L50 52H51L53 55H52V54H50V55L48 54L49 51H47V50H49V49H47L45 46L48 47V45L51 46V44H49V43H47ZM81 42H82V43H81ZM83 42H84V43H83ZM117 42H118V43H117ZM119 42H120L121 44H120ZM148 42H149V43H148ZM162 42H163V43H162ZM208 42H209V41H208ZM29 43H30V44H29ZM37 43H38V44H37ZM40 43H41V44H40ZM45 43H46V44H45ZM77 43H79V44L77 45ZM80 43H81V44H80ZM90 43H92V44L94 43V44L92 45V47H88V46H90ZM100 43H101V45H100ZM103 43H106V44L103 45ZM115 43L120 44V45L117 46V44H115ZM154 43H152L153 46H156V44L154 45ZM167 43H168V42H167ZM169 43H170V41H169ZM169 43H168V44H169ZM171 43H170V44H171ZM179 43H180V41H179ZM182 43H181V45H183ZM31 44H32V45H31ZM44 44H45V45H44ZM109 44H110V46H108V47H110L111 49L106 47V46L109 45ZM157 44H158V43H157ZM170 44H169V45H170ZM191 44H192V43H191ZM239 44H241V45H239ZM252 44H253L254 46H253ZM36 45H37V46H36ZM38 45H39V46H38ZM41 45H42V46H41ZM95 45H96V46H95ZM99 45H100V48H99ZM164 45H163V46H164ZM172 45H171V47L168 46L167 44L165 45L168 51H169V49L172 48ZM176 45H177V44H176ZM226 45H227V44H226ZM250 45H251V46H250ZM34 46H35V48H33ZM56 46H58L60 49H59L58 47L56 48ZM80 46H84V47L86 46V47H85V48H84V47L82 48V47H80ZM94 46H95V47H94ZM114 46H115V47H114ZM116 46H117V47H116ZM133 46H134V44H133ZM158 46H159V45H157V47H158ZM183 46H185V45H183ZM183 46H182V47H183ZM188 46H189V43H188ZM188 46H187V49H186V50H188ZM241 46H242V47H241ZM243 46H244V47H243ZM247 46H248V47H247ZM262 46H264V45H262ZM262 46H260V47H262ZM61 47H62V46H61ZM76 47H77V48H76ZM79 47H80V48H79ZM87 47H88L89 49H88ZM112 47H113V48H112ZM118 47H119V48H118ZM136 47H135V48H136ZM140 47H141V48H140ZM142 47H143V48H142ZM160 47H161V46H160ZM226 47H227V46H226ZM240 47H241V48H240ZM245 47H246V48H245ZM38 48H39V49H38ZM93 48H94V49H93ZM101 48H103V50H101ZM114 48H115V50H114ZM117 48H118V49H117ZM131 48H132V47H131ZM145 48H144V49H145ZM166 48L164 47V48H163L164 50L161 49L162 52L164 51L165 54L168 52V51H166ZM168 48H169V49H168ZM183 48L185 49L186 47H183ZM213 48H214V45L212 46V49H213ZM242 48H243V50H242ZM258 48H255V50L257 49V50H260V51H261V49H264V48H261V49H258ZM29 49H30V50H31V49L33 50V49H34V50H33V52H31L32 50L30 51ZM35 49H36V50H35ZM41 49H42V50H41ZM55 49H56V50H59V51L56 52ZM63 49H64L65 51H64ZM77 49H81L80 51H82V49H83V50L86 49V50H85L86 53L89 52V54H90V53H91V54L93 53V54H92V55H91V54H90V55H88V54L86 55V54H85V51H82V52H84V53L81 52V53H79L78 55H76V53H77ZM87 49H88V50H87ZM91 49H92V50H91ZM98 49H100V50H98ZM128 49H130V50H128ZM137 49H136V50H132V51H137ZM149 49H151V48H149ZM156 49H157V48H156ZM212 49H210L209 52L207 51L208 54H209V55H207V56H211V55H212V54H211V53H213V52H211ZM221 49H222V51H221ZM238 49H239V50L241 49V50L238 51ZM20 50H21V51H20ZM97 50H98V52H96ZM109 50H110V51H109ZM116 50L118 51V53H116V52H117ZM147 50H148V49H147ZM147 50H146V51L143 50V51H144V53H143L144 56L142 55L143 58L145 57V54H146L145 52H148ZM157 50H158V49H157ZM157 50H156V53H155L156 55H157V53H158ZM161 50L159 49V52H160ZM63 51H64V52L67 51V52H68V55H67V53L64 54ZM78 51H79V50H78ZM99 51H100V52L103 51V52H101L102 55L99 53ZM107 51H108V52H107ZM152 51H153V48H152ZM173 51H174V50H173ZM213 51H214V50H213ZM217 51H216V53L214 52L213 54H214V55L218 54ZM228 51H229V50H228ZM230 51H231V50H230ZM236 51H235V52H236ZM262 51H263V52H262ZM262 51H261L262 54L260 53L261 55H263V53H264V50H262ZM22 52H23V54L25 53L24 56L22 55ZM42 52H43V53H42ZM46 52H48V53H46ZM72 52H73V54H72ZM120 52H121V53H120ZM125 52H126V53H125ZM149 52H150V51H149ZM184 52H185V50H184ZM237 52H236V54H237ZM246 52H247V50L245 51V53H246ZM15 53H16V54H15ZM17 53H18V55H17ZM29 53H31V54L34 53V54L31 55V54H29ZM70 53H71V54H70ZM97 53H98V55H97ZM133 53H134V52H133ZM137 53H138V51L136 52V55H137ZM140 53H141V51L139 52V54H140ZM153 53H154V51H153ZM153 53H152V55H155V54H153ZM169 53H170V52H169ZM169 53H167L166 55H169ZM186 53H187V52H186ZM186 53H184V54L186 55ZM231 53H232V56H234V55H233V52H231ZM242 53H243V54H242ZM248 53L252 54V51H251V52L248 51ZM248 53H247V54H248ZM258 53H259V52H258ZM258 53H255V56H256V57L253 55L254 53L252 54V56L254 57V60H256L255 58H257L256 61H259V62H260L261 60H264V59H263V58H262V59H258V58H261V57H262L260 54H259L260 57H257L256 54H258ZM19 54H20V55H19ZM35 54H36V56H38V57L33 56V55H35ZM38 54H39V55H38ZM95 54H96V55H95ZM117 54H120L119 57H120L121 59H123V61H118V60L115 61V59H118ZM139 54H138V55H139ZM159 54H160V53H159ZM203 54H204V52H203ZM203 54H201V55H203ZM205 54H206V52H205ZM210 54H211V55H210ZM234 54H235V53H234ZM41 55H43V56H41ZM51 55H52V56H51ZM64 55H65V57H64ZM72 55H73V56H72ZM74 55H75V57H74ZM103 55H104V56H103ZM127 55H128V56H127ZM132 55H133V54H132ZM140 55H141V54H140ZM149 55L151 56V52L148 53V56H149ZM189 55H190V54H188V55H186V56L189 57ZM16 56H17V58H16ZM18 56H19V57H18ZM21 56H23V57H21ZM29 56H30V62L28 61V60H29ZM31 56H33V57H35V58L32 59L33 57H31ZM47 56H48V57H47ZM50 56H51V57H50ZM66 56H67V57H66ZM77 56H78V57H77ZM83 56H86L88 59L85 58V57H83ZM98 56H99V57H98ZM134 56H132V58H134ZM150 56H149V58H150ZM163 56H164V54L162 53V57H163ZM169 56H173V55H169ZM186 56H185V57H186ZM218 56H219L220 58H218ZM235 56H236V55H235ZM235 56H234V57H235ZM14 57H15V58H14ZM49 57H50V58H49ZM52 57H53L56 61H55L54 59H51ZM76 57H77V58H76ZM94 57H95V58H94ZM101 57H102V58H101ZM115 57H117V58H115ZM153 57H154V56H153ZM200 57H201V56H200ZM213 57H217L218 59H221V58H222L220 55L213 56ZM242 57H243V56H242ZM242 57H241V59H243ZM250 57H251V56H247V57L245 56L244 60H241V61H240V60L238 61V58L240 59V57H238L237 60H236V59H235V60H236L237 63H238V62H240V63L243 62V63H244V62H245V59H247L248 61H252V60H253V59H252L253 57H252L251 59H250ZM13 58H14V60H13ZM38 58H39V59H38ZM43 58H44V59H43ZM47 58H48V59H47ZM65 58H66V59H65ZM89 58H91V59H89ZM100 58H101V59H100ZM130 58H131V57H130ZM130 58H129V59H130ZM132 58H131V60H132ZM147 58H148V57H147ZM151 58H152V57H151ZM169 58H170V57H169ZM171 58H172V57H171ZM173 58H174V57H173ZM190 58L192 59L193 57L191 56ZM203 58H204V57H203ZM207 58L211 59L210 57H207ZM11 59H12V60H11ZM22 59H23L24 62H26V63H23ZM94 59H95V62H94ZM129 59H128V60H129ZM152 59H153V58H152ZM158 59H159V58H158ZM194 59H195V58H194ZM214 59L216 60V58H214ZM232 59H233V57H232ZM25 60H26V61H25ZM33 60H34V61H33ZM49 60H51V61H49ZM88 60H90L91 62L88 61ZM128 60H127V61H128ZM141 60H142V59H141ZM145 60H146V58L144 59V61H145ZM150 60H151V59H150ZM154 60H155V61L157 60L156 56H155ZM184 60H185V59H184ZM184 60H183V61H184ZM187 60H190V59H187ZM192 60H193V59H192ZM235 60L233 59V61H231L232 64L234 63ZM10 61H13V62L10 63ZM37 61H38V62H37ZM45 61H46V62H45ZM52 61H53V62H52ZM152 61H153V60H152ZM152 61H151V62H152ZM162 61H161V62H162ZM170 61H171V60H170ZM185 61H186V60H185ZM185 61H184V63H181V64H185ZM206 61H207V60H206ZM208 61H209V60H208ZM229 61H230V59H229ZM229 61H228V59H227V60H225V62H222V64H226V63H228L227 65H228V66H231V65H229ZM256 61H254V62H256ZM6 62H7L8 64L10 63L9 65H11V66H9V67L7 66V67H6L5 65H8V64H6ZM19 62H22L23 64H21V63H19ZM27 62H29V65L27 64ZM31 62H32L34 65H33ZM40 62H41V64H43V65H41ZM132 62H133V65H132L131 67H133L134 64H135V63H134L135 61H132ZM132 62H131V63L129 62V63L132 64ZM148 62H149V61H148ZM157 62H158V61H157ZM157 62H156V64H157ZM161 62H160V63H161ZM167 62H168V60H167ZM172 62H173V61H172ZM198 62H199V60H198ZM236 62H235V64H237ZM254 62L252 61V63H254ZM261 62H263V61H261ZM55 63H56V64H55ZM111 63H112L113 68H112V66H111ZM125 63H126V61H125ZM129 63H128V64H129ZM160 63H159V64H160ZM168 63H169V62H168ZM243 63H242V64H243ZM245 63H246V62H245ZM252 63H251V66H252ZM257 63H258V62H257ZM257 63H256V64H257ZM263 63H264V62H263ZM263 63H262V64H263ZM39 64H40V65H39ZM60 64H61V65H60ZM84 64H86V65H84ZM152 64L155 66V62H153ZM170 64H171V63H170ZM194 64H195V63H193V65H194ZM200 64H201V66H202L203 63H200ZM230 64H231V63H230ZM238 64H239V63H238ZM242 64H241V65H242ZM248 64H249V63H248ZM254 64H255V63H254ZM254 64H253V65H254ZM256 64H255V65H256ZM258 64H259V63H258ZM258 64H257V65H258ZM260 64H261V63H260ZM18 65H19V66L21 65V67H19V68H21V69H19V70H21V71H18V70L16 71V68L18 67ZM22 65H23V67H24V70L22 69V68H23ZM26 65H27V66H26ZM81 65H82V66H81ZM109 65H110V66H109ZM121 65H120V66H121ZM124 65H125V64H124ZM171 65H173V64H171ZM197 65H199V64L197 63ZM206 65H207V66H206ZM227 65H226V66H227ZM243 65H244V64H243ZM255 65H254V69H255V67H256ZM263 65H264V64H263ZM263 65H262V66H263ZM4 66H5L7 69H5ZM106 66H109V67H107V69H109V68L111 67V69H110V70L112 71L111 74H113L114 71H115V73H118L117 76H116V74L114 73V74H113L114 76H111V77H110V75H111V74H110V70H109V75H108V70L106 71ZM125 66H127V64H126ZM128 66H129V65H128ZM148 66H149V65H148ZM156 66H157V67H160V65H159V66L156 65ZM161 66H162V65H161ZM174 66H175V64H174ZM183 66H184V65H183ZM189 66H190V64H189ZM195 66H196V65H195ZM199 66H200V65H199ZM232 66H234V65H232ZM232 66L230 67L229 70L232 69L233 71L230 72V73H231V76H227V75H226V77H228L227 79H229V77H231V79H232V76H233V79H237V80H239V82H242V83L245 82L244 85H245L246 87H247V85H249L250 83L253 82L252 84L249 85V88H250V86H252L251 88H253V86L256 88V87H257L256 85L260 82V80H258V79L255 80V77L258 78V76H259V77L264 76V75L260 76V75H259L260 72H258V74H256V75L254 76V79H253L252 77H248V76H247V77H246V76L244 77V76H242V75H243V72L240 71V72L242 73V74H241L240 72L235 71V67H232ZM238 66H239V65H238ZM245 66H246V64H245L243 67H244V68H247V67H245ZM260 66H261V65H258L257 67H260ZM117 67H116V68H117ZM129 67H130V66H129ZM177 67H179V66H177ZM180 67H182V66H180ZM180 67H179V68H180ZM191 67H192V66H191ZM191 67H190V68H191ZM196 67H197V66H196ZM212 67H213V66H211V68H212ZM243 67H240V69H241V68L243 69ZM249 67H250V66H249ZM10 68H11V69H10ZM36 68H37V71L39 70L38 72H36ZM39 68H40V69L42 68V69L40 70ZM121 68H122V66H121ZM121 68H120V69H121ZM123 68H124V67H123ZM125 68H127V67H125ZM146 68H147V67H146ZM155 68H156V67H155ZM173 68H174V67L172 66V68H170V69L172 70ZM183 68H187V66H186V67H183ZM193 68H194V67H192V69H193ZM208 68H209V66H208ZM216 68L219 69V67H216ZM220 68H221V67H220ZM222 68H223V67H222ZM227 68H228V67H227ZM34 69H35V70H34ZM113 69H114V71H113ZM152 69H154V68H152ZM157 69H158V68H157ZM157 69H156V70H157ZM162 69H163V68H162ZM175 69H177V68H175ZM188 69H189V67H188ZM188 69H187V70H188ZM194 69H195V68H194ZM218 69H217V70H218ZM249 69H250V68H249ZM259 69H260V71H261V67L258 68V69L256 68L255 70L259 71ZM134 70H135V71H134ZM140 70H141V69H140ZM171 70H168V71H171ZM178 70H179V69H178ZM178 70H176V71H178ZM180 70H181V69H180ZM180 70H179V72H180ZM184 70H185V69H184ZM210 70H212V69H210ZM220 70H221V69H220ZM227 70H228V69H227ZM244 70H245L246 73H248L247 69H244ZM262 70H263V69H262ZM41 71H42V72H41ZM92 71H93V73H92ZM117 71H118V72H117ZM174 71H175V70H173V72H174ZM188 71H189V70H188ZM192 71H195V70H192ZM242 71H243V70H242ZM250 71H251V70H249V75H250V73H252L253 70H252L251 72H250ZM18 72H21L20 74H22V76L24 77V79L21 77V75L18 76V75H19ZM40 72H41V73H40ZM60 72H61V73H60ZM62 72H63V73H62ZM82 72H83L85 75H81V74H83ZM85 72H86V73H85ZM88 72H90L91 75H89L90 73L88 74ZM98 72H99V73H98ZM136 72H137V73H136ZM173 72H172V73H173ZM183 72H184V71H183ZM195 72H197V71H195ZM213 72H214V71H213ZM253 72H254V71H253ZM1 73H2V72H1ZM23 73H24V74H23ZM39 73H40V74H39ZM138 73H139V74H138ZM147 73H148L149 75H146ZM160 73L162 74V72H160ZM168 73H169V72H168ZM175 73H176V72H175ZM177 73H178V72H177ZM180 73H182V70H181ZM180 73H179V75H180ZM187 73H188V72L186 71V73H184V74L186 75ZM189 73H190V71H189ZM210 73H211V74H214L216 78L219 77L221 80H219V81L217 82V80H218L219 78H217V80H215V77H214V79H210V77L213 76V75L208 76ZM215 73H216V72H215ZM219 73H220V72H219ZM219 73H218V74H219ZM226 73H227V72H226ZM230 73H228V75H229ZM246 73H245V74H246ZM255 73H256V71L254 72V74H255ZM2 74H3V73H2ZM2 74H0V76H3ZM14 74H15V75H14ZM16 74H17L18 77L16 76ZM58 74H59V75H58ZM78 74H80V75L77 76ZM93 74H94V75H93ZM98 74H99V75H98ZM102 74H103V75H102ZM144 74H145V75H144ZM157 74H158V73H157ZM173 74H174V73H173ZM182 74H183V73H182ZM182 74H181V75H182ZM198 74H199V73H198ZM261 74H263V72H262ZM4 75H5V74H4ZM62 75H63V76H62ZM142 75H143V76H142ZM179 75H178V77H179ZM181 75H180V76H181ZM188 75H189V74H188ZM246 75H247V74H246ZM257 75H258V76H257ZM73 76H75L74 79H73ZM105 76H106V78H105ZM162 76H161V78H163ZM189 76H190V75H189ZM251 76H252V74H251ZM6 77H7V75H6ZM63 77H64L65 79H64ZM80 77H81V81H83V84H82V85L79 84L80 86H78V83H79V82L82 83L80 80H78V78H80ZM84 77H85V78H84ZM117 77H119L120 79H118ZM155 77H156V78H155ZM197 77H196V78H197ZM1 78H2V77H1ZM7 78H8V77H7ZM9 78H10V77H9ZM25 78H26L27 82H26ZM66 78H67V79H66ZM82 78H84V79L82 80ZM86 78H87L89 81H91V80H92V81H95V82H92V83H94V84H93L94 87L96 86L95 88L97 89L98 93H100L99 90H102V91H103L104 88H107V89H104V91H106V92H103L104 94H106L107 92H109V93H110V92H114V90H115V92H116L117 87L115 88V86H117L119 83H121V84H119L120 87H122L123 85H127V84H128V86H126V87L123 86L122 89H121V88H120V89H121V90H125V88H127L128 90L126 89L125 91H128V92L130 91V92L133 94V96H134V94H135V93H133L134 91L136 92V96H137L138 94H142L141 97H140V95H138L140 98H139L138 96H137L138 98H137L136 96H135L134 98H136V99H138V100L140 99V100H142L144 103H147V104H144V103L141 101V103H142L144 106L141 105V107H140V104H141V103H140V101L137 100L136 102H139V103H136L135 106L132 105L134 108H132V107L130 108L131 104H133V103L130 102V100H129V97H130L131 95L129 96L128 94H129L130 92H129V93H126V92L120 90V91L123 92L124 94H127V98H126V96H124V95L121 94L123 97H125L124 100H125L126 102L124 101V102H125V105H123V106H124L125 108H127V109H125V110L123 111V112H124V114H123V112H122V110H121L123 106H122V107H119V106H120V104L118 103L119 101L117 102V99H116V100L114 99V100L119 104V106H118V105L115 103V101H113V102L115 103L114 105H117V107L119 108V109H116L117 112H118V111L122 112V113H120V112H119V113L115 112V113H117V116L120 114L119 116H122V117H121V118H120V117L117 118V116H116V118L119 119L120 123H118L117 121L115 122V120H113V121H114L115 123H118L120 127H121V124H122V123H123V124H124L125 122H126V123H127V122L129 123V125L126 127V129H123V128L121 127L122 130L124 131L123 134L121 133L122 131L120 132V133L122 134V137H121V138H123V139H121V140H123L122 143L125 142V141H124L125 138H128V140H126L127 142H126L124 145H122V146L120 147L119 144H122V143H121V140H120V137L116 138V136H115V139H119V140H120V141H117V142H119V143H116V142H114V140H113V143H112V142H109L110 145H108L107 143H108V141H109V136L106 134L105 130L108 129L107 132H109V134L111 133V135H113V133H114V135H118V132H117V131H119V130H117V129H119V126L117 127V126H114L113 124H110L109 121H110L111 118H110L109 120H105V119H103V120H104V121H103V120H102L103 117H100L101 121H103V122H101V124H102L103 126L105 125V126L107 127V129H105L104 127L100 126L101 124L99 123V124H100V125H99L100 128L98 127L97 129H102V128H104V129L101 130V131L99 130L101 133L99 134V133H98L99 131L97 132V131H96L97 129L95 130V128H94L93 130L97 132V133L95 132V134H97V137H99L100 141H101V140H104V141H103L104 144L106 143V146H105V145H104V146H105V148H106L105 150H107V151H105V150H104V151L107 152V153H104V151H101L102 153L99 152V153L95 154V153H91V152H93V150H95V149H91V152H90V153H91L92 155H93V154L98 155V157H97V156H96V157H95V156L92 157V155H90V157H91L92 160H94V159L97 160V162H96V160L92 161V163H91L92 166H89V165H88L89 167H92V169L90 168L92 171H91L89 168H87V167H88V166H87V164H88L87 162H85V163H87V164H86L87 167L85 166L86 169H85L84 167H83L82 169H80L81 166H80L79 164H80V163L83 164V162L81 161V157L85 156V155H83V154H85V152L82 154L81 151L83 152V151H86V150H88V151L90 150V149H87V148L85 147L84 142H87L86 140H87L88 138H89L90 140H92V139H91L92 137L90 138L89 136H87L88 138H86V135H84L85 133L83 134V133L81 132L82 130H81L80 126L82 125V127H83L82 129L84 130L83 132H85L89 127L91 128V125H92V127H94L93 124L96 123V122L93 123L92 121H94L93 119L96 118L97 113H98V112L95 113L94 116H93V111H92V110H94V109H93L94 105L96 104L95 107H96V106H99L101 109H100V108H97V107H96V108H97L98 110H102V111H103V110H105L106 108L109 107V105H108L109 101H108L107 104H106V105H108L107 107H106V105H104V106L106 107L105 109H104V107H103V109H102V106H101V105H103V103L105 104L106 101L103 102V101H104V100H103V101H102L103 103H102V104L100 103L101 105H97V103L100 102L101 98H102V99L105 98V97H103L104 95H102L101 98H100V100H98V101H97V99H99L98 97H96V98H97L96 100H90V99H91V98H90V99L88 100V102H89V101H91V102H90V104H88V102H87V104H88V105H91V104H92L93 106L85 105V102H84V101H86V97L79 96V95H81L83 92L78 93V92H79L78 90H82V89H83L82 91H87V90L89 89V88H88V84H89V83H88V84L86 83L87 86H85L86 84L84 83L85 80H86V82H89ZM100 78H101L102 80H100ZM194 78H195V77H194ZM204 78H205V77H204ZM212 78H213V77H212ZM249 78H252L253 81L250 82L252 79L249 80ZM4 79H5V78H4ZM68 79H69V81H71V82H69ZM70 79H71V80H70ZM116 79L119 80V81H117ZM192 79H193V78H192ZM233 79H232V81H233ZM259 79H260V78H259ZM8 80H9V79H8ZM22 80H23V81H22ZM60 80H61V81H60ZM63 80H64V81H63ZM72 80H73V81H72ZM167 80H168V81H167ZM214 80H215V82H214ZM5 81H6V80H5ZM28 81H29V82H28ZM42 81H43V82H42ZM74 81H76V82H74ZM100 81H101V82H100ZM142 81H144V82L142 83ZM178 81H180V80L178 79ZM194 81H195V80H194ZM194 81H193V82H194ZM209 81H208V83H209ZM229 81H231V80L229 79ZM229 81H228V82H229ZM232 81H231L230 83H232ZM50 82H51V83H50ZM57 82H58L59 84H58ZM61 82H62V83H61ZM63 82H64V83H63ZM110 82H111V83H110ZM117 82H118V84H115V83H117ZM122 82H123V83H122ZM167 82H168V83H167ZM197 82H196V83H197ZM236 82H238V81H235V83H236ZM239 82H238V84H241V83H239ZM254 82H255V84H254ZM14 83H16V84H14ZM37 83H38V84H37ZM56 83H57V84H56ZM92 83H90V85H92ZM96 83H97V84H96ZM101 83H102V84H101ZM140 83H141L143 86H139V85H141ZM146 83H145V85H146L147 89H150V88H148V85H147ZM39 84H41V85H39ZM42 84H43V85H42ZM44 84H45V86H44ZM66 84H67V86H66ZM69 84H70V85H69ZM71 84H73V85H71ZM98 84H100V85H98ZM110 84H111V86H110ZM130 84H131V85H130ZM152 84H153V85H152ZM201 84H202V85H201ZM206 84H207V85H206ZM6 85H5V86H6ZM55 85H57V87H56ZM64 85H65V86H64ZM75 85H77V86H75ZM90 85H89V87H90ZM93 85H92V86H93ZM133 85H134V86H133ZM189 85H190V84H189ZM189 85H186V86H189ZM197 85H198V84H197ZM231 85H232V84H231ZM231 85H230V86L227 85V88H228V87H232ZM241 85H242V84H241ZM38 86H39V87H38ZM58 86H59V87H58ZM63 86H64V87H63ZM92 86H91V87H92ZM97 86H98V87H97ZM108 86H110V88H109ZM119 86H118V89H119ZM136 86H137V87L139 86V87L145 89V91H144L143 89L139 88V87L137 88ZM157 86H158V85H157ZM161 86H160V87H161ZM179 86H176L177 89H178ZM190 86H193V85H190ZM194 86H195V85H194ZM194 86H193V87H194ZM202 86H203V89H202ZM208 86H207V87H208ZM235 86H236V85H235ZM42 87H43V88H42ZM52 87H53V88H52ZM62 87H63V89H62ZM71 87H72V88H71ZM86 87H87L88 89H87ZM160 87H159V88H160ZM164 87H163L162 89H164ZM166 87H168V88H166ZM184 87H185V86H184ZM193 87H192V88H193ZM196 87H197V89H198V86H196ZM213 87L216 89L215 92H214V90H213V89H214ZM233 87H234V85H233ZM55 88H56V89H55ZM60 88H61V89H60ZM69 88H70V89H69ZM80 88H81V89H80ZM84 88H86V90H84ZM113 88H114V89H113ZM123 88H124V89H123ZM155 88H157V89L159 90L158 87H155ZM155 88H154V89H155ZM251 88H250V90H252V91L255 90V88H253V89H251ZM40 89H42L43 91H41ZM65 89H66V90H65ZM67 89H68V90H67ZM77 89H78V90H77ZM90 89H91V90H88L89 92H88V91L86 92V93H88V95L86 94L87 97H88V96L91 97V95H96V94H93V91H94V90H95L94 92L97 93L96 89H94L93 87L90 88ZM177 89L174 90L175 93H176ZM182 89H183V88H182ZM185 89H187V88L185 87ZM185 89H184V90H185ZM189 89H191V88H189ZM193 89H194V88H193ZM217 89H219V90H217ZM223 89H222V90H223ZM235 89H237V88L234 87V89L232 88L231 90H235ZM246 89H247V88H245L244 91H245V93L247 94V92L249 91V89H248V91H247ZM34 90H35V91H34ZM46 90H47V92H46ZM56 90H57V92H55ZM71 90H72V91H71ZM132 90H133V92H132ZM158 90H155V92L157 93ZM178 90H179V89H178ZM201 90H200V91H201ZM229 90H230V89H228V91H229ZM231 90H230V91H231ZM38 91H40V93H39ZM90 91H92V92H90ZM142 91H143L144 93H143ZM153 91H154V90H153ZM159 91H160V90H159ZM162 91H163V90H162ZM165 91H164V92H165ZM181 91H183V90H181ZM181 91L179 90L178 92L180 93ZM252 91H251V92L249 91V93H248L247 95H251V94H252ZM42 92H43V93H46V94H45L46 96H45V95H42V94H41ZM53 92H54V93H53ZM63 92H64V93H63ZM70 92H71V93H70ZM74 92H75V93H74ZM146 92L151 93V94H150L151 96H150L148 93H146ZM160 92H161V91H160ZM178 92H177V93H178ZM192 92H191V93H192ZM198 92H199V91H198ZM203 92H200V93H201V94H204ZM218 92H217V93H218ZM232 92H233V91H232ZM262 92H264V91L262 90ZM38 93H39V96H41V97H39V96L37 95ZM47 93H48V94H47ZM77 93H78V96H79L78 98H76ZM89 93H90V94H89ZM109 93H107V94H109ZM116 93H117V92H116ZM116 93H114V94L117 96L120 92H118V94H116ZM177 93H176V94H177ZM217 93H216V95H217ZM254 93H255V91H254ZM254 93H253L252 95L258 97V95H255L256 93H255V94H254ZM35 94H36V95H35ZM55 94H58V95H55ZM84 94H85V92H84ZM101 94H102V93H101ZM101 94H99V96H100ZM143 94H145V95H143ZM170 94H171L172 97H170ZM218 94H220V92H219ZM234 94H235V93H234ZM50 95H51V96H50ZM82 95H83V94H82ZM109 95H111V94H109ZM109 95H108V96H109ZM115 95L112 96V98H115ZM119 95H120V94H119ZM152 95H153V96H152ZM173 95H174V96H173ZM179 95H181V93H180ZM207 95H208V96H211V97H208ZM28 96H30V97H29L30 99L28 98ZM31 96H32V97H31ZM43 96H44L46 99L49 98V99H48L49 101L44 100L45 98H43ZM47 96H48V97H47ZM60 96H61L63 99L66 100V104H65V103L63 104L64 100H63V102H62V98H61ZM66 96H67V97H66ZM97 96H98V94H97ZM133 96H131V97H133ZM145 96H146V97H145ZM188 96H187V98H190V97H188ZM196 96H197V97H196ZM217 96L220 97L219 95H217ZM228 96H229V97H228ZM36 97H37V99H36ZM64 97H65V98H64ZM80 97H81V98L83 97V98H84V99H83L84 101H83L82 99H80ZM94 97H95V96H94ZM123 97H121V98H122L121 100H123ZM142 97H143V99H144V97H145V99L148 97V99H149L150 102H149L147 99H146V100H143ZM156 97H157V96H154V99H157ZM159 97H160V99L162 98L161 95H160ZM195 97L197 98V100H195V99H196ZM244 97L246 98V96H244ZM249 97H250V96H248V98H249ZM17 98H18V99H17ZM32 98H33V100H32ZM57 98H58V99H57ZM75 98H76V99H75ZM92 98H93V97H92ZM108 98H110V96H109ZM112 98H111L110 100H112ZM117 98H118V96H117ZM204 98H205V99H204ZM206 98H210V99H212V100H210V99L208 100V99H206ZM231 98H230V99H231ZM252 98H253V97H252ZM254 98H256V97H254ZM16 99H17V101H14V100H16ZM42 99H43L44 101H43ZM56 99H57V100H56ZM60 99H61V100H60ZM73 99H75L76 101H77L78 99H80V100H82V101L78 100L77 103H76V101L73 100ZM87 99H88V98H87ZM150 99H151V100H150ZM192 99H191V100H192ZM199 99L205 100L204 102H202L201 100H200V101H201L202 103H204V104H203V107H205V109H204V108H203V109L206 110V111H202L203 109H202V107H200V106H202V103L198 104V102H197V101H199ZM215 99H217V101H215ZM219 99H220V98H219ZM256 99H257V98H256ZM23 100H24V101H23ZM28 100H30V101H28ZM105 100H107V95H106ZM108 100H109V99H108ZM118 100H119V99H118ZM121 100H120V101H121ZM131 100H133V98H131ZM184 100H185V99H184ZM191 100H190V101H191ZM206 100H208L209 103H208V102H207V103H208L209 105H208L207 103H206L207 105L205 104ZM252 100H253V99H252ZM258 100H259V98L257 99V101H258ZM19 101H21V102H19ZM31 101H34V102H31ZM37 101H38V102L40 101V102L38 103ZM57 101H58V102H57ZM69 101H71V102H69ZM72 101H74V103H72ZM79 101H80V105H82V106H80V107L78 106V107H77L76 105L78 104ZM93 101H94V103H93ZM95 101H96L97 103H95ZM134 101H135V100H134ZM157 101H158V99H157ZM190 101L187 100V101H185L184 103H188V102H190ZM246 101H247V100H246ZM246 101H244V102H246ZM250 101H251V98H250V100L247 101L246 103L248 104ZM254 101H256V100H254ZM254 101H253V103H252V101H251V104H253V106L250 107V106H247V105H243V107L247 106V109H246L247 111H248V109L250 108L249 111H251V112L253 111V112H254L255 109H257V108H254V105H255V102H254ZM257 101H256V103H257ZM11 102H12V103H11ZM15 102H16V103H15ZM50 102H52L51 104L58 105V106L51 105ZM60 102H61V103H60ZM67 102H68V103H67ZM81 102H82V104H81ZM83 102H84V106H83ZM111 102H112V101H111ZM121 102H122V101H121ZM129 102H130V103H129ZM214 102H213V103H214ZM239 102H241V103H239ZM239 102H238L239 105H240V104H243V100H242V101H239ZM13 103H14V104H13ZM18 103L21 104V105H23V106L20 107V105H16V104H18ZM29 103H30L31 106H29ZM58 103H59V104H58ZM69 103H70V104H69ZM194 103H195V104H194ZM213 103H212L211 105H212V106L214 105V106L212 107V106L210 105L211 108H213V109H214V107H216V108L218 107V108H219V106H215V104H213ZM246 103H245V104H246ZM1 104H2V105H1ZM6 104H7V105H6ZM9 104H10V105H9ZM12 104H13V105H12ZM38 104H39V105H38ZM67 104H68V105H67ZM71 104H72V108H74V109L71 108ZM75 104H76V105H75ZM110 104H111V103H110ZM137 104L139 105V108L137 107V106H138ZM157 104H158L159 106H158ZM170 104H168V105H170ZM251 104L249 103L248 105H251ZM5 105H6V106H5ZM14 105H15V106H14ZM32 105H34V106H32ZM66 105H67V106H66ZM74 105H75V107H74ZM112 105H113V104H112ZM112 105H110V107H111ZM114 105H113V106H114ZM121 105H122V103H121ZM168 105H167V108H168ZM196 105H197V106L199 105V106H198V109H200V110L198 111V113H197V109H196L197 107H195V108L193 109V107L196 106ZM204 105H206V106H204ZM217 105H218V104H217ZM256 105H257V104H256ZM8 106H9V107H8ZM12 106H13L14 108H13ZM16 106H19V108H17ZM42 106H43L44 108H43ZM53 106H54L55 108H53ZM62 106H63V107H62ZM86 106H87V108H89V107L91 108V107H92V110H91L90 108H89V109H90L89 111H88V109L84 110V107H86ZM4 107H5V108H4ZM26 107H27V108H26ZM48 107H49V109H48ZM51 107H52V108H51ZM82 107H83V108H82ZM117 107H115V108H117ZM124 107H123V108H124ZM135 107H136V108H135ZM143 107H144V108H143ZM239 107H241V105H240ZM243 107H241V110H242ZM248 107H249V108H248ZM2 108H3V109H2ZM36 108H37L38 110H37ZM39 108H40V109H39ZM42 108H43V109H42ZM58 108H60V110H58ZM67 108H68V109H67ZM69 108H71L72 111H74V112L76 111L75 114L78 113L79 115H75L74 112H70V113H73V114H71V115H69L70 113L67 114V112H65V111H67V110H68V111L71 110V109H69ZM77 108H78V109H77ZM111 108H113V107H111ZM111 108H110V111L107 110V109H106V110H107L108 112H111ZM115 108H114V109H115ZM170 108H171V107H169V109H170ZM181 108H182V107H181ZM216 108H215V111H216L217 113H219V111H221V109H224V108H221V109H219V111H218V109L216 110ZM252 108H254V110H253ZM5 109H6V110H5ZM9 109H10V110H9ZM11 109H12V111H13L14 113L11 112ZM44 109H45L46 111H44ZM47 109H48L49 111H48ZM50 109H51V110H50ZM53 109H55L54 111H56V109H57V112H58L57 115H56L57 112H54L55 115L52 114V113H49V112H51ZM62 109H63V110H62ZM76 109H77V110H76ZM81 109L84 110L85 112H83ZM108 109H109V108H108ZM140 109H144L145 111H142V110H140ZM146 109H147V110H151V112L148 111L149 113L147 112L146 114H148L149 116L143 117V115H144V116L146 115V114H144V112H146ZM157 109H158L159 111H161V112H158V114H157V112H156ZM195 109H196V110H195ZM251 109H252V110H251ZM4 110H5V111H4ZM98 110H95V112L98 111ZM116 110H113V111H116ZM138 110H139V111H138ZM177 110H178V109H177ZM193 110H195L196 112L193 111ZM224 110H225V109H224ZM239 110H240V109H239ZM241 110H240V111H241ZM244 110H245V108H243V111H244ZM6 111H8V112H6ZM28 111H29V112H28ZM40 111H41V112H40ZM63 111H64V112H63ZM81 111H82V112H81ZM102 111L100 112V116H104V118H106V119L109 118V117H108V116H109V113L106 111V113H108V114H107V115H102V114H103ZM126 111H127V112H126ZM133 111H135V113H134ZM140 111L143 112V115H142V116L140 115V114H142V112L140 113ZM167 111H168V110H167ZM173 111H174V110H173ZM192 111H193V112H192ZM226 111H227V110H226ZM226 111H225V113H226ZM257 111H258V110H257ZM19 112H21V113H19ZM30 112H31V113H30ZM47 112H48V114H47ZM52 112H53V111H52ZM59 112H60V113H59ZM61 112H62V113H66V114H64V115H66V116L64 117V115H63V117H62V116H61V115H62ZM80 112H81V113H80ZM91 112H92V113H91ZM104 112H105V111H104ZM136 112H137V113H136ZM201 112L205 113V116H203V113L200 114V116H199V113H201ZM208 112H209V113H208ZM213 112H214V111H213ZM213 112H212V113H213ZM216 112H214V113H216ZM223 112H224V111H223ZM241 112H242V111H241ZM241 112H240V113H241ZM245 112H246V111H245ZM251 112H250V113H251ZM253 112H252V113H253ZM15 113H17V114H15ZM18 113H19V114H18ZM27 113H28L29 115H28ZM32 113H33V114H32ZM84 113L87 114L89 117L82 115V114H84ZM139 113H140V114H139ZM180 113H179V115H180ZM206 113H207V114H206ZM225 113L222 114V118L226 117L227 114L225 115ZM227 113H229V111H228ZM250 113H249V115H250ZM254 113H256V111H255ZM25 114H26V115H25ZM59 114H61V115H60L61 118L65 119V120H63V119H61V118H60V120L58 119V122H57V119H55L56 121H54V119L51 120L52 116H54L55 118H59ZM91 114H92V115H91ZM121 114H122V115H121ZM133 114H134V115H133ZM136 114H138L137 117L135 116ZM156 114H157L158 116L162 115L163 118H162V117H161V118H160V117L158 118V116H157ZM194 114H195V115H198V116L195 117ZM208 114H209V115H208ZM13 115H14V116H13ZM16 115H17V116H16ZM32 115H33V116H32ZM34 115H35V116H34ZM37 115H38V116H41L42 118H41V117L38 118ZM51 115H52V116H51ZM67 115H69L70 118H68ZM72 115L77 116V117H76L77 119H79V118L82 116V117H81V118H82L81 121H83V122L85 121V120H83V116L86 117V119H90V118H91L90 115H91V116H93V117H92L93 119L91 120L92 123H90V120H88L87 125H88L89 123H90L91 125L89 124V126H87L88 128L85 126V127L87 128V129L85 130V127L83 126V125H85V124H83V123L81 124V123L78 121L79 123H77L76 126H77L78 124H79L80 126H79V127H76V126H75L76 128L79 129V130H78V129L76 130V128L74 127V125H73V126L70 125L72 122L74 123V119L72 118V117H74V116H72ZM98 115H99V114H98ZM132 115H133V116H132ZM206 115H208V116L206 117ZM212 115H214V114H212ZM215 115H217V114H215ZM215 115H214V116H215ZM220 115H221V114H219V116H220ZM223 115H224V116H223ZM228 115H230V114H228ZM242 115H243V114H242ZM242 115H241V116H242ZM249 115H248L247 118H246V117H245V118L248 119V118H249ZM22 116H23V117H22ZM26 116H27V117H26ZM47 116H49V117H47ZM56 116H58V117H56ZM71 116H72V117H71ZM153 116H154V115H153ZM188 116H189V114H188ZM217 116H218V115H217ZM217 116H216V118H219V116H218V117H217ZM230 116H231V115H230ZM243 116H245V115H243ZM3 117H4V118H3ZM14 117H16V118H14ZM33 117H34V118H33ZM78 117H79V118H78ZM110 117H112V115H111ZM113 117H115V116H113ZM165 117H166V118H165ZM167 117H168V119H167ZM174 117H173V118H174ZM179 117H180V116H179ZM204 117H205V118H204ZM227 117H228V116H227ZM6 118H7V119H6ZM18 118L20 119V122H21V123L19 122ZM24 118H26L27 120L24 119ZM36 118H37L38 120H37ZM71 118H72L73 120H72ZM76 118H75V119H76ZM98 118H99V117H97V120H98ZM139 118H141V119H139ZM147 118H148V119H147ZM186 118H187V116H186ZM186 118H184V120H185ZM195 118H196V119H195ZM197 118H198V122H199V123L197 122V124L199 125V126L197 125L198 128H197V126H196V124H195V121H197ZM222 118H221V116H220L219 121H221ZM5 119H6V120H5ZM21 119H22V121H21ZM30 119H31V120H30ZM77 119L75 120V122H77ZM100 119H99V120H100ZM114 119H115V118H114ZM117 119H116V120H117ZM120 119H122V120H120ZM123 119H124V121H123ZM134 119H135V120H134ZM153 119H152V120H153ZM165 119H166V120H165ZM179 119H180V118H179ZM182 119H183V118H182ZM193 119H194L195 121H194ZM209 119H208L207 121H209ZM211 119H213V117H211ZM237 119H238V118H236V119H234V120H237ZM246 119H245V122H247ZM4 120H5V121H4ZM23 120H24L25 122L28 121V122H26L27 124H26L25 122H23ZM44 120H45L46 122H45ZM49 120H50V122H49ZM70 120H72V122H71ZM111 120H112V119H111ZM154 120H153V121H154ZM159 120H160V121H159ZM167 120H170V121H167ZM180 120H181V119H180ZM222 120H223L224 123L227 121V120L225 121L224 119H222ZM230 120H231V119H230ZM230 120H229V121H230ZM234 120H233V122L235 123ZM240 120H241V117H240ZM29 121H30V122L32 121V123H30ZM34 121H35V122H34ZM51 121H52V122H51ZM61 121H63V122L65 121V123L62 124ZM69 121H70V122H69ZM86 121H87V120H86ZM121 121H122V122H121ZM147 121H146V122H147ZM150 121H151V124H150ZM162 121H163V120H162ZM166 121H167V122H166ZM210 121H211V120H210ZM214 121H215V118L213 119V122H214ZM217 121H218V119H217ZM217 121H215V122L213 123L215 126H213V124L211 123V124H212V128L215 129V128L217 127V129L214 130V131L216 132L217 130H219V131L221 130L220 133H222V129L225 128L226 126L224 125V126H225V127H224L223 125H221L223 128L220 126L221 128L218 129L219 125L216 126V124H217L216 122H217ZM238 121H239V120H238ZM241 121H242V120H241ZM251 121H253V120H251ZM257 121H258V120H257ZM257 121H256V122H257ZM1 122H2V123H1ZM98 122H99V121H98ZM98 122H97V123H98ZM104 122H105V123H104ZM144 122H145V121H144ZM165 122H166V123H165ZM175 122H174V123H175ZM233 122H232V123H233ZM253 122H254V121H253ZM259 122H260V121H259ZM18 123H20L21 126H20V124H18ZM37 123H38V124H37ZM43 123H44V124H43ZM48 123H49V124H48ZM51 123H52V124H51ZM53 123H54V124H53ZM56 123H58L57 125H61V124H62V125L57 127ZM84 123H86V122H84ZM97 123H96V124H97ZM115 123H114V124H115ZM126 123H125V124H126ZM191 123H192V124H191ZM224 123H223V124H224ZM232 123H231V124H232ZM23 124H25V125L27 126V128H26L25 125H23ZM46 124H48V125H46ZM64 124H65V125H64ZM74 124H75V123H74ZM96 124H95V125H96ZM123 124H122V126L125 127ZM139 124H140V125H139ZM166 124H167V125H166ZM194 124H195V125H194ZM204 124H205V123H204ZM207 124H208V123H207ZM211 124H209V127H211ZM219 124H220V122H219ZM221 124H222V123H221ZM226 124H228V123L226 122ZM243 124H244V123H243ZM245 124H246V123H245ZM245 124H244V125H245ZM253 124H254V123H253ZM256 124H257V123H256ZM14 125H16V126H14ZM17 125H18V127H17ZM53 125H56V126H53ZM69 125L72 126L71 128H73V129H71L70 127H68ZM126 125H127V124H126ZM160 125H161L162 127H164L165 129L167 128L168 130H170L169 133H168V131H166V130H164V128H162V129L164 130V132L166 131L164 134H166V137H167V138L165 137V135H163V132H162V133L160 132L161 134L159 133V127H160V129H161V126H160ZM174 125H176V124H174ZM202 125H203V124H202ZM202 125H201V126H202ZM4 126H5V127H4ZM11 126H13V127H11ZM19 126L22 127V128H25L26 130H25V129L23 130L22 128H21V130L18 129ZM38 126H39V128H38ZM41 126H42V127H41ZM50 126H51V128H50ZM63 126H65L64 128H67V129H66V130L63 129V128H62ZM137 126H138V128H137ZM184 126H185V125H184ZM204 126H205L206 128L208 127L207 125H204ZM254 126H255V125H254ZM47 127H48V128H47ZM52 127H53V128H52ZM60 127H61V128H60ZM113 127H114V128H113ZM143 127H144V126H143ZM205 127H204V128H205ZM214 127H215V128H214ZM227 127H228V125H227ZM227 127H226V128H227ZM256 127H257V126H256ZM256 127H255V128L253 127V130L256 129ZM259 127H260V126H259ZM6 128H7V129H6ZM9 128H13V129H10V130H9ZM33 128H34V129H33ZM54 128H56V129H54ZM129 128H130V127H129ZM179 128H180V129H179ZM183 128H184V127H183ZM200 128H201V127H200ZM200 128H199V134H200V136H201V133H202L203 131H202L201 133H200V131H201V130H204V129L202 128V129L200 130ZM212 128H211V129H212ZM228 128L230 129L231 126L228 127ZM257 128H258V127H257ZM31 129H32V130H31ZM40 129H41V130H40ZM50 129H52V130H50ZM53 129H54V130H53ZM57 129H58L60 132H58ZM62 129H63V130H62ZM91 129H92V128H91ZM138 129H139V130H138ZM140 129H142V130H140ZM151 129H152V130H151ZM155 129H157V131H156ZM162 129H161V130H162ZM196 129H197V130H196ZM211 129H210V130H211ZM258 129H259V128H258ZM67 130H68V131H67ZM80 130H81V131H80ZM137 130H138V132H139V131H141V132H140L139 134H136V133H138ZM150 130H151V131L155 130V131H153V132H149ZM183 130H184V129H183ZM207 130H208V128H207ZM210 130H208V131L210 132ZM226 130H228V129H226ZM249 130H251V128H250ZM15 131H18V132H15ZM28 131L31 133V136H30V134H29V135L27 134ZM32 131H33V132H32ZM35 131H36V132H35ZM48 131H50L51 134H50ZM52 131H53V132H52ZM55 131H56L57 133H56ZM62 131H64V133H63ZM72 131H73V132H72ZM77 131H78V132H77ZM91 131H92V130H91ZM144 131H146L147 134H146V132H144ZM204 131H205V130H204ZM223 131H225V130L223 129ZM23 132H24V134L27 135L28 138H27V137L25 138L26 135L22 134ZM44 132H45V133H44ZM54 132H55L56 134H55ZM61 132L63 133L65 139H64L63 135H61V134H62ZM67 132H68V133H67ZM74 132H75V133H74ZM88 132H90V131H88ZM88 132L86 131L87 134H88ZM112 132H113V133H112ZM115 132H117V133L115 134ZM125 132H126V133H125ZM156 132H157V133H156ZM171 132H175V134L172 136L173 138H172L171 135H170ZM205 132H206V131H205ZM212 132H213V131H212ZM212 132H211V133H212ZM247 132H249V131L246 130V134H248ZM251 132H252V130H251ZM251 132H250V136H249V134H248V135H245V137H246L245 139L248 138V139L250 140L249 137H251V136L253 135L252 133H255L256 130H255L254 132H252V133H251ZM258 132H259V131H258ZM258 132H257V133H258ZM12 133H13V134H12ZM14 133H15V134H14ZM16 133H17V134H16ZM18 133H19V134H18ZM20 133L22 134V136H21ZM43 133H44L45 135H44ZM70 133H71V134H70ZM104 133H105L106 135H105ZM153 133H155V134H153ZM190 133H192V131H190ZM195 133H194V134H195ZM211 133H210V134H211ZM213 133H214V132H213ZM213 133H212V136L216 135V133H214V135H213ZM223 133H224V132H223ZM261 133H262V132H261ZM3 134H5V136H4ZM38 134H39V135H38ZM53 134H54V136H53ZM58 134H59V135H58ZM77 134H79V135L82 134V135L79 136V135H77ZM91 134H92V135H95V134L93 133V131H92ZM91 134L89 133L88 135H91ZM98 134H99V135H98ZM121 134H119V135L121 136ZM127 134H128V135H127ZM140 134H141V135H140ZM149 134L153 135V137H154V135H157V134H159V135H161V136H159V138H158L157 136H155V137L158 138V139H157V138H155V137H154V138L151 137ZM194 134H193V135L190 134V136L192 135V136L194 137ZM7 135H8V136H7ZM92 135H91V136H92ZM103 135H105V137H104ZM111 135H110V136H111ZM114 135H113V138H114ZM119 135H118V136H119ZM124 135H125V137H124ZM131 135H130V136H131ZM139 135H140L141 137H140ZM147 135L150 136L151 138H149ZM195 135H197V134H195ZM206 135L209 137L208 132H206ZM217 135L220 136V135H219V132L217 133ZM257 135H259V134H257ZM257 135H255V136H257ZM29 136H30L31 139L29 138ZM56 136H57V137L60 136V137L57 138ZM70 136H71V137H70ZM106 136H107V137H106ZM138 136L141 138V140H140V138H138ZM143 136H144L145 138L148 137L149 140H148V139H143L144 143H140V142H143V141H142V138H144ZM146 136H147V137H146ZM168 136H169V137H168ZM210 136H211V135H210ZM223 136H224V135H223ZM247 136H248V137H247ZM253 136H254V135H253ZM255 136H254V137H255ZM6 137H8L9 140H7L8 138H6ZM10 137H11V139H10ZM38 137H39V139H38ZM93 137H94V136H93ZM97 137H96V135H95V138H97ZM175 137H176V136H175ZM188 137H189V136H188ZM214 137H215V136H214ZM216 137H217V136H216ZM44 138H45V139H44ZM46 138H47V139H46ZM69 138H70V139H69ZM81 138H82V139H81ZM107 138H108V139H107ZM111 138H112V137H111ZM179 138H180V137H179ZM183 138H182V139H183ZM190 138H191V137H190ZM194 138H195V137H194ZM196 138H197V137H196ZM202 138L204 139L203 136H202ZM202 138H201V141H202ZM205 138H207V137H205ZM211 138H212V137H211ZM220 138H222V137L220 136ZM220 138H219V139H220ZM3 139L6 140V141H5L6 143H7V142L9 143V144L7 143V145H9L8 147L6 146V143L4 142ZM12 139H13V140H12ZM15 139H16V140H15ZM35 139H36V140H35ZM57 139H58V140H57ZM62 139H63V140H62ZM93 139H94V138H93ZM152 139H154L153 142H152ZM156 139H157L158 141H156V143H154ZM180 139H181V138H180ZM182 139H181V140H182ZM188 139H189V138H188ZM188 139H186V140H188ZM199 139H200V137H199ZM243 139H244V138H243ZM245 139H244V140H245ZM256 139H257V137H256ZM11 140H12L13 142H12ZM29 140H30V141H29ZM37 140H38V141H37ZM53 140H54V141L56 140L57 142H58L59 140H62V141H60V142H58V143H54ZM64 140H65V144L62 143V142H64ZM83 140H84V141H83ZM90 140H89V141H90ZM95 140L97 141V139H95ZM110 140H112V139H110ZM131 140H132V137H131ZM135 140H134V141H131V142H132V143L135 142V145H136V141H135ZM147 140H148V142H147ZM150 140H151V141H150ZM181 140H179V141H181ZM191 140H192V139H190V141L188 140L189 143H188V142H186V143H183V142H182V143H183L184 145H186L187 143L190 144L191 142L193 143V141H194V142L196 141V140H194V139H193L192 141H191ZM197 140H198V138H197ZM214 140H215V139H214ZM9 141H11V144H10ZM31 141H32V142H31ZM47 141H48V142H47ZM49 141H50V142L52 141V142L50 143ZM66 141H67V142H66ZM82 141H83V142H82ZM92 141H93V140H92ZM139 141H140V142H139ZM145 141H146V142H145ZM160 141H163V140L160 139ZM199 141H200V140H199ZM203 141H204V140H203ZM203 141H202V142H203ZM206 141H207V140H206ZM246 141H248V140H246ZM3 142H4L5 144H4ZM74 142H75V143H74ZM103 142H102V143H103ZM131 142H130V143H131ZM163 142L165 143L166 141H163ZM202 142H197L198 147H199L200 143H202ZM22 143H23V144H22ZM39 143H40V144H39ZM70 143H71V144H70ZM77 143H78L80 146H78ZM80 143H81V144H80ZM88 143H90V142H88ZM88 143H87V144H88ZM93 143L96 145L98 142H96V143L93 142ZM93 143H92V144H93ZM102 143H100V145H101ZM111 143H112V145H111ZM130 143H129L130 146H133V145H134V144L132 145V143H131V144H130ZM139 143H140V144H139ZM158 143H159V144H158ZM164 143H163V144H164ZM168 143H167V144H168ZM177 143H179V142H177ZM12 144H13V145H12ZM50 144H52V145L50 146ZM57 144H58V145H57ZM73 144H76L77 146H76V145H73ZM85 144H86V143H85ZM94 144H93V145H94ZM115 144H116V145L118 144L119 147H118V146H115ZM167 144H166V145H167ZM175 144H176V143H175ZM183 144H180V145L178 144V146H182ZM197 144H196V143H193V145H195L194 147H196ZM24 145H25V146H24ZM60 145L62 146L63 149L60 148L59 150H57L59 147H61ZM82 145H83V146H82ZM95 145H94V146H95ZM98 145H99V144H98ZM137 145H136V148H135V146L133 147V150H134V148H135V150H134V151H135L134 154H135V153H138L137 155H138L140 158L142 157V158H141L142 160H143V159L147 160L148 158H151L150 156H151L152 154H154L155 152H157V150H158V148H157V149L155 148L156 150H155V149L152 150V148H151L152 151H151V150H150V151H151L152 153H151V152L149 153V152L147 151V152L149 153L148 156L146 155V154H148V153L142 155V153L140 152V151H142V150H139V148L142 149V147H141V146H137ZM152 145H151V146H152ZM164 145H165V144H164ZM184 145H183V146H184ZM5 146H6V148H4ZM46 146H47V147H46ZM65 146H66L67 149L65 148ZM72 146H74V147H72ZM86 146H89V144L86 145ZM168 146H169V145H167V147H163V148H164V152H165V154L162 152L163 149H161V148L159 147V148L161 149L160 152L163 153V155L165 156L166 160H167V158H168V157H167V154H168V155H170V158L173 157L172 159L169 160L170 162H171V160H172V162H173V159H174L175 161L177 160V163H178V159H179V164H180V162H181L180 165H182V164H183V166L186 165L184 162L187 161L186 158H187L188 156H187L185 159H183L184 154L182 153L183 151H181V148H183V147H181L180 150H179V147H178V149H177V151H178V150L180 151V154H181V155H180V154L176 151V149L173 148L174 145H173V146L171 145V146H169V147H168ZM176 146H177V144L175 145V147H176ZM188 146H189V145H188ZM191 146H192V144H191ZM200 146H201V145H200ZM9 147H10V148H9ZM13 147H15V148H13ZM44 147H45V148H44ZM56 147H57V148H56ZM68 147H69V148H68ZM83 147H84V148H83ZM89 147H93V146L90 145ZM96 147H97V146H96ZM96 147H95V148H96ZM101 147H103V145H102ZM116 147H117V148H116ZM138 147H139V148H138ZM198 147H197V148H193V147H192V149H197V150H198ZM201 147H202V146H201ZM51 148H52V149H51ZM54 148H55L56 150H55ZM71 148H72V151H71ZM98 148H99L100 150H103V149L100 148V146H99ZM98 148H96V149H97L98 151H100ZM111 148H110V149H111ZM184 148H186V149L188 148V149H189V147H187V146H185ZM184 148H183V149H184ZM202 148H203V147H202ZM8 149H9V150H8ZM38 149H40V150H38ZM114 149H112V150H114ZM125 149H124V150H125ZM131 149H132V148H131ZM160 149H159V150H160ZM167 149L170 151V153H172V156H171L170 153H168L169 151H168ZM183 149H182V150H183ZM190 149H191V148H190ZM192 149H191V150H192ZM3 150H4V151H3ZM6 150H7V151H6ZM29 150H30V151H29ZM37 150H38V151H37ZM42 150L45 151L44 153H45V155H47V156H48V154H50V155L53 154V155H54L53 152L55 151V155H56V156L58 155V157H59L60 159L58 160V159H57L58 157L55 158V157H56L55 155H54L55 157L52 156V158H51L50 156H48V157H49V158H48V157H46L45 155H42V154H44ZM52 150H53V151H52ZM60 150H62V152H61ZM79 150H80V151H79ZM97 150H96V151H97ZM127 150H128V151H127ZM138 150H139V151H138ZM235 150H236V149H235ZM2 151H3L4 153H3ZM8 151H9V152H8ZM18 151H19V152H18ZM40 151H41L42 153H40ZM56 151H58V154H57ZM68 151H69L70 153H69ZM88 151H87V152H88ZM96 151H95V152H96ZM98 151H97V152H98ZM136 151H137V152H136ZM153 151H154V153H153ZM184 151L186 152V150H184ZM192 151H193V150H192ZM199 151H201V150H199ZM221 151H222V150H221ZM12 152H13V153H12ZM48 152H49V153H48ZM50 152H51V153H50ZM59 152H60L61 155L59 154ZM125 152H128V153L130 152V154H131L132 156H130V154L125 153ZM143 152H145V151H143ZM188 152H189V151H188ZM8 153H9L10 155H9ZM11 153H12V154H11ZM39 153L41 154V155H40L41 157H39L40 160L44 159V161L41 163V164H42V167L39 166L40 164H37V166H39V168H38V167L36 166V163L39 161V158H38V160H37L36 163L34 162L35 160H33V159H36V158H37V155H38ZM65 153H66V154H65ZM71 153H72V154H71ZM73 153H74V154H73ZM78 153H79L80 155H79ZM90 153H87V154H90ZM139 153H141V154H139ZM158 153H159V151H158ZM195 153H196V152H195ZM240 153H241V152H240ZM26 154H27V156H26ZM63 154H64V155H63ZM67 154H68V158H70V161L67 159ZM87 154H86V155H87ZM100 154H104V155H102L103 157H102ZM150 154H151V155H150ZM173 154H174V155H173ZM191 154H192V153H191ZM186 155H187V153H186ZM193 155H194V154H193ZM193 155L190 156L189 159H191V158L193 157ZM250 155H252V153H251ZM2 156H3V157H2ZM30 156H31V157H30ZM38 156H39V155H38ZM42 156H43L44 158H43ZM60 156H61V157H60ZM75 156H76L77 158H76ZM87 156H88V155H87ZM154 156H156V159H157V158H159L160 155H157V154L155 155V154H154ZM12 157H13V158H12ZM18 157H19V158H18ZM22 157H23V158H22ZM27 157H29V158H27ZM53 157H54L55 159L58 160L59 165H60V162H61L63 165L61 164V165H60L61 167H60V166L56 163L57 161H56ZM79 157H80V158H79ZM88 157H89V156H88ZM107 157H108V156H107ZM117 157H119V158H117ZM121 157H122V158H121ZM135 157H136V156H135ZM147 157H148V158H147ZM152 157H153V156H152ZM174 157H175V158H174ZM250 157H251V156H250ZM46 158H47V161H49V159H50V161H51V159H53V160L55 161V163H54V161L52 160L53 163H54L53 165H50V164H49V170H48V168H47L48 166H47L46 168H43V166H46L47 163H48L47 161H45ZM64 158H66V159H64ZM85 158H86V157H85ZM98 158H99V159L102 158V159L99 160ZM112 158H111L109 161H112V162L115 161V160H112ZM120 158H121V159H120ZM123 158L126 159V160H124ZM136 158H137V157H136ZM136 158H135V159H136ZM154 158H155V157H154ZM154 158H151V160H154ZM12 159H13V160H12ZM82 159H83V158H82ZM88 159H89V158H88ZM118 159H119V160H118ZM137 159H138V158H137ZM137 159H136V160H137ZM156 159H155V160H156ZM162 159H164V158H162ZM182 159H183L184 161H183ZM187 159H188V158H187ZM20 160H21V161H20ZM66 160L69 161V163L72 162V164H74L76 167H77V166H80V167H79V168L77 167L78 169H73V171H74V172H73V171H70V170H71V167L73 168V165L70 164L71 167H70V170H69V173H68V171H67V169H66V168H67L66 166L68 165V162L66 163ZM120 160H121V161H120ZM149 160H150V159H149ZM149 160H148V162H149ZM157 160H158V159H157ZM181 160H182V161H181ZM5 161H6V162H5ZM23 161H24V162H23ZM59 161H60V162H59ZM63 161H65V162L63 163ZM85 161H86V160H85ZM103 161H104V162H103ZM127 161H128V162H127ZM131 161H133V160H131ZM139 161H140V160H139ZM255 161H257V160L254 159V162H255ZM15 162H16V163H15ZM76 162H77V163H76ZM88 162H89V160H88ZM90 162H91V161H90ZM143 162H144V163H142V161H141V163H140V162H138V163L135 162V163H136L137 166H138L139 163H140V165H141V164L144 165L147 161H146V162L143 161ZM190 162H192V161H189V163H190ZM252 162H253V161H252ZM254 162H253V163H254ZM5 163H6V164H5ZM10 163H11V164H10ZM12 163H13L14 165H13ZM24 163H26L27 165L24 164ZM38 163H39V162H38ZM45 163H46V164H45ZM50 163H52V162H50ZM93 163H94V164H93ZM96 163H97V165H98L99 163H101V164L98 165V168H99V169L102 168V167L104 166V167L100 170V172H99V169L96 168V167H97ZM105 163H106V164H105ZM130 163H131V162H130ZM130 163H129V164H130ZM149 163H150V162H149ZM161 163H165V162L161 161ZM166 163H169V162H166ZM177 163H176V164H173V163H172V164L174 165L175 168L178 167ZM255 163H256V162H255ZM255 163H254V164H255ZM260 163H261V162H260ZM260 163H259V164H260ZM19 164H20V165H19ZM21 164H22V165H21ZM33 164H34L36 167H35ZM43 164H45V165H43ZM64 164H65V165H64ZM132 164H133V163H132ZM132 164H131V166H132ZM136 164H134V165H136ZM172 164L169 165V166L172 168V171L174 172V170H178V168H177V169L173 168V167L171 166ZM5 165H6V166H5ZM23 165H24V166H23ZM25 165H26V167H25ZM57 165H58V166H57ZM83 165H84V164H83ZM125 165H128V164H125ZM125 165H122V166L124 167ZM134 165H133V167H134ZM260 165H261V164H260ZM7 166H8V167H7ZM15 166H16V167H15ZM21 166H22V168H21ZM28 166L30 167V168H29L30 170L27 169ZM31 166H32V168H33V167H34V168L31 169ZM50 166H51V167H50ZM75 166H74V168H75ZM93 166H95V167H93ZM255 166H256V169L259 168V167H257V165H255ZM258 166H259V165H258ZM40 167H41L42 169H40ZM53 167H54V168H53ZM55 167H56V170L58 169L57 172H56V170L54 171ZM62 167H63V168H62ZM68 167H69V166H68ZM107 167H108V165H107ZM127 167H130V165H128ZM133 167H131V168H133ZM139 167H141V166H139ZM139 167H138V168H139ZM143 167H144V166H143ZM170 167H169V168H170ZM180 167H181V166H180ZM180 167H179V170L177 171L178 173H180V172L183 170V167H181L182 170H180V169H181ZM261 167H262V168H260V170H261V171L264 170V168H263L264 166H261ZM8 168H9V170H8ZM35 168H36V169L38 168V169L35 170ZM135 168H136V167H135ZM138 168H137V169H138ZM141 168H142V167H141ZM10 169H11V170H10ZM19 169H20V170L23 169V170H22L23 173H25V172L27 171V172H28V173H27V176H26V173H25V175H24V174H23V175H20L22 172L20 173ZM24 169H25V170H24ZM44 169L46 170L45 172H44V171H43V172L40 171V170H44ZM50 169H52V170H50ZM60 169H61V170H60ZM65 169H66V171H65ZM83 169H84V170H83ZM87 169H88V170H87ZM93 169H95V170H93ZM103 169H104V170H103ZM250 169H251V170H254L255 167H251ZM250 169H249V171H250ZM86 170H87V171L90 170L89 173H88ZM96 170L99 172V174L102 172V173H101V177H100V175L98 174V176H99V180H98V178H97L98 176L96 175V178H97L98 181H97V183H96V182L94 183V182H91V181H96V180H94V177H95V176H92L93 178L89 181L88 185H86L87 182H88V180L91 178V177H90L91 174L93 175V173L96 172ZM132 170H133V169H132ZM257 170H259V169H257ZM260 170H259V172H256V173H257L256 176H260V178H261V175L263 176L264 173L261 174V171H260ZM13 171H14V172H13ZM16 171H17V172H16ZM24 171H25V172H24ZM29 171H30V172H29ZM36 171H37V172H36ZM39 171H40L41 174L39 173ZM49 171H50V172H49ZM58 171H59L60 173H58ZM76 171H77V172H76ZM81 171H82V172H81ZM134 171H135V170H134ZM172 171H171V173H172ZM254 171H256V170H254ZM10 172H11V173H10ZM53 172L56 173V174H54ZM70 172H71V174L73 173V176H74V174L76 175V177L74 176L75 178H78V177L81 175V173H85V172L88 173V174L86 173L87 175L90 174V176H89V178H88V180H87L85 177H88V176H85V177H84V174H83V176H82V175H81V176L84 178L85 182H84L83 180H81V181H82V182H81V181H79V179H78V182H77V180H75V182H74V179H71V181H70V178H69V176H68V174H70ZM75 172H76V173H75ZM92 172H93V173H92ZM98 172H96V174H97ZM114 172H116V173H114ZM177 172H175V173L178 174ZM17 173H18V174H17ZM52 173H53L54 175H53ZM66 173H67V174H66ZM77 173H78V174L80 173V174L77 175ZM103 173H104V175H102ZM15 174H16V177H14ZM36 174H37V175H36ZM42 174H43V175H42ZM45 174L48 175V176H47V177H43ZM62 174H63L64 176H63ZM86 174H85V175H86ZM94 174H95V173H94ZM105 174H106V175L108 174V176H106ZM117 174H118L117 171H113L112 174H111L110 176L113 175L114 177H115V176L117 177ZM176 174H175V175H176ZM181 174H182V172H181ZM41 175H42V176H41ZM46 175H45V176H46ZM179 175H180V174H179ZM182 175H183V174H182ZM243 175H244V173H243ZM21 176L23 177V180H24V181L22 180V177H21ZM32 176H33V178H32ZM54 176H55V177H54ZM67 176H68L69 179L67 178ZM71 176H72V175H71ZM73 176H72V178H74ZM77 176H78V177H77ZM102 176H103V178H102ZM105 176H106V177H109L110 179H109V178H106V179H108V180H106V179H105L106 181L103 180V179L105 178ZM183 176H184V175H183ZM17 177H18V178H17ZM19 177H20V178H19ZM40 177H41V179H40ZM61 177H62V178H61ZM82 177H79V178H80V179H83ZM242 177H243V176H242ZM263 177H264V176H263ZM42 178H43V179H42ZM63 178H64V180H63ZM180 178H181V175H180L179 179H180ZM16 179H17V180H16ZM19 179H20V180H19ZM29 179H30V180L32 179V180H31L32 182H31ZM33 179H34V180H33ZM36 179H37V180H36ZM38 179H39V180H38ZM53 179H55V180H53ZM66 179H68V180H66ZM113 179H114V178H113ZM113 179H112V180H113ZM21 180H22V182H21ZM40 180H41L42 182H41ZM100 180H102V181H100ZM238 180H239V179H238ZM241 180H242V179H241ZM8 181H9V182H8ZM35 181H37V182H35ZM55 181H56V182H55ZM61 181H62V183H61ZM68 181H69V182H68ZM7 182H8V183H7ZM16 182H17V183H16ZM18 182L21 183V184H20L21 186L19 185ZM27 182H28L29 184H27ZM38 182H40V183H38ZM66 182H67L68 184L70 183V185H71L72 182H73V184L75 183L76 185H75V184H74V185L72 184L73 187L80 186V187H78V188H73L74 190H75V189H78V190H77V194H78L77 197H78L79 195L81 196L82 194L86 195L85 193L87 192V198H85V199H88V200H85V199H84V201H82L83 203H81V201H80L81 206H79L77 203H74V205L77 204V205H78L77 207L80 208V209H79V211L76 210L77 213H76V211L73 210L75 213H72V215L69 214V213H71V212L67 213V214H69L70 216H67V214L65 213V212H67V211H70V210H68V209L66 208V206L68 205V207H70L71 204L68 203V201H69V202H72V200H70V199H74L75 197H74V194H73V196H72V197H74V198L71 197L72 193H71L70 191H72L73 189H72V187L69 188L70 185L65 186V185H67ZM80 182H81V185L79 184ZM90 182L93 183V186H94V187L100 185V186L98 187L99 189L96 187L98 190H97V189L95 190V188L92 186V184H91ZM98 182H99L100 184H99ZM3 183H4V184H3ZM56 183H57V184H56ZM60 183H61L62 185H60ZM64 183H65V184H64ZM82 183L85 185V187H84V185L82 186ZM163 183H164V181H163ZM239 183H240V180H239ZM24 184H25V185H24ZM26 184H27V185H26ZM53 184H54V185H53ZM94 184H95V185H94ZM97 184H99V185H97ZM104 184H105V183H104ZM164 184H166V181H165ZM6 185H7V187H6ZM10 185H11V186H10ZM18 185H19V186H18ZM22 185H23V186H22ZM40 185H41V186H40ZM59 185H60V186H59ZM72 185H71V186H72ZM35 186H36V189H35ZM38 186H39V187H38ZM63 186H64V187H63ZM88 186H89V187H88ZM90 186L93 187L91 190L89 189V188H91ZM262 186H263V184H262ZM10 187H11V189H10ZM18 187H19V188H18ZM25 187H26L27 190H26V189H22V188H25ZM27 187H28L29 189H28ZM46 187H47V188H46ZM52 187H53V188H52ZM57 187H58V188H57ZM81 187H83V188L85 189V190H84V189L82 188L83 191H85V193H81V192H83L82 189H80ZM87 187H88V188H87ZM259 187H260V186H259ZM3 188H5V189H3ZM7 188H9V189H7ZM38 188H42V189H41L42 191H41L40 189H38ZM59 188H61V189H59ZM66 188H67V189H66ZM68 188H69V189H68ZM124 188H125V187H124ZM251 188H253V187H251ZM251 188H250V189H251ZM262 188H263V187H262ZM13 189H14V190H13ZM33 189H34V191H33ZM54 189H55L57 192L60 190V191H59V192H60V193H59V196L55 197L57 192H56ZM65 189L67 190V192H66ZM70 189H71V190H70ZM100 189H101V190H100ZM125 189H126V188H125ZM4 190H5V192H4ZM6 190H7V191L10 190L11 192L9 191V192L6 193ZM35 190H36V191H35ZM44 190H45V192H43ZM47 190H48V191H47ZM52 190H54V192H53L54 194L52 193ZM94 190H95V191H94ZM118 190H120V189H118ZM118 190H117V192H118ZM121 190H124V189H121ZM254 190H255V188L253 189V191H254ZM263 190H264V188L261 189V193L264 192ZM12 191H13V192H12ZM50 191H51V193H52L53 195H55V196L52 195V197H51L50 195H48V194H50V193H49ZM63 191H65V192H63ZM80 191H81V192H80ZM124 191H125V190H124ZM124 191H123V192H124ZM176 191H177V190H176ZM257 191L260 192L259 189H257ZM41 192H42V193H41ZM47 192H48V193H47ZM55 192H56V193H55ZM62 192H63L64 194L67 193V194H66L67 196L64 195ZM72 192H74V191H72ZM79 192H80V193H79ZM121 192H122V191H120V193H119L120 195H121ZM258 192H256V193L259 194ZM3 193H4V194H3ZM12 193H13V194H12ZM36 193H37V194H36ZM70 193H71V195H70ZM124 193H125V192H124ZM124 193H123V194H124ZM261 193H260V195H263V193H262V194H261ZM31 194H33V195H31ZM38 194L40 195V199H41L40 201L38 200L39 198H38V199L36 198V197L39 196ZM42 194H43V195H42ZM44 194H45L46 196H44ZM60 194H63L62 197H63V199H64L65 201H64L63 199H62L63 201L60 199V197H61ZM75 194H76V193H75ZM113 194H115V193H113ZM113 194H112L111 196H108V195H107V192H106V195H105V192H104V198H109V197H110V198H113V196H114ZM117 194H118V193H117ZM253 194H255V192H254ZM253 194H251L252 198H253V196L256 197V195H253ZM16 195H18V196H16ZM19 195H20V196H19ZM57 195H58V194H57ZM84 195H82V196H84ZM102 195H103V193H102ZM102 195H101L100 199L103 198ZM120 195H116L115 197L119 198V197L122 196V195H121V196H120ZM31 196H33V197H31ZM43 196H44L45 198H44ZM48 196L51 197V198H49L50 201L54 198V200H52L51 203H49V201L47 200V199H48ZM65 196H66V197H65ZM118 196H119V197H118ZM123 196H126V195L124 194ZM123 196H122L121 198H122V200L124 201V199H126V198H123ZM248 196H249V195H248ZM251 196H250V197H251ZM2 197L0 196L1 199H3ZM6 197H4V199H6ZM15 197H16V198H15ZM42 197H43V198H42ZM67 197H69V199H68ZM77 197H76V198H77ZM94 197H95V198H94ZM115 197H114V199H115ZM255 197H254V198H255ZM13 198H14V200H13ZM23 198H24L26 201H28V202H26ZM28 198H29V199H28ZM30 198H32V199H30ZM35 198H36V200H38L37 202H35L36 200L34 201ZM58 198L60 199V200H58L59 203H58V201H57ZM65 198H67V200H66ZM78 198H79V197H78ZM82 198H83V197H82ZM117 198H116V199H117ZM27 199H28V200H27ZM45 199L48 201V203H47V201H46ZM100 199H99V200H100ZM15 200H16V201H15ZM30 200H31V201H30ZM79 200H83V199H79ZM90 200H92V199H90ZM93 200H92V201H93ZM104 200H105V199H104ZM107 200H108V199H107ZM107 200H106V202H108ZM117 200H118V199H117ZM120 200H121V199H120ZM120 200H118V201L120 202ZM5 201H6V200H5ZM53 201H54L55 203H53ZM74 201H75V200H74ZM77 201H78V200H77ZM85 201H86V202H85ZM97 201L94 200V202L98 203L99 201H98V202H97ZM101 201H102V199H101ZM109 201H110V200H109ZM41 202H42V203H41ZM61 202H62V203H61ZM65 202L68 203V204H66ZM78 202H79V201H78ZM88 202H89V203L86 205L87 207H88L89 205H91V204H90V201H88ZM106 202H101V203H98V204H96V205H100V204H102V203H104V205H106ZM112 202H113V199H112ZM112 202H111V203H112ZM29 203H31V204H30V207H29V205H28ZM37 203H38L39 205H38ZM85 203H86V204H85ZM91 203H92V202H91ZM111 203H110V204H111ZM114 203H115V202H114ZM116 203H118V202L116 201ZM120 203L123 204L122 202H120ZM124 203H125V202H124ZM0 204H1V203H0ZM11 204H12V205H11ZM45 204H46V205H45ZM53 204H54V205H53ZM57 204H58V205H57ZM64 204H65V205H64ZM69 204H70V205H69ZM121 204H120V205H121ZM2 205H3V204H2ZM8 205L10 206V209H9ZM26 205H27L28 207H27ZM61 205H62V208H61ZM92 205H94V207H95V204L92 203ZM111 205H112V204H111ZM115 205H116V204H115ZM120 205H119V209H120ZM12 206H13V207H12ZM18 206H20V205H18ZM48 206H49V207H48ZM52 206H53V207H52ZM63 206H64L65 208H64ZM100 206H101V205H100ZM107 206H108V204H107ZM4 207H5V208H4ZM7 207H8V208H7ZM44 207H45V208H44ZM77 207L74 206L75 209H78ZM83 207H85V208H83ZM104 207H105V208H104V211H102V213H101V212H98V210H96V209H97L96 207H95L94 209H95L97 212H96V211H94V212H96L97 214L101 213L100 215H102V214L105 213V210H106V206H104ZM123 207H125V206L123 205ZM123 207H121L122 210H123V209H126V208H123ZM235 207H236V206H235ZM235 207H234V209H235ZM2 208H3V209H2ZM18 208H19L20 210H22V213H21V211H20ZM52 208H53V209H52ZM71 208H73L72 205H71ZM71 208H70V209H71ZM74 208H73V209H74ZM112 208H113V206H112ZM112 208H111V209H112ZM116 208H118V207L116 206ZM236 208H237V207H236ZM4 209H6V210H4ZM7 209H8V210H7ZM11 209H12V210H11ZM15 209L18 210V211H16ZM81 209H82V210L84 209V210L82 211ZM98 209H99V208H98ZM100 209H101V207H100ZM111 209L108 208L107 212L110 211ZM119 209H116V210L120 211ZM49 210H50V212H49ZM59 210H58V212H59ZM65 210H67V211H65ZM71 210H72V209H71ZM101 210H102V209H101ZM239 210H240V209H239ZM239 210H238V208H237V210H235L236 213H237V211H239ZM3 211H6V213L3 212ZM14 211H16V212H14ZM19 211H20V212H19ZM52 211H53V212H52ZM62 211H63V213H62ZM87 211H88V210H87ZM99 211H100V210H99ZM111 211H112V210H111ZM113 211H114V210H113ZM8 212L11 213V214H9ZM81 212H82V214H81ZM84 212H85V213H84ZM88 212H89V211H88ZM94 212H93V214L90 213V214H92V216H91L90 218L93 217ZM107 212H106V213H107ZM115 212H117V211H115ZM233 212H234V211H233ZM4 213H5V214H4ZM7 213H8L9 215H7ZM12 213H13V215L15 216V218H12V217H14V216H12ZM50 213H51V214H50ZM83 213H84V214H83ZM96 213H95V214H96ZM106 213H105L106 216H104V217H107V216H108L107 214H109V212H108L107 214H106ZM110 213H111V212H110ZM118 213H119V212H118ZM122 213H123V212H122ZM240 213H241V212L239 211L238 214H240ZM22 214H23V215H22ZM30 214H31V218H30ZM32 214L34 215V217H33L34 220H32V216H33ZM48 214H50V215H48ZM62 214H64V215H62ZM65 214H66V215H65ZM74 214H75L76 217L74 216ZM77 214H79V216H77ZM88 214H89V213H88ZM97 214H96V217H95V218H96L97 221L99 220V222H98L99 225L94 224L95 222L97 223V221H95V218L93 217V218H92V221H93L94 223L91 221L92 226H93V228H95V227H97V228H96V229H93V230L91 231L92 233L89 232L90 229H92V228H89V229H88V226L91 227V225H89L90 222L87 220V219H89V217H87V219L85 220L86 222H87V221L89 222V223L87 222L88 224L83 225V224H85L86 222H85V223H81L83 226H85V228L83 227V228H81L80 231H79L80 233L82 232V233H81L82 235H84V234L86 233V232H84V230H86V229L89 230V231H87V232L89 233V236H88V233H87V235H84V238H79V239H83V240H84L85 238H87V236H88L87 239L90 238V239H89L90 242L87 240V241H88V243H87V250L84 249V247H85V245H86V244H85V241H84L83 243H82L83 240L80 241V242L78 241L79 243H75L77 237L75 236L76 238H74V237H73L74 234H73L72 236L69 235L70 237H73V239L75 240L74 243L76 244V247H77V244H80V248L77 247V248H79V249H78L79 251L77 250L76 252H80V249H84L85 252L88 251V250L90 251V250L93 249V248H94V250H96V249H97L96 247H98L97 244L99 243V241L103 240L102 242H104L105 239H106V240L109 239V241L115 242V243H113V244H112L111 242H108V241H107L108 243L106 242L107 244H105V245H106V247H108V249H110L109 246H113V247H111L112 250H109V251H115V250H113V248L116 249V250H118L117 248H118V246H119L120 244H121V245H120V246H121L120 248L123 250L122 247H124V250H126L125 248H127V246H125V245H126L127 242H128L127 245L131 247V248L128 247V248L130 249V251L126 250V251H128V252H131V251L133 252V250H135V249H138V250H139V248H141V250H143L144 247H147V242H146V241H145L146 243L143 242L144 239L142 238V236H139V235L133 234L135 237H134V236L131 237L130 232H126V234H125V231L123 230V227H122L123 224L121 225V223H123V221H121L122 219H119V216L116 215L115 213H111V214H115L116 216H118V219L116 218L117 220H115V218L113 217L114 219H113V221H111V220H109L108 217H107L108 222L110 221L112 224H111L110 222L108 223L106 218H105L106 220L101 221L103 218H101V220H100V216L98 215V216H99V217H98ZM119 214H120V213H119ZM2 215H3V216H2ZM5 215H6V216H5ZM16 215H17V216H16ZM44 215L46 216V218H44ZM4 216H5V218H4ZM18 216H19V217H18ZM62 216H64V217H62ZM66 216H67V217H66ZM17 217H18V218H17ZM48 217H49L50 219H49ZM68 217H69V219H67ZM74 217H75V218H74ZM79 217H81V220H79V219H80ZM97 217H98V218H97ZM102 217H103V215H102ZM109 217H110V216H109ZM20 218H21V219H20ZM71 218H73V219H71ZM76 218H77V220H76ZM82 218H83V219H82ZM120 218H122V217H120ZM12 219H13V221H12ZM17 219H20V220H17ZM22 219H23V220H22ZM53 219H54V218H53ZM66 219H67V220H66ZM70 219H71V220H70ZM93 219H94V220H93ZM111 219H112V217H111ZM123 219H125V218H123ZM1 220H0V221H1ZM14 220H16L17 222L14 223ZM21 220H22L23 222L26 221V223H22ZM30 220H31V221H30ZM90 220H91V219H90ZM127 220H129V219H127ZM11 221H12V222H11ZM28 221H29V223H27ZM38 221H40V222L38 223ZM45 221H46V222H45ZM69 221H70V222H69ZM72 221H73V223H74V221H76V223L73 224V223H71ZM117 221H119V222H117ZM120 221H121V222H120ZM124 221H126V219H125ZM18 222H20V223H18ZM33 222H37V223H34V224H33ZM66 222H67V223H66ZM81 222H82V221H81ZM83 222H84V221H83ZM101 222H102V223H101ZM126 222H127V221H126ZM4 223H5V222H4ZM7 223H6V224H7ZM21 223H22V225H21ZM58 223H59V222H58ZM0 224H1V223H0ZM23 224H25V225H23ZM36 224H38L39 226L36 225ZM60 224H61V223H60ZM67 224H68V225H67ZM116 224H117V227L115 228ZM118 224H119V225H118ZM126 224H127V223H126ZM1 225H2V224H1ZM1 225H0V226H1ZM10 225H11V224H9V226H10ZM20 225H21V226H20ZM47 225H48V223H47ZM57 225H58L59 227H56ZM79 225H80V224H79ZM94 225H95V227H94ZM100 225H102V227H101ZM120 225H121V226H120ZM129 225H130V223H129ZM223 225H224V224H223ZM5 226H7V225H5ZM60 226H61V227H60ZM64 226H63V227H64ZM107 226H109L108 228H109V230L111 229V230H110L111 232H110V231H109L108 233H107V231L105 232V230H107V228H106ZM118 226L122 227V229H120V230H121V231H122V230L124 231L123 234H120V233H122V232H120V231H118V234H116V229L119 230V229H118ZM226 226L228 227V225H226ZM10 227H12V226H10ZM10 227H9V228H10ZM45 227L47 228V227H50V226H49V225H48V226L44 225L43 228L45 229ZM51 227H50V228H51ZM81 227H82V226H81ZM219 227H221V228L219 229ZM219 227H218V229H219V231H221V232H222V230H223L222 227L224 228V230L228 229L227 227H226V229H225V226H222V225L219 226ZM252 227H253V226H252ZM252 227H251V231L253 230L254 232H256V231H257V230H256L257 227H256V226L253 227V228H255V229H252ZM6 228H7V227H6ZM6 228H4V229H6ZM36 228H35V229H36ZM43 228H38V229L40 230V229H43ZM59 228L63 229L62 232H61V230L59 231ZM101 228H102V229H101ZM114 228H115V229H114ZM127 228H128V226H127ZM2 229H3V228L1 227L0 230L2 231ZM4 229H3V230H4ZM20 229H21V230L24 229V230L21 232ZM38 229H37V230H38ZM98 229H99V232H98ZM215 229L218 230L217 228H215ZM215 229H213V230H215ZM221 229H222V230H221ZM33 230H34V229H33ZM46 230H49V228H47ZM68 230H70V231L68 232ZM94 230H95V231H94ZM96 230H97V231H96ZM101 230H104V232L101 231ZM125 230H126V229H125ZM207 230H208V229H207ZM255 230H256V231H255ZM5 231H6V230H5ZM14 231H15V233H17L18 236L14 233ZM24 231H25V232H24ZM29 231H30V230H29ZM31 231H32V230H31ZM34 231H35V230H34ZM63 231H64L65 233H64ZM93 231H94V232H93ZM251 231L249 230L250 233H251ZM253 231H252V234L254 233ZM9 232L6 231V234L9 233ZM32 232H33V231H32ZM45 232H46V231H45ZM257 232H258V231H257ZM35 233H37V231H35ZM39 233H42V230L39 231ZM46 233H48V232H46ZM49 233H51V232H49ZM49 233H48V234H49ZM72 233H75V232L73 231ZM72 233H71V234H72ZM98 233H99V235H100V233H101V236H103V238L100 239L99 237H101V236H99ZM103 233H106V234L103 235ZM109 233H110V235H108ZM111 233H112V234H111ZM128 233H129L130 235H128ZM178 233H179V232H178ZM178 233L175 232L174 235H177V236L180 235L181 237L183 236V235H181L180 233H179V234H178ZM218 233H219V232H218ZM243 233H244V232H243ZM250 233L247 234V241H248L249 243H248V242H247V244L244 243V244H246V246L244 245L245 248L243 247V250L246 249L248 252H249V249H250V250H251V249H254V243H255L254 240H253V241H250V238H248V237H251V236H250V235H251ZM3 234H4L3 236L6 235L5 233H3ZM14 234H15V235H14ZM21 234H22V235H21ZM48 234H47V235H48ZM55 234L52 236V241H50L51 239L49 240V239L46 237V234H44V232H43V234H41V236H43L44 238L46 237V238L49 240L48 242H52V243H51V245H52V249H51V247H50L51 245L49 246V245L47 244V241H46L45 239H44V240L46 241V245H47V246H45V244L42 242V238H41V240H39V241L42 242V244H44L45 247H47V250H48V251H52L53 249H54L55 251H57V250H58L57 247L60 246V244H59L60 241H61V245H62V241H64V240H63L64 238H62V236H61V237H57L56 240H54V239H55L54 236H56ZM124 234H125V236H124ZM244 234H245V233H244ZM258 234H259V233H258ZM8 235H9V236H8ZM12 235H11V236H12ZM25 235H26L29 239H27ZM44 235H45V236H44ZM49 235H50V234H49ZM75 235L78 236V235H80V234L77 233V234H75ZM106 235H107L109 238H107ZM122 235H123L124 237H126V238L122 237ZM127 235H128V236H127ZM242 235H243V234H242ZM3 236H2V237H3ZM16 236H17V237H16ZM41 236H40V237H41ZM69 236H68V237H69ZM114 236H115V237H114ZM184 236L188 239V235L186 236V234H185ZM189 236H190V235H189ZM239 236H241V235H239ZM5 237H9V239H10V234H7V236H5ZM30 237H31V238H30ZM49 237H50V236H49ZM64 237H65V236H64ZM66 237H65V238H66ZM70 237H69V238H70ZM78 237H81V235L78 236ZM128 237H129L130 239H129ZM133 237H134V239H133ZM228 237H229V236H228ZM228 237L225 236V238H228ZM230 237H231V236H230ZM242 237H244V239L246 238V236H244V235H243ZM256 237H260V235L257 236V233H256L255 235L253 234V236H252L251 238H255V239H257ZM12 238H13V237H12ZM53 238H54V239H53ZM60 238H62V239L59 240ZM69 238H67V239H69ZM98 238H99V239H98ZM110 238H111L112 240H111ZM121 238H122V239H121ZM135 238H136V239H135ZM182 238H183V237H182ZM222 238H224V237H222ZM233 238H234V237H233ZM3 239H4V238H3ZM5 239L7 240V238H5ZM9 239H8V240H9ZM21 239H22V240H21ZM30 239H31V240H30ZM39 239H40V238H39ZM70 239H72V238H70ZM123 239H125V241H124ZM220 239H221V238H220ZM220 239H219V241H220ZM238 239H239V238H238ZM242 239H243V238H242ZM248 239H249V240H248ZM6 240H3V241H6ZM14 240H15V239H14ZM14 240H13V239H10V241H14ZM17 240H16V241H17ZM28 240H30V241H28ZM53 240L55 241V243H56V241H57L56 245H57V244H59V245H57V246H56V245H53V244H55V243H53V242H54ZM65 240H66V239H65ZM77 240H78V238H77ZM96 240H97L98 242H97ZM106 240H105V241H106ZM119 240H120V241H119ZM129 240H130V241H129ZM183 240H186V239L184 238ZM183 240H182V241H183ZM192 240H193V239H192ZM221 240H225V239H221ZM228 240H229V238H228ZM231 240H233V239L231 238ZM231 240H230V241H231ZM0 241L3 242L2 239H0ZM10 241H6L5 243L7 244V242L9 243ZM27 241H28V242H27ZM33 241H34V242H33ZM58 241H59V242H58ZM66 241H67L68 243H67ZM66 241H64V242H66V245L68 244V246H67V247H65L66 245H62V246H64V248H67V249L64 250V248H61V249H63V250H61V249L59 248L58 252H59L60 250L63 251V252H64V251H66V252H67V251L70 252L71 249L75 248V247H74L75 244L72 243V244H73V245H72V244L70 243L71 246H73L72 248H71V246H70V248H71V249H70V248H69V245H70L69 242H72V241H71V240H69V241L66 240ZM87 241H86V242H87ZM91 241L93 242L94 246L91 244V243H92ZM95 241H96V242H95ZM116 241H118V242H116ZM182 241H181V242H182ZM190 241H191V240H190ZM190 241H187L188 243H187V242H186V243L189 245V242H190ZM225 241L227 242V240H225ZM225 241H224V242H225ZM240 241H241V240H240ZM255 241H256V240H255ZM1 242H0V244H2ZM18 242H17V243H18ZM22 242H23V243H22ZM32 242H33V243H32ZM41 242H39V243H41ZM64 242H63V243H64ZM102 242H100V243L102 244ZM122 242L125 244V245L123 244L124 246H122ZM183 242H184L183 244H185V241H183ZM233 242H234V241H232V243H233ZM236 242H237V241H235V245L237 244ZM243 242H246V241L244 240V241L239 242V240H238V243H239V244L236 245V246H238V247H237V248H234V247H233V249L231 248V247H232V246H231L232 243L229 242L230 245L227 246V243H228V242H227L226 244L224 243V245H223L222 241H221L222 244H221V243H218V242H217L218 244L216 243V245H218V246H217L218 248H217L216 246H214V247H216L217 249H220V247H219V245H220L221 248H223L224 250H225V248H226L225 251L228 252V253H229V250H230L231 252L233 251V252H234L233 254H232V253L229 254L230 257H232L233 255L236 254V255L233 256V258H231V259L228 257V259H230V260L228 261V259H226V258H227L226 255H227V254L225 255V252H224V258L222 257L223 259L221 258V260H223L222 262H224L225 264H231V263H234V261H235L236 258H238V259H236V261L238 260V262L240 263V260H239V259L244 260V257L247 255V252H246V254H245L244 251H242V252L240 251V249H241L242 246H243V245H241V244H243ZM250 242H252V243H250ZM14 243H15V245H17V243H16L15 241L12 242V243H10V244L12 245V244H14ZM81 243L84 245V247H83V245H82ZM104 243H105V242H104ZM104 243H103L102 246H104ZM110 243H111L112 245H110ZM118 243H119V245H117ZM18 244H19V243H18ZM31 244H28V245H31ZM42 244H41V246H42ZM64 244H65V243H64ZM88 244H89V245H88ZM139 244H140V245H139ZM143 244H145V245H143ZM187 244H186V245H187ZM251 244H252L253 246H252ZM3 245H5V244H3ZM15 245H14V246H15ZM36 245H39L38 242L36 243ZM81 245H82L83 248H81ZM107 245H109V246H107ZM114 245H116L117 247L114 246ZM135 245H136V246H135ZM138 245H139V246H138ZM247 245H249V246H247ZM6 246H7V245H6ZM14 246H13V248L16 247V246H15V247H14ZM44 246H42V247L40 248V250H41V249H44V248H45ZM53 246H54V247H53ZM89 246H92V248H90ZM95 246H96V247H95ZM100 246H101V245H100ZM102 246H101V247H102ZM140 246H141V247H140ZM230 246H231V247H230ZM233 246H234V245H233ZM236 246H235V247H236ZM239 246H240L241 248H239ZM10 247H11V249H12V246H10ZM17 247H19V246H17ZM22 247L29 248V249H24V250H25V251H26V250H27V251H30V247H28L27 245H22ZM31 247H34V248H31V249H35V248H37V249L34 250V251H37V250L39 249L40 246H36V247H35L34 244H33V245H31ZM60 247H61V246H60ZM115 247H116V248H115ZM133 247H135V248L133 249ZM1 248H3V247L1 246ZM1 248H0V249H1ZM68 248H69L70 251L68 250ZM77 248H76V249H77ZM85 248H86V247H85ZM89 248H90V249H89ZM102 248H103V247H102ZM128 248H127V249H128ZM238 248H239V249H238ZM6 249H7V248H6ZM6 249H1V251H2V250H3V251H8V249H7V250H6ZM11 249H9V250H11ZM22 249H23V248H22ZM45 249H46V248H45ZM45 249H44V251H45ZM50 249H51V250H50ZM76 249H75V250H76ZM121 249H120V250H121ZM131 249H133V250H131ZM234 249H236V251H240L241 253L244 252L243 254H244L245 256L242 255L240 252H238V253H240L241 255H240L239 257H237L239 254H238L237 252L235 253ZM255 249H256V246H255ZM255 249H254V250H255ZM84 250H83V251H84ZM124 250H123V251H124ZM189 250H190V249H188V251H189ZM220 250H221V249H220ZM227 250H228V251H227ZM32 251H33V250H32ZM38 251H39V250H38ZM41 251H43V250H41ZM72 251H73V250H72ZM136 251H137V250H135L134 252H136ZM139 251H140V250H139ZM191 251H192V249H191ZM222 251H223V250H222ZM222 251H221V253H222ZM68 252H67V253H68ZM74 252H75V251H74ZM74 252H73V253L70 252V254H74ZM117 252H118V251H117ZM119 252H120V251H119ZM119 252H118V253H119ZM140 252H141V251H140ZM43 253H45V252H43ZM83 253H84V252H83ZM249 253H251V251H250ZM59 254H60V253H59ZM59 254H57V255H59ZM64 254H65V252H64ZM70 254H69V255H70ZM81 254H82V253H81ZM112 254H113V253H112ZM61 255H62V254H61ZM66 255H67V254H66ZM116 255H117V254H116ZM229 255H228V256H229ZM248 255H249V254H248ZM43 256H46V257H47V255H45V254H44ZM43 256H42L43 259L46 258V257H43ZM59 256H60V255H59ZM59 256H58V257H59ZM67 256H68V255H67ZM70 256H71V255H70ZM202 256H203V255H202ZM241 256H243V257H241ZM64 258H65V256L63 255V256H61V258H58V260H60V259H64ZM139 258H140V257H139ZM234 258H235V259H234ZM242 258H243V259H242ZM43 259H42V260H43ZM200 259H201V261H200V260H198V261H200V264H202V263H201V262H202V257H201ZM224 259H225V261H224ZM232 259H233V261L231 262ZM45 260H46V259H44V261H45ZM52 260H53V259H52ZM204 260L206 261V258H205ZM46 261H47V260H46ZM60 261H61V260H60ZM60 261H59V262H60ZM192 261H197V260L193 259V257H192ZM205 261H204V264L207 262V261H206V262H205ZM227 261H228V262H227ZM229 262H231V263H229ZM43 263H44V262H43ZM220 263H221V262H220ZM220 263H219V264H220ZM224 263H223V264H224ZM235 263H236V262H235ZM243 263H245V260H244V261H241L240 264H243ZM48 264H50V263H48ZM62 264H63V263H62ZM196 264H198V263H196ZM206 264H207V263H206ZM208 264H211V263L209 262ZM212 264H213V263H212ZM221 264H222V263H221Z\"/></svg>",
	"mask_w": 264,
	"mask_h": 264
}]
</instances>
